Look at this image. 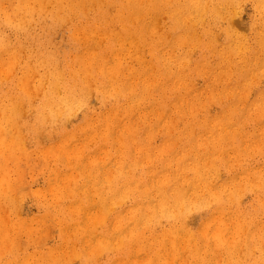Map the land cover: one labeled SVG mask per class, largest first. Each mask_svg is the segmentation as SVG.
Listing matches in <instances>:
<instances>
[{"label":"rangeland","instance_id":"obj_1","mask_svg":"<svg viewBox=\"0 0 264 264\" xmlns=\"http://www.w3.org/2000/svg\"><path fill=\"white\" fill-rule=\"evenodd\" d=\"M76 1V2H75ZM135 1H137V0H131V1H128V0H74V1H72L74 4H72V5H70V7L73 9V11H72V9L70 8L69 10H68V12H67V14H66V16L64 15L65 13H63V12H61L60 13V15H62V16H65L61 21H59V22H55L54 23V17L52 16V9H53V5H52V2H50L49 0H43V2H42V7H41V9H40V11H38L37 10V8L40 6V4L38 5V3H37V0H28V2H29V4L30 5H32L33 7H32V9L33 10H31L29 13H26L25 12V14H23L24 12H19L18 13V15H15V14H12V16L14 17L13 18V20H12V22H10V23H8V24H2V25H0V32H1V34H0V57H2V56H6V58L4 59L3 57L1 58V60H0V62H3L4 63V60H5V63L4 64H6V66L4 67V66H1V64L2 63H0V99L1 98H4V97H1V95L2 94H4V93H7L8 94V99H4L3 101H5V102H7V101H9L11 104H13V103H15V102H17L18 104H19V102H20V104H22L21 106L22 107H20V105H17V108H16V114L17 113H19V115L16 117V119H15V123H12L11 125L12 126H9L6 130H8V131H10V132H6L5 133V135H3L6 139H8V137H9V139H13L14 140V142L16 143V147H17V144H18V146H19V151L22 153V155L20 156V157H18L17 159H15V158H11V159H9L8 160V162H7V165H9L8 167H9V173H11L10 174V177H12V185L14 186L15 184H16V187L14 188L13 186H11V187H13L14 188V191H13V193H12V191H10V190H12L13 188H11V189H9L8 190V198L10 199L4 206H2L1 207V209H2V212H1V217H2V219H3V217H4V220L3 221H7L8 220V224H11L10 223V221H16V222H18V223H25V222H27V223H31L30 225V227H31V229L33 228V231L32 230H28V233H26L27 235H25V234H22V232L17 236L16 235V240H17V242L14 244V248H13V251H11V252H9V251H7V250H5L3 253H0V264H6V262H7V260H10V259H14L15 258V255L16 256H18V257H20V258H23V257H25V256H27V255H29V254H31L32 255V257L33 256H35V257H33V258H35L36 260H37V262H36V264L38 263V261H40L39 263L40 264H65L64 262H66V258H67V262H66V264H93V262L94 263H97V264H99V261H101V263L100 264H102L103 262V264H112V262H113V264L115 263V261L117 260V258L118 257H121L122 258V260H123V257L122 256H125L124 257V259H127V257H128V255H127V252L133 247V249H132V254L134 255L135 254V247H134V243H132V242H134V241H130V240H128V232H130V229H128V228H130V227H133V229H135V231H137L138 229V231L136 232V234H137V236H138V239H143L144 241V243L146 244L147 243V240L149 239V238H151V237H153V236H157V235H159L162 231H163V229H167L168 227H179L180 226V231L181 232H183V234H184V232H185V230L188 228V229H190L191 231H197V229L200 227V225H201V222L204 220V219H206L207 217H209L210 216V214H211V209H213L216 205H217V202L213 199V197H210L209 196V194H208V192L205 190L204 192H203V196L202 195H198L200 192H198V190H196L195 191V193H193L192 192V196H191V190H192V181L190 182V178H191V180H193V178L195 177V173H192V172H194V168H195V171L196 170H200V169H205V167H206V169L205 170H203L204 172H205V174H206V179L209 181V183L212 185V187H213V190L215 189V190H217V191H214L215 193L216 192H220V191H218L222 186H224V188H225V193L224 192H221V193H223V194H225L226 196L228 195L229 196V200H227V197L225 196V195H223L222 194V197L224 198V202H225V204H224V208L225 209H228V211H230V212H233V211H237V209H238V211H241L242 213H243V211H246V212H244V214H246V220L248 221L249 219H251L250 221H257L258 223H259V225L261 226V222L262 221H264V214H263V212H264V210H262L263 208H264V204H263V200H264V174H262V176L263 177H259V175H258V173L257 174H254L253 172L258 168V169H260V170H258V171H261L262 169H263V166L264 165H262L263 163H264V139H261V141H259L260 140V138L262 137V136H264V131H262L261 132V130H264V106H263V109L260 107V104L262 103L263 105H264V101H263V99H264V57H261V56H264L263 54V52H264V45L262 46V44L264 43V24H262V23H260V21H259V19H260V15H258L259 14V12L255 9V4H254V2H255V0H244L245 2H243V0H237L238 2L237 3H235L234 4V7L236 8V6H238V5H240V6H238L236 9H237V13H231L227 18H225V19H221V21H220V24L218 23V24H212V25H210V27H211V30H212V32H213V39H215V41L213 42V41H210V43L209 42H207L206 44L208 45L207 46V48L204 46V44H203V41L205 40V39H207V37H205V35H203L202 34V31L205 29V28H207V26H205L204 24H203V21L201 22L199 19H198V13H181L180 14V16L177 18L178 19V21H177V19H176V21L173 19V17L171 16V15H168L169 13H166V14H163L165 11L166 12H170L171 14H172V9H174V6L175 5H177V4H179L182 0H170V2H169V0H159V2H158V0L156 1V0H141L142 1V3H141V1L139 0V4H138V1H137V3L135 2ZM144 1V2H143ZM156 1V2H155ZM176 1V2H175ZM178 1V2H177ZM215 1V0H214ZM218 1H220V0H216L215 2H218ZM243 2V3H239V2ZM7 2V3H6ZM5 2V4H7V9H8V11H10V9H9V1H6ZM31 2V3H30ZM35 2H36V4H35ZM82 2V3H81ZM84 2V3H83ZM129 2H130V4H129ZM158 2V3H157ZM50 3V4H49ZM80 3H81V5H80ZM120 3V4H119ZM128 3V4H127ZM145 3V4H144ZM163 4L162 6H161V4ZM49 4V6H47ZM84 4V5H83ZM89 4H91L90 6H89ZM141 4V5H140ZM155 4H157L156 6H155ZM80 7H79V6ZM93 5H95V6H93ZM121 5H124V8L123 9H121L120 8V6ZM159 5V6H158ZM171 6L170 8L168 7V6ZM172 5H173V7H172ZM254 5V6H253ZM86 7V8H85ZM128 7V8H127ZM156 7V8H155ZM167 8V9H165V8ZM220 7H222V9H224V5H220ZM45 8V9H44ZM132 8H135L134 10L135 11H133V9ZM168 8H169V11H168ZM81 9V10H80ZM227 9V8H226ZM83 10H86V11H83ZM158 10V11H157ZM75 11H76V13H75ZM109 11H111V12H109ZM124 12V14H125V12H126V14H125V16L127 15H129V12L131 11V12H134L133 14H131V20H122L121 19V12ZM144 11V12H143ZM101 12V13H100ZM137 12H139V13H137ZM156 13V15L159 13V17H158V15L156 16L155 15V13ZM255 12V13H254ZM257 12V13H256ZM21 13H22V15H21ZM72 13V14H71ZM151 13H152V15H153V17L151 16ZM34 14V15H33ZM136 14V15H135ZM138 14V15H137ZM139 14H140V16H139ZM233 14V15H232ZM238 14H240V15H237ZM101 17H100V16ZM161 15H163L162 17H161ZM194 16V17H192L191 18V16ZM87 16V17H86ZM135 16H139L138 17V19L137 20H133V17H135ZM171 16V17H170ZM186 18H185V17ZM187 16H189V17H187ZM203 16H204V14H203ZM233 16H236L237 18L236 19H232L231 20V17H233ZM143 17V18H142ZM145 17V18H144ZM157 17H158V19H157ZM197 19H196V18ZM211 17V16H210ZM68 18V19H67ZM77 18V19H76ZM130 18V17H129ZM151 18V19H150ZM167 18V19H166ZM182 18V19H181ZM185 18V19H184ZM188 18V19H187ZM110 19V20H109ZM141 19V20H140ZM152 19L153 20H156V21H152ZM172 19V20H171ZM187 19V20H186ZM191 19H193V25L191 24V22L190 21H192ZM196 19V21H194ZM22 20H24V21H22ZM77 20V21H76ZM150 20V21H149ZM167 20V21H166ZM174 20V21H173ZM189 20V21H188ZM204 20V19H203ZM205 20H209V16H206V18H205ZM239 20V21H238ZM258 20V21H257ZM19 21H21V22H19ZM99 21V22H98ZM104 21V22H103ZM132 21V22H131ZM143 21V22H142ZM146 21H148V22H146ZM151 21H152V25L154 26H151L152 28H153V30L152 29H150L151 27L149 26V25H151ZM162 21V22H161ZM181 21H183V22H181ZM225 21V22H224ZM235 21H237L238 22V26L236 25V26H234V24H235ZM40 22V23H39ZM71 22V23H70ZM86 22H88V23H90V24H88L87 23V25H86ZM92 22V23H91ZM157 22V23H156ZM176 22H178V23H180L182 26L183 25H185V26H183V29H180L179 27H178V25H177V23ZM257 22V23H256ZM20 23V24H19ZM48 23H49V25H48ZM117 24V25H115V24ZM132 23V24H131ZM139 23H141L140 25H139ZM149 23V24H148ZM160 23V24H159ZM163 23H164V25H163ZM166 23V24H165ZM176 23V24H175ZM227 23V27H229L232 31H234V33H237L238 35L240 34V32H241V34L239 35V37L238 38H244V39H241L242 41H243V44L241 45L240 43V40H238V43H239V45H241V49H242V47L243 46H245V44H246V46L244 47V49H240L239 50V52H236V54H235V51L233 52V50L231 49V47H228V46H226V45H228V44H226V41H225V39H224V30L222 29L223 27L222 26H224L225 24ZM13 24V25H12ZM97 24V25H96ZM102 24V25H101ZM106 24V25H105ZM111 24V25H110ZM137 24V25H136ZM146 26H145V25ZM158 24V25H157ZM163 25L162 27H159L160 25ZM190 24H191V26H190ZM223 24V25H222ZM231 24V25H230ZM256 24V25H255ZM7 25H9V26H7ZM28 25V26H27ZM78 25V26H77ZM86 25V26H85ZM94 25H96L95 27H94ZM108 25V26H107ZM141 25H144V29H142V28H140L141 27ZM172 25V26H171ZM189 25V26H188ZM214 25V26H213ZM219 25V26H218ZM240 25V26H239ZM242 25H244V27H246V28H244ZM251 25V26H250ZM255 25V26H254ZM48 26V27H47ZM64 26V27H63ZM81 26V27H80ZM91 26H93V29H91L92 27ZM98 26V27H97ZM136 26L139 28H137L138 30H136ZM148 26L150 27V28H148ZM158 26V27H157ZM167 26V27H166ZM171 26V27H170ZM194 26V27H193ZM197 26V27H196ZM201 28H200V27ZM218 26V27H217ZM232 26H233V28H232ZM241 26L243 27V28H241ZM11 27V28H10ZM96 27H97V29H96ZM108 28V30L106 29V28ZM120 29H119V28ZM130 27V28H129ZM156 27H157V29H156ZM175 27V28H174ZM186 27V28H185ZM187 27H188V29H187ZM190 27H191V29H190ZM259 27V28H258ZM260 27H262V29L260 28ZM1 28H4V29H1ZM16 28V29H15ZM18 28V29H17ZM129 28V29H128ZM165 28V29H164ZM170 28H171V30H170ZM197 28V29H196ZM216 28V29H215ZM250 28V29H249ZM252 28V29H251ZM38 30V32H37V30ZM79 29V30H78ZM81 29V30H80ZM105 29V30H104ZM148 29L149 30H151V31H148ZM194 29H195V31H194ZM243 29H246V30H243ZM6 30V31H5ZM43 30H44V32H43ZM69 30V31H68ZM74 30H76V31H74ZM89 30V31H88ZM110 30V31H109ZM155 30V31H154ZM157 30H158V32H157ZM163 30H164V32H163ZM168 30V31H167ZM182 30V31H181ZM193 31V35H191L192 36V38H191V36H190V33L189 32H191L192 33V31ZM197 30V31H196ZM200 30V31H199ZM238 30V31H237ZM240 30V31H239ZM251 30V31H250ZM254 30L255 31H257V33H254ZM263 31V32H260V31ZM18 31H19V33H18ZM33 31V32H32ZM80 31V32H79ZM85 32V34H83L82 36H81V34H82V32ZM101 31L103 32V33H101ZM107 31V32H106ZM167 31V32H166ZM174 31V32H173ZM175 31H177L176 33H175ZM185 31H188V32H186L185 33ZM237 31V32H236ZM243 31V32H242ZM259 31V32H258ZM16 32V33H15ZM87 32V33H86ZM89 32H90V34H89ZM161 32V33H160ZM167 33V35L169 34V36H171V38H173V39H171L169 36L167 37V35H165L164 34V36H163V33ZM169 32V33H168ZM184 32V33H183ZM200 32V33H199ZM222 34H221V33ZM245 32V33H244ZM10 33V34H9ZM24 33V34H23ZM47 33V34H46ZM71 33L73 34V36L71 37L70 35H71ZM96 33V34H95ZM100 33V34H99ZM117 33V35H115ZM130 33V34H129ZM175 33V34H174ZM182 33V34H181ZM199 34V36L197 37V35ZM216 33L218 34V35H216ZM249 33V34H248ZM9 34V35H8ZM32 34V35H31ZM35 34V35H34ZM40 34V35H39ZM69 34V35H68ZM88 34H89V37H87L88 36ZM100 36H99V35ZM108 34V35H107ZM123 34V35H122ZM132 34H135L134 36L132 35ZM148 34V35H147ZM185 36H184V35ZM186 34H188V36L189 37H187V35ZM244 34V35H243ZM254 36H253V35ZM257 34V35H256ZM28 35H30V36H28ZM37 35V36H36ZM42 35H43V37H42ZM46 35H48V36H46ZM50 35V36H49ZM98 35V36H97ZM119 35H120V37H119ZM175 36V38H174V36ZM202 35V36H201ZM241 35H243V37L241 36ZM245 35H246V37H245ZM257 37H256V36ZM8 38H7V37ZM19 36V37H18ZM25 36V37H24ZM27 36V37H26ZM41 36V37H40ZM60 36V37H59ZM123 36H125V37H123ZM134 37V39H133V37ZM187 37V38H184V37ZM193 36H195V37H193ZM215 36H218V37H215ZM259 36H261V37H259ZM5 37V38H4ZM32 37V38H31ZM64 37V38H63ZM70 37V38H69ZM94 37V38H93ZM98 37H102V38H99L98 39ZM118 37H119V39H118ZM121 37H123V38H121ZM137 37V38H136ZM163 37V38H162ZM167 37V38H166ZM182 37V38H181ZM248 37V38H247ZM255 37V38H254ZM263 37V38H262ZM21 38V39H20ZM42 40H41V39ZM46 40H45V39ZM53 38H54V40H53ZM56 38V39H55ZM80 38H81V40H80ZM97 38V39H96ZM112 39V41H111V39ZM121 38V39H120ZM129 38H131L132 40H129ZM135 38L137 39V41L135 40ZM147 38V39H146ZM177 38V39H176ZM189 38H191V39H189ZM195 38V39H194ZM197 38H198V40H197ZM216 38L218 39V40H220V41H216ZM255 40H254V39ZM33 39V40H32ZM88 39H89V42H88ZM96 39V40H95ZM127 39H128V42H126L127 41ZM154 39V40H153ZM188 39V40H187ZM204 39V40H203ZM249 39V40H248ZM262 39H263V41H262ZM11 40H13V41H11ZM40 40V41H39ZM67 40V41H66ZM83 40H85V42L82 44V42H83ZM94 40L97 42H95L96 44H95V46L93 45L94 44ZM99 40V41H98ZM113 40H115L116 41V43H115V41H113ZM118 40V41H117ZM138 40H140V41H138ZM165 40V41H164ZM170 40V41H169ZM177 40V41H176ZM180 40V42H178ZM192 40V41H191ZM193 40H195V41H193ZM251 40L253 41V42H251ZM259 42H258V41ZM42 41V42H41ZM47 41V42H46ZM54 41V42H53ZM72 41V42H71ZM81 41V42H80ZM102 41V43L100 44V42ZM104 41H106V42H104ZM108 41V42H107ZM111 43H110V42ZM120 41V42H119ZM133 41H135V43H136V45H135V43L133 42ZM163 41H164V43H163ZM167 41H169L168 43H166ZM176 41V42H175ZM186 41V42H185ZM191 41V42H190ZM4 42V43H3ZM34 42V43H33ZM38 42V43H37ZM40 42V43H39ZM99 42V43H98ZM122 42V43H121ZM131 42V43H130ZM138 42V43H137ZM143 42H144V44H143ZM159 42H161L160 44H159ZM173 42H174V44L175 43H177V45L175 44H173ZM187 42H189V43H187ZM195 42V43H194ZM212 42L214 43V44H212ZM249 42V43H248ZM259 43L258 45H257V43ZM29 43H30V46H29ZM36 43H37V45H36ZM43 43V44H42ZM55 44V46H54V44ZM113 43V44H112ZM114 43H115V45H114ZM127 43H129L128 45H129V47H128V45H126ZM158 43V45L159 46H157L156 44ZM180 43V44H179ZM184 43V44H183ZM186 43H187V45H186ZM192 43V44H191ZM193 43H194V45H193ZM201 43V44H200ZM218 43V44H217ZM220 43V44H219ZM260 43H262L261 45H260ZM48 44V45H47ZM58 44V45H57ZM69 44V45H68ZM92 44V46H90ZM100 44V45H99ZM131 44H132V48L134 49H132L131 48ZM138 44H139V46H138ZM171 46H170V45ZM181 44H183V45H181ZM189 44H191V45H189ZM205 44V45H206ZM23 45V46H22ZM39 45V46H38ZM110 45V46H109ZM156 45V46H155ZM166 45H168V46H166ZM174 45V47L172 48V49H170L172 46ZM180 45V46H179ZM184 45H186V46H184ZM188 45H189V49H188ZM222 45V46H226V47H220V46ZM234 45V44H233ZM24 46H26V47H24ZM38 46V47H37ZM53 46H54V48H53ZM64 46V47H63ZM68 46V47H67ZM89 46V48H86V47H88ZM135 48H134V47ZM161 46H162V48H161ZM166 46V47H165ZM183 46V47H182ZM217 48H216V47ZM218 46H219V48H218ZM232 46V45H231ZM33 47H35V48H33ZM59 47V48H58ZM94 47V48H93ZM102 47V48H101ZM122 47V48H121ZM127 47H128V49H129V51H128V49H127ZM157 47V48H156ZM166 48V50H165V48ZM175 47H176V49H175ZM185 47H186V49H185ZM260 49H259V48ZM40 48V49H39ZM47 50H46V49ZM61 48V49H60ZM83 48V49H82ZM97 48V49H96ZM105 48V49H104ZM131 48V49H130ZM137 48V50L135 51V49ZM138 48H140V49H138ZM160 48V49H159ZM209 48V49H208ZM230 48V49H229ZM250 48V49H249ZM251 48H252V50H251ZM255 48V49H254ZM258 48V50H259V54L260 55H257V53H258V50H256ZM23 49V51H21ZM35 49V50H34ZM43 49H45L46 50V52L44 53V52H42V50ZM56 51H55V50ZM60 49V50H59ZM63 49V50H62ZM84 49L85 50H88L89 49V53H90V57L88 56L89 55V53H88V51L87 52H85L84 51ZM110 49V50H109ZM162 49V51H160ZM168 49V50H167ZM184 49H185V51H184ZM191 49V50H190ZM194 49V50H193ZM213 49H214V51H217L216 53L213 51ZM226 49V50H225ZM237 49V48H236ZM263 49V50H262ZM30 50V51H29ZM80 50H82V51H80ZM91 50H94L93 52L91 51ZM102 50V51H101ZM108 50V51H107ZM116 50V51H115ZM123 50H125L126 52H128L129 54L127 55V56H130V57H128L129 58V60L126 58L127 56H125L126 55V52L124 53L123 52ZM138 50H140V51H138ZM156 50V51H155ZM170 50H172V52L171 53H173L174 51L173 50H175V52L173 53V54H170L169 52H170ZM184 52H183V51ZM187 50V51H186ZM188 50H189V52H188ZM51 51V52H50ZM59 51H61V52H59ZM73 51H74V53H73ZM77 51V52H76ZM78 51H79V53H81V54H83V56H85L84 55V53L86 54L87 53V55H86V57H83L82 55H81V57L82 58H80V54L78 53ZM107 51V52H106ZM114 51V52H113ZM135 51V52H134ZM138 51V52H137ZM165 51V52H164ZM190 51H192V52H190ZM212 51H213V53H212ZM230 51V52H229ZM237 51H238V49H237ZM243 52V53H241V52ZM6 52V53H5ZM12 52H13V54H12ZM26 52V53H25ZM56 52V53H55ZM71 52H72V54H71ZM83 52V53H82ZM97 52V53H96ZM133 52V54L132 55H130V53H132ZM159 52V53H158ZM161 52V53H160ZM196 52V53H195ZM206 52V53H205ZM219 52V53H218ZM221 52V53H220ZM225 52H227V53H225ZM233 52V53H232ZM244 52H246L247 54H245ZM25 53V54H24ZM32 53V54H31ZM50 53H52L53 55H55V60L54 61H51V62H48V57H47V55L49 54V55H51ZM77 53V54H76ZM93 53H95V54H93ZM109 53V54H108ZM169 53V54H168ZM178 53V54H177ZM183 53H185V54H183ZM188 53L190 54V55H188ZM224 53V54H223ZM229 53H230V55H229ZM232 53V54H231ZM240 53V54H239ZM256 53V54H255ZM11 54V55H10ZM17 54V55H16ZM24 54V55H23ZM40 54V55H39ZM46 54V55H45ZM106 54V56L108 57H105L104 55ZM112 54V55H111ZM113 54H115V55H117V57H118V59H116L115 58V55H113ZM124 54V55H123ZM144 54H146V55H143ZM163 54V55H162ZM175 54L177 55V56H175ZM180 54V55H179ZM183 54V55H182ZM202 54V55H201ZM222 54V55H221ZM242 54V55H241ZM250 54V55H249ZM253 54V55H252ZM15 55L17 56V57H15ZM44 55V56H43ZM58 55V56H57ZM100 55V56H99ZM134 55V57H131V56H133ZM167 55H168V57H167ZM196 55V56H195ZM224 55V56H223ZM233 55V56H232ZM237 55V56H236ZM238 55H241L240 56V59L241 58H244V59H241V60H243V61H241V60H239L237 57H238ZM247 55H248V57L249 58H247ZM252 55V56H251ZM26 56V57H25ZM33 56V57H32ZM74 56H75V58H74ZM111 56V57H110ZM125 56V57H124ZM141 56H143V57H141ZM159 56V57H158ZM161 56V57H160ZM167 58H166V57ZM174 56V57H173ZM181 56V57H180ZM186 56V57H185ZM192 56V57H191ZM218 56V57H217ZM229 56H231V57H229ZM259 56V57H258ZM14 57V58H13ZM39 57V58H38ZM45 59H44V58ZM89 57V58H88ZM103 58V57H105V58H103V60H99V59H101V58ZM112 57H113V59H112ZM119 57L121 58V59H119ZM169 57H171V58H169ZM189 57V58H188ZM224 57V58H223ZM232 57H234L233 59H232ZM261 57V58H260ZM19 59V60H17V62H14V61H16V59ZM73 58V59H72ZM99 58V59H98ZM131 58H133V59H135L134 60V62H133V60L131 59ZM144 58V59H143ZM160 58H162L161 60H160ZM172 58L174 59V60H172ZM177 58H179V60L177 59ZM182 60H181V59ZM185 58V59H184ZM187 58V59H186ZM204 58V59H203ZM217 58V59H216ZM222 58H223V60H222ZM226 58V59H225ZM238 60H237V59ZM254 58V59H253ZM12 59V60H11ZM26 61H25V60ZM59 59H60V65H58L59 64ZM87 60L88 61V59H89V61H88V63L87 64H85V66H86V70H84L85 72H87V70L89 69V67H90V69H89V71L90 70H92V71H90L89 73H91V75H88L89 73L87 72L86 73V75H88V78H87V76L84 74L85 72L83 71V70H81L82 68H83V66H84V63H86L87 61H85V60ZM94 59H96L97 60V62H96V60H95V62H94ZM109 59H111V60H109ZM131 59V60H130ZM166 59L168 60L167 61V63H166ZM184 59V60H183ZM190 61H189V60ZM194 59V60H193ZM208 59V60H207ZM226 61H225V60ZM235 59V60H234ZM253 61H256V63L254 64L253 62H252V60ZM258 59H260L259 60V62H258ZM263 59V60H262ZM14 60V61H13ZM29 60H30V62H29ZM71 60H72V62H71ZM78 60H83V61H81V63H79L80 61H78ZM99 60V61H98ZM105 60V61H104ZM113 60V61H112ZM119 60H120V62H119ZM125 60V61H124ZM138 60V61H137ZM153 60V61H152ZM172 60V61H171ZM176 60H178L177 62H176ZM182 62H181V61ZM188 60V61H187ZM200 60V61H199ZM205 60V61H204ZM212 60V61H211ZM214 60H215V62H214ZM237 60V61H236ZM248 60V61H247ZM14 63H13V62ZM75 61V62H74ZM102 61H104L105 63H101ZM107 61H110L111 63L112 62H114L115 61V64L113 63L112 65H114V67H115V65H117V67L116 68H114L112 65H110L111 63H109V62H107ZM128 61H129V63H128ZM147 61V62H146ZM165 61V62H164ZM181 63H180V62ZM188 62V63H186V62ZM195 61V62H194ZM201 61H203L202 63H203V65H202V63H201ZM211 61V62H210ZM234 61V62H233ZM10 62H12L13 64H16V65H13L12 63H10ZM49 63V65H48V63ZM62 62V63H61ZM78 62V63H77ZM92 62H93V64H92ZM99 62V64H96V63H98ZM117 62H119V63H117ZM132 62V63H131ZM142 62V64L140 65V63ZM149 62H151L150 63V66H149V64H143V63H149ZM154 62V63H153ZM161 62V63H160ZM171 62V63H170ZM176 62V63H175ZM179 62V63H178ZM185 62V63H184ZM209 62V63H208ZM213 62V63H212ZM226 62V64H222V63H225ZM231 64H230V63ZM232 62H233V64H232ZM241 62V63H240ZM248 62V63H247ZM252 62V63H251ZM21 63H22V65H21ZM65 63V64H64ZM74 63V64H73ZM108 63V64H107ZM131 63V64H130ZM165 63H166V65H165ZM177 63H178V65L179 64H182V65H177ZM206 63V64H205ZM221 63V64H220ZM251 63V64H250ZM260 64L259 66H260V68L258 67V65L257 64ZM13 66H12V65ZM73 64V65H72ZM79 64H81V65H79ZM120 64V65H119ZM127 64V65H126ZM130 66H133L134 68H135V70L134 71H132L133 70V68L131 67L130 69H132L131 71L130 70H128L129 69V65ZM153 64V65H152ZM155 64V65H154ZM161 64V65H160ZM185 65V67H184V65ZM199 64V65H198ZM211 64H213V65H211ZM216 64V65H215ZM218 64H220V65H218ZM228 64H230V66L232 67V65H233V67L231 68ZM243 64H245V65H243ZM246 64H248V65H246ZM254 64V65H253ZM262 64V65H261ZM3 65V64H2ZM24 65V66H23ZM33 65V66H32ZM67 67H66V66ZM78 65H79V67H78ZM96 65V66H95ZM99 65V66H98ZM108 65V67H106ZM112 66L113 67V69L115 70V74H114V70L113 69H111L112 71H109V69H106V68H110V66ZM120 66V68H119V66ZM140 65V66H139ZM189 65V66H188ZM204 65H206V66H204ZM209 65V66H208ZM250 65V66H249ZM253 67H252V66ZM10 66V67H9ZM38 66V67H37ZM74 66V68H72L71 69V67H73ZM89 66V67H88ZM100 66H102L101 68H100ZM124 66H126V67H124ZM129 66V67H128ZM152 66H153V68H152ZM164 66H167L166 68H164ZM169 66H170V68H172V70L173 71H171V70H169L170 68H169ZM179 68H178V67ZM181 66V67H180ZM201 66V67H200ZM241 66V67H240ZM257 66V67H256ZM3 67V68H2ZM11 67H12V70H10L11 69ZM14 67V68H13ZM32 67V68H31ZM60 67V68H59ZM95 67H99V68H95ZM124 67V68H123ZM137 67V68H136ZM139 67V68H138ZM141 67V68H140ZM176 67V68H175ZM183 67H184V71H183ZM200 67V68H199ZM202 67H204V70H201L202 69ZM229 67V68H228ZM237 67H239V69L236 68ZM242 67H243V69H245V70H242ZM246 67V68H245ZM249 69H248V68ZM261 67H262V71H260L261 70ZM5 68V69H4ZM26 68V69H25ZM34 68V69H33ZM39 68V69H38ZM50 68V69H49ZM78 69V72H74V70L75 69ZM88 68V69H87ZM123 68V69H122ZM143 68V69H142ZM145 68V69H144ZM188 68V69H187ZM213 68V69H212ZM214 68H216V69H214ZM224 68H225V70H224ZM228 68V69H227ZM251 68V69H250ZM259 68V69H258ZM3 69V70H2ZM47 69H49V71L47 70ZM97 69H100V71L99 70H97ZM147 69V70H146ZM152 70V71H150L151 73H150V75L148 76V78H147V80L148 81H146V82H148V87H149V85L151 84V80H152V76H153V78L155 79H153L152 81L154 82H152V86H150L149 88H148V92H147V90H146V93H145V89H147V87L145 88V89H143L142 90V81H141V79H142V77H143V75L145 76V75H148L149 74V70ZM168 71H167V70ZM176 69H177V71H176ZM186 69V70H185ZM205 69H206V71H205ZM209 69H211L210 71H212V72H210V71H208ZM218 69V70H217ZM221 69H223L222 70V74L223 75H225L226 73H228V75H225V76H223V75H218L219 74V71L221 70ZM8 70V71H7ZM23 70H26V71H28L27 73H33L32 75L33 76H30V85L28 86V89L29 90H34V92H33V90H32V92L31 91H29L28 89H22V88H20V86L18 87L17 85H16V79L18 78V76L22 73V71ZM106 70H108L107 71V73H106ZM122 70V71H121ZM125 70V71H124ZM139 70V71H138ZM144 70V71H143ZM165 70L168 72V73H166L165 72ZM179 70V71H178ZM195 70H197L196 72H195ZM214 70V71H213ZM216 70V71H215ZM230 70H231V72H230ZM238 70H240V71H238ZM260 71L259 73H257V72H254V71ZM5 73H4V72ZM12 71V72H11ZM52 71H60V74L62 75V82H61V84H60V86H59V88L57 89V88H55L54 89V96H61V95H63L64 93H65V90H66V88H67V86L70 84V80L68 79L69 77V75H72V79H74L73 78V74L71 73V71H73V73H80L81 75H79V76H77V78H76V80L74 79V80H72L75 84H76V87L78 88L80 85H83L84 87H85V89L87 88L88 89V93H87V95L85 96H82V93H83V91H82V93H81V95L80 96H76V98H75V104H74V106H73V108L72 109H70L69 111H66V113L69 115V117H68V120H67V124H65V122H66V120H62V119H58V118H55V119H49V120H46L45 122H44V124L43 123H41L39 120H40V118H39V112H38V105L41 103L40 102V100L42 101V99L44 98V94H45V92L48 90V89H50L51 88V86H50V81H51V79H49L50 78V73L52 72ZM97 71H99V73H97ZM144 73H143V72ZM169 71H170V73L172 74H169ZM175 71H176V73H175ZM192 71H194V72H192ZM198 71L200 72V73H198ZM202 71V72H201ZM204 71H205V73H204ZM224 71H225V73H224ZM228 71V72H227ZM246 71H248V72H246ZM252 71V73L250 74V72ZM8 72H10L11 74H8ZM65 72V73H64ZM81 72H84V73H81ZM133 72V73H132ZM137 72V73H136ZM140 72H142V73H140ZM146 72L148 73V74H146ZM155 72H156V75H155ZM185 73V75H187V77H188V79H187V77L185 76L184 77V73ZM221 72V71H220ZM230 72V73H229ZM35 73H38V74H35ZM114 75H113V74ZM119 73V74H118ZM123 73V74H122ZM125 73V74H124ZM129 73H131V74H129ZM178 73H179V75H178ZM238 73V74H237ZM240 73H241V75H240ZM255 73V74H254ZM257 73V74H256ZM2 74V75H1ZM44 74H46V75H44ZM100 74V75H99ZM106 74H107V77H106ZM110 76H109V75ZM121 74V75H120ZM165 74L167 75L168 74V76L170 77H165ZM176 74V75H175ZM181 74H183V75H181ZM200 74V75H199ZM203 74L205 75V77L203 76ZM209 74H211V75H209ZM221 74V73H220ZM235 74V75H234ZM7 75V76H6ZM97 75H99L98 77H97ZM105 75V76H104ZM114 76V78L112 79L111 78V76ZM116 75V76H115ZM126 75V76H125ZM128 75V76H127ZM133 75V76H132ZM135 75V76H134ZM137 75H138V77H137ZM142 75V76H141ZM152 75V76H151ZM196 75H197V78H196ZM231 77H230V76ZM233 75V76H232ZM247 75V76H246ZM250 75V76H249ZM251 75H253V76H251ZM260 75V76H259ZM5 76V77H4ZM46 78H45V77ZM83 76L84 77H86V78H83ZM120 76V77H119ZM123 76H125V77H123ZM151 76V77H150ZM164 76V77H163ZM179 76H180V78H179ZM193 76H195V77H193ZM207 76H208V79H207ZM209 76L211 77V78H209ZM213 76V77H212ZM221 76V77H220ZM230 78H229V77ZM240 76H241V78H240ZM126 77H127V79H126ZM132 77V79L130 80V78ZM137 77V78H136ZM141 77V78H140ZM162 77V78H161ZM174 77H175V79H174ZM192 77V78H191ZM215 77V78H214ZM217 77V78H216ZM220 77V78H219ZM224 77V78H223ZM234 77V78H233ZM238 79H237V78ZM253 77V79H251ZM3 78V79H2ZM37 78V79H36ZM109 78H110V80H109ZM119 78V79H118ZM150 78V79H149ZM168 78V79H167ZM184 78H186V79H184ZM191 78V79H190ZM199 78V79H198ZM204 78V79H203ZM215 80H214V79ZM220 80H219V79ZM227 78H229L230 80H227ZM240 78V79H239ZM249 78H250V82H249ZM257 78V79H256ZM260 80H259V79ZM47 79V80H46ZM90 81H89V80ZM103 79V80H102ZM112 79V80H111ZM123 79V80H122ZM133 79H134V81H133ZM136 79V80H135ZM184 79V80H183ZM196 79V80H195ZM217 79L219 80L218 82L219 83H217ZM233 79V80H232ZM244 79V80H243ZM255 79L257 80V82H255L254 83V81H255ZM36 80V81H35ZM41 81L42 82V86H41V90L40 89H38V91H37V88H36V83L38 82V81ZM79 80V81H78ZM85 80V81H84ZM108 80V81H107ZM114 80L116 81V82H114ZM125 80V81H124ZM127 80V81H126ZM139 80L141 81V83H139ZM161 80V81H160ZM167 80V81H166ZM172 80H175L174 82H172ZM180 80V81H179ZM186 80V81H185ZM190 80H192L191 82H190ZM195 80V81H194ZM206 80H210V82L208 81V82H206ZM221 80H223L222 82H221ZM228 81V82H224V81ZM247 80H248V82H247ZM13 81V82H12ZM87 81V82H86ZM110 81V83L111 82H114V84H116L117 82H119L120 84H122V85H120L119 83H117V84H119V85H117L116 84V86H117V88H116V86H115V88L114 87H112L114 84L113 83H108ZM123 81V83H121ZM131 81H132V85L134 84L133 82H135L136 84H134L135 86H133L132 87V91L130 92V93H128V90L127 91H124V92H122L121 93V89H122V87L124 86V85H131ZM157 81V82H156ZM183 81H185L186 83L187 82H189V83H185V82H183ZM194 81V82H193ZM230 81V82H229ZM238 81H240V82H238ZM244 82V84H242L243 82ZM103 82V83H102ZM158 82H160V83H158ZM177 82H178V85H179V87H180V89H179V87H178V85H177ZM181 82H183V83H185V84H183V83H181ZM192 82L194 83V84H192ZM204 82H205V86H204ZM215 83V84H213V85H216V83H217V85L216 86H214L213 87V85H211L212 83ZM34 83V84H33ZM80 83H82V84H80ZM98 83V84H97ZM105 83V84H104ZM127 83V84H126ZM156 83V85H154ZM159 84V87L160 88H165V90H166V87H167V90L164 92V89H160L157 85ZM162 83V84H161ZM173 83V84H172ZM196 83V84H195ZM229 83V84H228ZM238 83L239 84H241V85H238ZM247 83H249L248 84V86L246 85ZM6 84H8V85H6ZM88 84H89V86H88ZM92 84V85H91ZM107 84H109V85H107ZM139 84V85H138ZM171 84V85H170ZM181 84V85H180ZM192 86H191V85ZM225 84V85H224ZM228 84V85H227ZM252 84V85H251ZM32 85V86H31ZM98 85H99V87H98ZM104 85V86H103ZM110 85H112V86H110ZM131 85V86H132ZM154 85V86H153ZM167 85V86H166ZM168 85H169V87H168ZM186 85L187 87H189L190 88V90H189V88L187 89L188 91L186 92V89L185 88H187L186 86H185V88H184V86ZM201 85V86H200ZM206 85H208V86H206ZM213 87H211V86ZM230 85V86H229ZM255 85V86H254ZM260 85V86H259ZM263 85V86H262ZM7 86V87H6ZM101 86H103L102 88L104 89V90H108V92H107V90L105 91V92H107V93H105L104 92V90H102V92H101V90L100 89H102L101 88ZM109 86V87H108ZM165 86V87H164ZM219 88H218V87ZM222 86V87H221ZM241 86V87H240ZM243 86V87H242ZM250 86V87H249ZM9 87V88H8ZM32 87V88H31ZM45 87V88H44ZM62 87V88H61ZM111 87L113 88V89H111ZM155 87V88H154ZM158 87V88H157ZM172 87V88H171ZM173 87H175V88H173ZM191 87H193V88H191ZM209 89H208V88ZM235 87L236 88H238V90L237 89H235ZM244 87L246 88H251V89H249L248 88V90H246V89H244ZM90 88V89H89ZM100 88V89H99ZM120 88V89H119ZM198 88V89H197ZM239 88H240V90H239ZM142 91H144V92H141V90ZM184 89V90H183ZM193 89H195V90H193ZM201 89H203L202 91H201ZM212 89V90H211ZM213 89H215L214 90V92L215 93H213ZM217 89V90H216ZM229 89L232 91L233 90V94L234 95H232V93L230 94V92H229ZM258 89V90H257ZM8 90V91H7ZM26 90H28L29 92H26ZM58 90H60V91H58ZM92 90H94L93 92H92V94L93 95H91V91ZM98 90V91H97ZM110 90L113 92V94H114V96H113V94H112V92L110 93ZM150 90V91H149ZM175 90V91H174ZM198 90V91H197ZM208 90V91H207ZM210 90H211V92H210ZM228 90V91H227ZM237 92H236V91ZM247 91L246 92V94H245V92L244 91ZM161 91H163L165 94H163ZM181 91V92H180ZM183 91V92H182ZM206 91H207V93H210V94H207L206 93ZM227 91V92H226ZM239 91H240V93L241 94H238L239 93ZM251 92V93H249V92ZM256 91V92H255ZM14 92H17V93H15L14 94ZM39 92V93H38ZM53 92V91H52ZM57 92V93H56ZM127 92V93H126ZM133 92V93H132ZM136 92V93H135ZM140 92V93H139ZM179 92V94L177 95L176 93H178ZM186 92V93H185ZM193 92H195V93H193ZM217 92H219V93H217ZM224 94H223V93ZM226 92V93H225ZM259 92L261 93V95L259 94ZM32 93V94H31ZM103 93V94H102ZM109 93V94H108ZM153 93H155V94H153ZM156 93H161L160 95H162V97L164 96V98L165 99H163L160 95H159V97H158V94L156 95ZM211 93H212V95H211ZM217 93V94H216ZM220 93H221V95H220ZM256 93V94H255ZM13 94V95H12ZM36 94H38V95H36ZM95 94H98L97 96L95 95ZM106 94L108 95V96H106ZM138 94V95H137ZM145 94V95H144ZM172 94V95H171ZM201 94V95H200ZM206 94L207 96L209 95L210 97H211V100H210V97L208 98L209 99V101H210V105H209V101H208V99H207V96H205L204 98H202L204 95ZM216 94L217 96H214V95ZM218 94H219V96H218ZM230 96H228V95ZM239 95V99H238V95ZM243 94V95H242ZM255 94V95H254ZM260 96H259V95ZM23 95V96H22ZM34 95V99H33V97L32 96ZM41 95H42V97H41ZM105 95V96H104ZM130 95V96H129ZM174 95H175V98H173L174 97ZM190 97H189V96ZM194 95H195V97L197 98H195L194 97ZM199 95V96H198ZM224 95H227L228 97H224ZM244 95H245V97H244ZM252 95V96H251ZM256 95H258V97L256 96ZM31 96V97H30ZM41 98H40V97ZM88 96V97H87ZM121 98H120V97ZM129 96V97H128ZM135 96V97H134ZM141 96V97H140ZM180 96V98L182 99L183 97V101L181 100V101H178V97ZM188 96V97H187ZM198 96V97H197ZM213 96V97H212ZM220 96H221V99H220ZM247 96V97H246ZM249 96V97H248ZM251 96V97H250ZM87 97V98H86ZM94 98V100L92 101V99ZM138 97V98H137ZM140 97V98H139ZM215 97V98H214ZM217 97H219V100H221V102H219V100H218V98ZM241 97V98H240ZM242 97H244V98H242ZM81 98V99H80ZM117 98V99H116ZM135 98H137L138 100H137V102L135 101L136 99ZM150 98H152V100L150 99ZM167 98H168V100H167ZM179 98V99H180ZM33 99V100H32ZM90 99H91V102L93 103L94 101V104H92L91 102H89L90 101ZM131 101H130V100ZM144 99V100H143ZM157 99V100H156ZM163 99V100H162ZM177 100V101H175L174 102V100ZM191 99H193L192 101H193V103H196V100H197V103H199V104H197L196 103V106H194V108H193V106L192 105H194V104H192V105H189V103L190 102H192V101H190ZM194 99H195V101H194ZM202 99V102H203V104H204V110L202 109V105H201V103L200 102H198V100H201ZM203 99H206L205 100V102L206 103H204V101H203ZM226 99H227V101H226ZM255 99V100H254ZM32 100V101H31ZM101 100V101H100ZM111 100V101H110ZM133 100V101H132ZM160 100V101H159ZM164 100H167L166 101V103H164L165 101ZM259 100H261V102H259ZM24 101V102H23ZM78 101H80V102H78ZM82 101V102H81ZM115 101V102H114ZM132 102V104L133 105H135L134 107H133V105L131 106L130 105V103L129 102ZM143 101H145V102H143ZM152 101V102H151ZM158 101V102H157ZM170 101V102H169ZM208 101V102H207ZM216 101V102H215ZM231 101V102H230ZM238 101V102H237ZM243 101V102H242ZM246 101H248V102H246ZM254 101H255V104H256V106H255V108H253L254 107ZM24 104H23V103ZM36 102V103H35ZM80 103L79 105L78 104H76V103ZM87 102H89V103H87ZM104 102V103H103ZM149 102H151V103H153V104H151V103H149ZM157 102V103H156ZM171 102H173L172 104H171ZM176 102H177V105L179 104V102H183V103H180L178 106H176ZM189 102V103H188ZM229 102V103H228ZM258 102V103H257ZM120 103V104H119ZM126 103L128 104V105H126ZM233 103V104H232ZM239 103V104H238ZM240 103H242L243 105H241ZM248 105H247V104ZM254 104V105H252V104ZM103 104V105H102ZM136 104H137V106H136ZM173 104H175V105H173ZM183 106H182V105ZM186 104V105H185ZM221 104V105H220ZM227 104V105H226ZM229 104V105H228ZM231 104V105H230ZM237 104H238V106H237ZM86 105V106H85ZM93 105V106H92ZM94 105H95V108H94ZM123 105H124V108H123ZM126 105V106H125ZM148 105V106H147ZM154 105H156V107L154 106ZM161 105V106H160ZM163 105V106H162ZM198 105V106H197ZM224 105V106H223ZM233 105H235V106H233ZM18 106H19V108L20 109H18ZM104 106V107H103ZM151 106V107H150ZM174 106V107H173ZM176 106V107H175ZM186 106V107H185ZM200 106H201V109L200 110H202V111H199L196 107H198V108H200ZM209 106H212L211 107V109H208L207 107ZM216 107V108H214V107ZM232 106H233V109H235L236 107L238 108V109H235V110H233L232 109ZM241 106H243V107H241ZM253 106V107H252ZM262 106V105H261ZM76 107V109H74ZM79 109H78V108ZM85 107V108H84ZM90 107V108H89ZM155 107V109H154V111H153V109H152V113H151V109L150 108H154ZM159 107V108H158ZM162 107V108H161ZM166 107V108H165ZM168 107H170V108H168ZM174 109H173V108ZM180 109H179V108ZM220 107V108H219ZM228 107V108H227ZM231 107V108H230ZM249 107V108H248ZM106 108H107V110H106ZM127 108V109H126ZM134 108V109H133ZM144 108V109H143ZM145 108H146V110L147 109H149L148 111H146L147 113H145ZM173 110H172V109ZM177 108V109H176ZM191 108V111H190V114L188 113L189 112V110L188 109H190ZM196 108V109H195ZM206 108V109H205ZM219 108V109H218ZM222 108V109H221ZM225 110H224V109ZM230 108V109H229ZM242 108V109H241ZM253 108V109H252ZM261 109L260 110V112L261 113H263L262 115H260V116H258L259 114L258 113H260L259 111H258V109ZM25 110V114L24 113H22L24 110ZM84 109H86V110H84ZM100 109V110H99ZM117 109H119V110H117ZM133 109V110H132ZM141 109V110H140ZM144 111H143V110ZM158 109H162V113H165L164 115H162V113L160 114V110H158ZM164 109V110H163ZM166 109V110H165ZM182 109H183V111H182ZM188 110V111H185V110ZM192 109L196 112H194V113H191V112H193L192 111ZM215 109V110H214ZM227 109H229L230 111H228ZM241 109V110H240ZM250 109V110H249ZM252 109V110H251ZM256 109H257V111H256ZM73 110V111H72ZM93 110V111H92ZM114 110V112L112 113V111ZM117 110V111H116ZM130 110H132L131 112H130ZM137 110V111H136ZM140 110V111H139ZM158 112H156V111ZM172 110V111H171ZM175 110V111H174ZM208 110H210V112L208 111ZM217 110V111H216ZM228 111V113H227V111ZM238 110V111H237ZM256 111V113L258 114H254L255 112H253V111ZM22 111V112H21ZM32 111V112H31ZM99 111V112H98ZM108 111V114L106 113ZM109 111H111L110 113H109ZM128 111V112H127ZM143 111V112H142ZM178 111V112H177ZM183 113H182V112ZM226 111V112H225ZM234 112L235 111V113L234 114H236V115H234L233 113H230V112ZM237 111V112H236ZM242 111V112H241ZM247 111H250L251 112V114H249ZM28 112H30V113H28ZM69 112V113H68ZM73 113V112H75V114H70V113ZM89 112V113H88ZM103 112H105V114L103 113ZM120 112V114H118ZM136 114H135V113ZM137 112H138V115H137ZM168 112V113H167ZM181 112V116L178 114V113H180ZM185 112V113H184ZM209 112V113H208ZM215 112V113H214ZM219 112V113H218ZM224 113L225 112V114H222V113ZM243 113V118H242V116L240 117V113ZM246 112H247V115H246ZM253 112V113H252ZM88 113V114H87ZM105 115H103V114ZM111 113L114 115H112L111 116ZM118 115H117V114ZM132 113H134V114H132ZM145 115H143V114ZM187 113V114H186ZM206 113H207V115H206ZM211 113L213 114L212 116H211ZM228 115H227V114ZM232 114L231 115V121H229L230 120V114ZM260 113V114H261ZM23 114V115H22ZM100 114V115H99ZM102 114V115H101ZM117 115V117H116V115ZM160 114V115H159ZM167 114V115H166ZM171 114H173L172 115V117L173 116H175L177 119H178V121L179 122H173L172 124H175L174 126L173 125H171V130L169 129V126H170V124H171V121H170V119H169V116L168 115H170V117H171ZM175 114V115H174ZM177 114H178V116L180 117V118H178V116H177ZM184 114V116H182ZM186 114V115H185ZM203 114H205V115H203ZM216 114H217V116H216ZM219 114V115H218ZM220 114H221V117H223V119L221 120V118L219 117L220 116ZM240 114V115H239ZM27 115V116H26ZM81 115V116H80ZM106 115H110L111 116V118L109 117V116H106ZM123 116V117H120V116ZM127 115V116H126ZM140 115V116H139ZM151 115L153 116V115H156V117L155 116H153V117H151ZM190 115H191V117H190ZM199 115V116H198ZM205 116V117H203V116ZM223 115V116H222ZM226 115L227 116H229V118L228 117H226ZM248 115H251V116H249L250 117V119H251V122H250V119H249V117H248ZM22 116H24V117H22ZM101 116H103V117H105L106 119L108 118V121H109V123L111 124L110 125V132H109V134L110 135H107L106 134V136L105 135H103V132L102 131H104V129H103V125H104V123H105V120H103V122H102V119H104V118H102ZM124 116H126L125 118H124ZM138 116H139V118H138ZM144 116V118H145V120L143 121V119H142V117ZM150 116V117H149ZM166 118H165V117ZM187 116V117H186ZM201 116V117H200ZM238 116V117H237ZM247 116V118H245ZM252 116H253V119H256L255 121L252 119ZM257 116H258V119H257ZM21 117V118H20ZM91 117V118H90ZM96 119H95V118ZM120 117V118H119ZM130 117V118H129ZM136 117V118H135ZM168 117V118H167ZM171 117V119L174 121V119L176 120V118L174 117V118H172ZM182 117V118H181ZM196 117V118H195ZM203 117V118H202ZM214 117V118H213ZM232 117H233V119L234 120H232ZM263 117V118H262ZM90 118V119H89ZM133 118H135V119H133ZM157 118V119H156ZM164 118H165V120L166 119H169V121L167 122V123H169V124H167V123H165L166 121L164 120ZM185 118H186V120H185ZM191 118V119H190ZM199 118H201V119H199ZM216 118H218L217 120H216ZM236 118V119H235ZM25 119H26V121H25ZM57 119V120H56ZM71 119V120H70ZM89 119V120H88ZM124 119V120H123ZM132 119L134 120V121H132ZM136 119H137V122H136ZM141 119H142V121H141ZM164 121H163V120ZM203 119V120H202ZM229 119V120H228ZM263 119V120H262ZM23 120V121H22ZM44 120V119H43ZM74 120V121H73ZM95 122V120H97L96 122H95V124L94 123H91L90 124V122ZM117 120H119V123H117L118 121ZM125 120H128L129 122L127 123ZM146 120H148L147 121V124H146ZM151 120H152V122H151ZM154 120V121H153ZM157 120V121H156ZM190 120H191V122H190ZM199 120H200V122H199ZM205 120V121H204ZM213 120H215V121H217V122H211V121H213ZM236 120V121H235ZM246 120H248V121H246ZM261 120V121H260ZM18 122V124H17V122ZM61 121V122H60ZM102 123H101V122ZM122 121V122H121ZM132 121V122H131ZM159 121V122H158ZM194 121V122H193ZM204 121V122H203ZM208 121V123L207 124H205V122H207ZM210 121V122H209ZM227 121H228V123H227ZM238 121H240V122H238ZM246 121V123H245V125H243L244 124V122ZM257 121V122H256ZM24 122H26V123H24ZM36 122V124H34ZM64 122V123H63ZM71 122V123H70ZM84 122V123H83ZM99 122V123H98ZM114 122V123H113ZM124 122V123H123ZM125 122L129 125L130 124V126H128V128L130 127V128H133V129H131L130 131H129V129L127 128V130H128V132L126 131L125 133L123 132L122 133V131H125V127H124V125H125ZM141 122L143 123V124H141ZM157 122V123H156ZM161 122H163V123H161ZM186 122V123H185ZM194 124H193V123ZM223 122H226L225 124L226 125H228L227 127V129H226V131H225V128H226V126L223 124ZM231 124H230V123ZM234 122V123H233ZM243 122V123H242ZM256 122V123H255ZM259 122V123H258ZM80 123H82L83 124V127L84 128H82V124L81 125H78V124H80ZM86 123V124H85ZM117 123V124H116ZM132 123V124H131ZM139 123H140V125H142V126H140L139 125ZM192 125H191V124ZM210 123V124H209ZM211 123L213 124V125H211ZM239 123V124H238ZM13 124H14V126H13ZM47 124V125H46ZM50 124H52V125H50ZM86 125V128H85V125ZM98 124H99V126H98ZM120 124H123V125H121L120 126ZM135 124H137L138 126H136ZM149 124V125H148ZM160 126H159V125ZM162 124H163V126H162ZM200 124V125H199ZM201 124H203V126L205 125L206 126V129H205V126H204V128H202L203 126L201 125ZM220 124H222L221 126H220ZM235 124H237V126L235 125ZM247 124V125H246ZM251 124V125H250ZM259 124H261V126L259 125ZM263 124V125H262ZM66 125H68V126H66ZM73 125V126H72ZM95 125H97L98 126V128H97V126H95ZM115 125V126H114ZM116 125H117V127H116ZM167 125H169V126H167ZM183 125H184V127H183ZM186 125V126H185ZM194 125H195V127H194ZM211 125V126H210ZM217 125V126H216ZM232 125V126H231ZM234 125V126H233ZM254 125L256 126V127H254ZM20 126V127H19ZM55 126V127H54ZM60 126V127H59ZM79 126H81L80 128H79ZM101 126H103V127H101ZM126 126V125H125ZM132 126V127H131ZM148 126H150V127H148ZM155 126V127H154ZM167 126V127H166ZM172 126H173V128H172ZM200 126V127H199ZM209 126L212 128V129H210L209 128ZM218 128V126H219V128L217 129L216 127ZM230 126H231V128H232V130H229V128H230ZM247 126V127H246ZM253 126V127H252ZM258 126H260L259 128H258ZM11 127H13L12 129H13V131H12V129H10ZM27 127V128H26ZM45 127H48V128H45ZM58 127V128H57ZM72 127V128H71ZM115 127V128H114ZM119 127V128H118ZM142 127V128H141ZM156 127L158 128H160V129H156ZM199 127V128H198ZM220 127H224L223 129H221ZM240 127V128H239ZM20 128L22 129L21 131L22 132H20ZM78 128H79V131H78ZM101 128L103 129L102 131H99V130H101ZM122 128V129H121ZM124 128V129H123ZM140 128V129H139ZM149 128V130H147ZM153 128H154V130L157 132H155V134H154V130H153ZM161 128H163V129H161ZM164 128L166 129V130H164ZM167 128L169 129V131H167ZM183 128V129H182ZM184 128H185V130H186V133H187V135H183V134H186L185 133V130H184ZM189 128V129H188ZM194 129V132L191 134L190 132H192L193 131V129ZM201 128V129H200ZM235 129V131L233 132V130ZM236 128L238 129V130H236ZM244 128V130H242ZM247 128H248V130L249 131H252V132H249L248 130H247ZM250 128V129H249ZM251 128H255V131H253L254 129H251ZM259 129V130H257V129ZM15 129V130H14ZM25 129V130H24ZM29 129V130H28ZM48 129V130H47ZM52 129V130H51ZM86 129V130H85ZM95 129H97V131L95 130ZM113 129H115L114 131H113ZM137 129V130H136ZM143 129V130H142ZM181 131V132H179V133H177L179 130ZM192 131H191V130ZM213 129L215 130V132L213 131ZM222 130V133H221V130ZM242 131H241V130ZM0 130H2V129H0ZM28 130V131H27ZM43 131V132H40V135H38V133H39V131ZM70 130V131H69ZM72 130H74V131H72ZM91 130L92 131V134L89 132V131ZM118 130H119V132H118ZM152 130V131H151ZM160 130V131H159ZM183 130V131H182ZM190 130V131H189ZM209 130H211V132H212V135H211V132L209 131ZM220 130V131H219ZM224 130V131H223ZM256 130H257V132H256ZM51 131V132H50ZM76 131L77 132H79V133H76ZM84 131H85V133H84ZM138 131V132H137ZM140 131V132H139ZM145 131H147L148 132V134H150L149 136H150V138L152 139V141H151V139H149L148 137L149 136H147V135H145V136H147L146 138H145V136H144V134H147V132L145 133ZM163 131H164V133H163ZM170 131H172V132H170ZM197 131V134L195 133ZM198 131H200L199 132V135H198ZM207 131V132H206ZM209 131V132H208ZM217 131V132H216ZM232 131V132H231ZM245 131H247L248 132V135L246 134L247 132H245ZM3 132V131H2ZM14 132V133H13ZM54 132V133H53ZM70 132H72V133H70ZM74 132V133H73ZM95 132V133H94ZM99 132H101V134H99ZM132 132V133H131ZM150 132V133H149ZM161 132H162V134H161ZM170 134H168V133ZM203 134H202V133ZM256 132V134H251V133H255ZM13 133V134H12ZM51 133V134H50ZM53 133V134H52ZM77 135H76V134ZM90 133V134H89ZM117 133H120V136H121V134H123L122 136H121V139H119L120 137L119 136H115L114 134H116L117 135ZM129 133H131L130 134V136L132 137H129ZM134 133V134H133ZM177 133V134H176ZM181 133V134H180ZM190 134V136H189V134ZM210 133V134H209ZM214 133V134H213ZM261 133V134H260ZM262 133H263V135H262ZM0 134H1V132H0ZM10 134H12V135H10ZM18 134L20 135V138L18 137ZM24 134V135H23ZM42 134H43V136L45 135L46 137H43L42 136ZM48 134V135H47ZM55 134V135H54ZM65 134H68V136L70 135V139H68V137H67V135L65 136ZM84 136H83V135ZM89 134V135H88ZM93 134L96 136H93ZM111 134H112V136H111ZM134 136H133V135ZM136 134V135H135ZM152 134H154V136L152 135ZM160 134H161V137H159L160 136ZM166 134H167V136H166ZM174 134L175 135H177V137H179V136H181V135H183L182 137L185 139V140H182L183 138L181 137H179V138H177L176 137V139H179L178 140V142H176V145L174 144L175 143V141H176V139H175V136H174ZM180 134V135H179ZM205 134L207 135V136H205ZM218 136H217V135ZM228 134V135H227ZM235 134V135H234ZM239 134V137H237L236 135H238ZM241 134V135H240ZM243 134H244V137L247 135V137H245V139H244V137H243ZM36 135V136H35ZM53 135V136H52ZM60 135H61V138H59L60 137ZM63 135V136H62ZM74 135V136H73ZM82 135V136H81ZM91 135V136H90ZM119 135V134H118ZM157 135V136H156ZM168 135H169V137H168ZM172 135V136H171ZM198 137V139H197V137ZM202 135H204V136H202ZM212 136V139H213V141H212V139H211V136ZM215 135V136H214ZM227 137H226V136ZM262 135V136H261ZM12 136V137H11ZM28 136H30V137H28ZM39 136H41V137H39ZM73 136V137H72ZM92 136L95 138H92ZM103 136H105L104 138H103ZM114 136V137H113ZM140 136V137H139ZM152 136H153V138H152ZM188 137V138H186V137ZM208 136H209V138H208ZM234 136V137H233ZM241 136L243 137V138H241ZM251 136V137H250ZM260 136V137H259ZM21 137H22V139H21ZM43 137V138H42ZM49 137V138H48ZM53 137V138H52ZM63 137V138H62ZM84 137L87 139V137H91L92 138V140H91V138H89L88 140H86V139H84ZM101 137V138H100ZM116 137V138H115ZM118 137V138H117ZM158 137H159V139H160V141L161 142H163L164 140H166L167 142H168V140L170 141V142H168V143H166V144H168L166 147H164L166 144L164 143V142H166V141H164L162 144L163 145H160L161 143H160V141H159V139H158ZM163 137V138H162ZM168 137V138H167ZM172 137H173V139H172ZM250 137V138H249ZM254 137H256V138H254ZM259 137V138H258ZM27 138V139H26ZM65 138H67L66 140H65ZM80 138V139H79ZM133 139V141L131 140V139ZM136 140H135V139ZM163 139V141H162V139ZM166 138V139H165ZM170 138V139H169ZM193 138V139H192ZM195 138H196V141H195ZM202 138H204L205 140H206V142H205V140H204V145H203V142H200V140H203ZM233 138H234V140H233ZM241 138V139H240ZM259 140H258V139ZM262 138H264V137H262ZM19 139V140H18ZM25 139V140H24ZM41 139L43 140V142H41ZM44 139H46V140H44ZM64 139L65 140V144H66V152L64 153H62V150L61 149H59L58 148V145H61L62 144V140ZM78 139V140H77ZM93 139H94V141H93ZM97 139V140H96ZM108 139V140H107ZM120 141H119V140ZM142 139H143V141H142ZM148 139V141H146ZM157 139V140H156ZM189 139V140H188ZM220 139V140H219ZM227 139V140H226ZM232 139V140H231ZM245 141H244V140ZM247 139V140H246ZM252 139V140H251ZM36 140V141H35ZM38 140H40V141H38ZM56 140H58V141H56ZM79 140L84 144H82V143H80L79 142ZM83 140H86V141H88L89 143H86L85 141H83ZM129 140V141H128ZM138 140V141H137ZM145 140V141H144ZM155 140V141H154ZM171 140L173 141L172 142V145H173V150L175 149V148H178V149H175L174 150V152H173V150L171 149V147L172 146H170L171 145ZM193 140V141H192ZM222 140V141H221ZM240 140H243L242 142L240 141ZM251 140V142L249 143V141ZM255 140V141H254ZM256 140H258V141H256ZM16 141H18V142H16ZM22 141V143H20ZM34 141V142H33ZM71 141V142H70ZM76 141V142H75ZM81 144V146L83 147H81V146H79L80 144H78V142ZM103 141H105V143L103 142ZM149 141H151L150 142V145H147L146 144V142H149ZM155 143H159V145H157V144H155ZM159 141V142H158ZM182 141V142H181ZM189 141V142H188ZM194 142V143H192V142ZM200 142L199 144V146H198V150H197V146H195L194 144H196L195 142ZM209 141V142H208ZM219 141V142H218ZM225 142V144H224V142ZM247 141V142H246ZM56 142V143H55ZM57 142H59V143H57ZM70 142V144H68ZM75 144H74V143ZM92 142V143H91ZM131 142H134V143H131ZM136 142H139V143H136ZM141 142H143V143H141ZM145 142V143H144ZM216 142V143H215ZM240 142V143H239ZM244 142V143H243ZM256 142H257V144H258V146L256 145ZM27 143V144H26ZM30 143V144H29ZM74 145H73V144ZM121 143V144H120ZM131 143V144H130ZM153 143L155 144V146H153ZM186 143V144H185ZM210 143V144H209ZM223 143V144H222ZM239 143V144H238ZM246 143V145H245V147L243 146L244 144ZM250 144L249 146H248V148L246 147L247 146V144ZM253 143V144H252ZM260 143V144H259ZM24 144H26V145H24ZM33 144V145H32ZM58 144V145H57ZM87 144V145H86ZM94 144V145H93ZM100 144V145H99ZM125 144V145H124ZM133 144H135V145H137V146H133ZM144 144H145V146H144ZM181 144V145H180ZM185 145V147H188V146H191V148H190V150H189V148H184L183 146ZM188 144V145H187ZM189 144H191V145H189ZM201 144L203 145V146H201ZM218 144H220L221 146H223V148H225L224 150H225V155H223V153H222V159L220 158V157H216V155H215V152L217 153V151H216V148L218 147ZM243 144V145H242ZM24 145V146H23ZM57 147H56V146ZM73 145V146H72ZM76 145H78L79 147H81V148H79V150H81V152H76L75 153V151L76 150H78V149H76V148H78V146H76ZM99 145V146H98ZM105 145V146H104ZM106 145L109 147H106ZM116 145H118L117 147H116ZM119 145H121V146H119ZM158 147H157V146ZM196 145H198V143L196 144ZM206 145H208V146H206ZM211 145V147L209 148V146ZM224 145H226V147L224 146ZM230 147H229V146ZM237 145V146H236ZM254 145H256V147L254 146ZM261 145V146H260ZM43 146L45 147V146H47L48 148H46V150L47 149H50L51 151L54 149V147L55 148H57V150L55 149V150H53V152H56L57 154H59V156H57V154H56V156H53V155H51V156H49V155H46V154H44L43 155V150L42 149H44L45 150V148H43ZM73 148H72V147ZM74 146H76V148L74 147ZM91 146V147H90ZM97 146H98V149L99 148H101V146L103 147V148H108V150L106 151V152H108V151H110V149H111V151L109 152V153H111V155H108L107 154V156L105 157V156H103L104 154H105V152H103L101 149L100 150H98L97 149ZM112 146H114V147H112ZM142 146H144V147H142ZM151 146V147H150ZM159 146H161V147H159ZM175 146V147H174ZM181 146V147H180ZM194 146V147H193ZM213 146H214V148H213ZM235 146H236V148H235ZM240 146V147H239ZM243 146V147H242ZM68 147V148H67ZM116 147V148H115ZM131 147V148H130ZM138 147V149H136ZM148 147V148H147ZM153 147V148H152ZM155 147V148H154ZM201 147H203V148H201ZM260 147V148H259ZM75 148V149H74ZM85 148V149H84ZM90 148V149H89ZM121 149V151H122V153L120 152V149ZM147 148V152L146 153H148L149 151H150V149H151V153H154V155H155V157H154V159L152 158L154 155L153 154H151L150 152V154L148 155H146L145 154V149ZM158 148H160V149H158ZM161 148L163 149L162 150V153L164 154H162L160 151H161ZM167 148H170V149H167ZM200 148V149H199ZM238 148V149H237ZM247 148V151H245V149ZM252 148V149H251ZM256 148V149H255ZM97 149V150H96ZM123 149L125 150V151H123ZM140 149V150H139ZM144 149V150H143ZM153 149H156L155 151H158L159 153H155V151L153 150ZM158 149V150H157ZM186 149V150H185ZM187 149H188V151H187ZM195 149V150H194ZM201 149H202V152H203V154L202 153H200L201 152ZM213 149H215L214 151H212ZM78 150V151H79ZM91 150V151H90ZM119 150V151H118ZM136 150V151H135ZM165 150H166V152H165ZM184 150L185 151H187L186 153H184L183 154V152H184ZM192 150H193V152H192ZM199 151V152H197V151ZM231 150V151H230ZM249 150V151H248ZM251 150H252V152H251ZM253 150H255V151H253ZM262 150V151H261ZM38 151V152H37ZM59 151H61V152H59ZM68 151H69V153H68ZM72 153H71V152ZM98 151V152H97ZM102 151V152H101ZM133 151H135V152H137L136 154H135V152H133ZM139 151V152H138ZM164 151V152H163ZM168 151H171V152H169L168 153ZM182 151V152H181ZM196 151V152H195ZM234 151V152H233ZM241 151V152H240ZM257 151V152H256ZM32 152H33V154H32ZM90 152V153H89ZM118 152V153H117ZM205 152V153H204ZM211 152H213V156H214V159H212V157L213 156H211ZM231 152V155L229 154ZM232 152L233 153H235V154H233L232 155ZM237 152V153H236ZM251 152V154H249ZM261 152V153H260ZM60 153H62V154H60ZM71 153V154H70ZM78 153V154H77ZM81 153V154H80ZM88 153L89 154H92L93 156H94V158H95V156H97V157H99V158H101V159H99L98 158V162L97 161H95V162H92V164L90 165L88 162H89V159L92 157L93 158V156L92 155H88ZM100 155V156H98V154ZM104 153V154H103ZM130 153V154H129ZM179 153H181V154H179ZM192 153V154H191ZM196 153H199V156H197L196 157ZM247 153V154H246ZM259 153V154H258ZM32 154V155H31ZM67 154V155H66ZM70 154V155H69ZM97 154V155H96ZM119 154V155H118ZM128 154V155H127ZM139 154V155H138ZM167 154V155H166ZM177 154V155H176ZM183 154V155H182ZM189 154V155H188ZM238 154V155H237ZM240 154L241 155H245L244 156V158H243V160H242V158L241 157H239L240 156ZM78 155V156H77ZM83 155H85V156H83ZM118 155V157L116 158L115 156H117ZM135 155L137 156V157H135ZM144 155V156H143ZM153 155V156H152ZM157 155V156H156ZM167 157H166V156ZM170 157H169V156ZM179 155H181L182 157H183V159H182V161L183 162H177V160L179 159V158H177V156H179ZM187 155V156H186ZM203 157H202V156ZM253 155V156H252ZM257 155V156H256ZM260 155V156H259ZM23 156V157H22ZM36 156V157H35ZM44 156H49V161H48V158L47 157H44ZM68 156V157H67ZM74 158H72V157ZM103 156V157H102ZM112 156V157H111ZM114 156V157H113ZM121 156V157H120ZM140 156V157H139ZM148 157V161H147V157ZM152 156V157H151ZM163 156V157H162ZM171 156H173V157H171ZM174 156H176L175 158L177 159V160H174L175 158H174ZM231 157V161L229 160L230 159V157ZM242 156V157H243ZM67 157V158H66ZM87 157L89 158L88 160H87ZM162 157V158H161ZM180 157V156H179ZM206 157H208L207 159L208 160H206ZM229 157V158H228ZM252 157V158H251ZM254 157V158H253ZM260 157V158H259ZM36 158V160L37 159H39V161L37 160H35L36 161V163L37 162H39V163H35V161H34V159ZM51 158H53V159H51ZM54 158H55V160H54ZM78 158V159H77ZM103 158V159H102ZM106 158V159H105ZM114 158H116L115 159V161H112V159L114 160ZM119 158V159H118ZM122 158V159H121ZM128 158V159H127ZM136 158V159H135ZM138 158V159H137ZM168 158H170V159H168ZM174 158V159H173ZM198 158V159H197ZM200 158H203V160H204V166L202 165V163H203V160L202 159H200ZM209 158H210V161H209ZM215 158H216V161H215ZM219 158V159H218ZM248 158V159H247ZM47 159V160H46ZM70 159V160H69ZM105 159V160H104ZM123 160V165H124V168H128L129 167V169H124V174L118 179V178H116V177H114V171L112 170V168L114 169V165L117 163L116 161H118V160ZM127 159V160H126ZM153 159V160H152ZM167 159V160H166ZM189 159H191L190 161H189ZM195 159V160H194ZM244 159H245V162H244ZM247 159V160H246ZM261 159V160H260ZM60 160H62V162L60 161ZM101 160H103V161H106L107 163H105V165L103 166V164H102V162L103 161H101ZM109 160H111L110 162H109ZM125 160V161H124ZM134 160V161H133ZM137 160V161H136ZM142 160H144V161H142ZM197 160V161H196ZM211 160H212V162H211ZM227 160H229V161H227ZM234 160H236V163L234 164L233 163V161ZM10 161V162H9ZM24 161V162H23ZM47 161H48V163H47ZM68 161V162H67ZM72 161V162H71ZM86 161V162H85ZM130 161H133V162H130ZM141 161H142V164H141ZM147 163H146V162ZM165 161V162H164ZM199 161H200V165H197V164H199ZM208 162L207 164H206V162ZM224 161V162H223ZM21 162H23L22 163V165H20L21 164ZM25 162H28V164L26 165L25 164ZM58 162V163H57ZM60 162V163H59ZM97 162V163H96ZM136 162H137V164H136ZM162 164H161V163ZM166 162H168V164L170 163V162H172V163H170L169 165H167V163ZM176 162V164H174ZM185 162V163H184ZM195 162V163H194ZM202 162V163H201ZM217 162V163H216ZM228 162V163H227ZM240 162L241 163H243V164H240ZM253 162V163H252ZM256 162V163H255ZM260 162V163H259ZM54 163V164H53ZM67 163V164H66ZM85 163V164H84ZM140 163V164H139ZM159 164V167H157L156 165H158ZM165 163V164H164ZM210 163V164H209ZM214 163L216 164V165H214ZM17 164H19V165H17ZM40 164H42V165H40ZM46 164H47V167H46ZM59 164V165H58ZM72 164V165H71ZM87 164V165H86ZM131 165V166H128V165ZM148 164V165H147ZM151 166H150V165ZM190 164H191V166H195L194 168L193 167H191L190 166ZM193 164V165H192ZM214 166H213V165ZM224 164H228V165H230V166H233V164H234V168L232 169V167H228L227 165H225L224 166ZM240 164V166H236V165H239ZM256 164H259V165H256ZM11 165V166H10ZM17 165V166H16ZM35 167H34V166ZM82 165V166H81ZM97 167H96V166ZM147 165V166H146ZM153 165V166H152ZM173 165V166H172ZM177 165V166H176ZM185 166V167H183V166ZM197 165V166H196ZM219 165H221V168H219L220 166ZM244 165V166H243ZM26 166H28V167H26ZM85 166V167H84ZM89 168H88V167ZM105 166H110V168H111V173L109 172V175L110 174H112L111 175V177H110V180L112 179V184H110L107 180H109V179H105V178H102L103 176L102 175H104V173H103V170H102V168L104 169V167ZM135 166V167H134ZM150 168H149V167ZM166 166V167H165ZM171 167V168H168V167ZM189 168H188V167ZM200 166H202V167H200ZM207 166H208V168H207ZM211 166V167H210ZM213 166V167H212ZM218 166V167H217ZM246 166V167H245ZM13 167V168H12ZM18 167H20V168H18ZM21 167L23 168V172L25 173H23L22 172V169H21ZM59 167V168H58ZM81 167V168H80ZM84 167V169H82ZM152 167V168H151ZM153 167H154V172L152 171L153 170ZM164 167V168H163ZM174 167V168H173ZM176 167V168H175ZM242 167V168H241ZM254 167V168H253ZM16 168H18V170L16 169ZM32 168H33V170H32ZM38 168H39V170H38ZM45 168V169H44ZM58 168V169H57ZM62 168V169H61ZM64 168V169H63ZM98 168V169H97ZM151 169V170H149V169ZM184 169V171L182 172V171H180V169ZM197 168V169H196ZM219 168V171L217 170ZM227 168V169H226ZM231 168V169H230ZM238 170H237V169ZM97 169V170H96ZM158 169H159V175L161 174V173H164L165 172V174H166V177H168V183H167V185H166V187H165V190H166V195L168 194L169 195V193H171L170 194V196H168L169 197V199H170V203H172L173 202V199H175L174 197L177 195V194H179V191L182 193V192H184L183 194L185 195V193H187V195H185V198L187 197V198H189L190 196H191V200H192V202L193 203H195V200H193V199H196V200H202V199H204V201H206V204L205 205H203L202 207H198V208H192L193 210H190L189 208V210H188V212L183 216V217H181L180 215L182 214V213H184L185 212V210H186V208L188 207V205H184V206H182V207H180V209H179V207H175L174 206V213H176V215H174L173 217L174 218H172L171 220H168L166 217H162L161 216V222H160V215H156V212H154V210L151 208V205H153V202H154V204H156V200L158 199V197L157 198H155V199H150V200H144L143 201V204H142V208H141V210L136 214V216H135V213H132V210L130 209V204L132 205L133 203H137V201H140L141 199H142V195L144 194V191H143V189L145 188L144 187V185H146V183H148V182H150V172L152 171L153 173H155V175L157 176V177H159L158 176ZM162 169V170H161ZM164 169H166L165 171H164ZM168 169H170V172L168 171ZM172 169H175V170H172ZM185 169H186V171H185ZM188 169V170H187ZM189 169H191V170H189ZM214 169H215V171H214ZM234 169H236V170H234ZM20 170V171H19ZM66 170H68L69 172H67ZM72 170V171H71ZM81 170V171H80ZM88 170V171H87ZM93 170V171H92ZM102 170V171H101ZM128 170V171H127ZM130 170V171H129ZM135 170V171H134ZM149 170V171H148ZM161 170V171H160ZM178 170V171H177ZM209 170V171H208ZM216 170H217V173H219V176H217L216 177V175H218V174H216V175H213V179H212V181H213V183H212V181L210 180V178H211V174H209V173H211L212 172V174L215 172L216 173ZM230 170H232V171H230ZM242 170V171H241ZM31 171H34V172H32V174H31ZM38 171H40V172H38ZM45 171V172H44ZM52 171V172H51ZM63 171V172H62ZM74 171V172H73ZM91 171V172H90ZM101 171V172H100ZM137 171V172H136ZM148 173H147V172ZM172 171H175V172H172ZM189 173H188V172ZM201 171V170H200ZM214 171V172H213ZM222 171V172H221ZM227 171H228V173H227ZM235 171V172H234ZM12 172H13V174L15 173L16 174V176H15V174L13 175L12 174ZM22 172V174H20V173ZM75 172H77V174L75 173ZM82 172H84V173H82ZM126 172V173H125ZM141 172V173H140ZM185 172H187L186 174H184ZM224 172V173H223ZM234 173V175H233V173ZM237 172V173H236ZM242 172V173H241ZM43 173V174H42ZM64 176L65 175V179H67L66 181L65 180H63L61 177H63L61 174ZM66 173V174H65ZM71 173V174H70ZM74 173V174H73ZM103 173V174H102ZM173 173H175V176L173 175ZM182 175H181V174ZM235 173H236V175H235ZM241 173V174H240ZM244 173V174H243ZM20 174V175H19ZM75 174L77 175V176H75ZM87 174V175H86ZM91 174V175H90ZM101 174V175H100ZM170 174V176H168ZM180 176H179V175ZM191 175L190 177H189V175ZM220 174H223V175H220ZM250 174V175H249ZM18 175V176H17ZM22 175H24V176H22ZM32 175V176H31ZM51 175V176H50ZM52 175H54V176H52ZM58 175V176H57ZM67 175V176H66ZM74 176V177H72V176ZM85 175H86V177H85ZM130 175V176H129ZM143 177H142V176ZM148 175V176H147ZM184 175H187L186 177L184 176ZM209 175V176H208ZM232 177H236L235 179L234 178H232ZM240 175V176H239ZM247 175H249V176H247ZM36 176V177H35ZM56 176H57V178H56ZM59 176H61V177H59ZM90 177V179H92L91 181H90V179H89V177ZM102 176V177H101ZM137 177V178H135V177ZM147 176V177H146ZM177 176H178V178H177ZM182 176H184L185 177V179L188 181V184H187V181H186V183H184L183 184V186L182 187H180L181 186V181L182 180H178V179H182ZM225 176V177H224ZM28 177V178H27ZM52 177L54 178V179H52ZM68 177H69V179H68ZM77 177V178H76ZM99 177H100V179H99ZM183 177V178H184ZM219 177V178H218ZM250 177V178H249ZM27 178V179H26ZM60 178H61V180H60ZM70 178H71V181H69L70 180ZM75 178V179H74ZM133 178V179H132ZM160 178H162V175H160ZM177 178V179H176ZM188 178V179H187ZM238 178V179H237ZM244 178V179H243ZM246 178V179H245ZM261 178V179H260ZM21 179H23V181L21 182V183H19L20 181H21ZM30 179V180H29ZM32 179V180H31ZM50 179V180H49ZM55 179H56V181H58L59 180V188H56L57 190L55 191V189L53 190V191H51V192H49V190H48V194H47V189H49V184L50 183H54L57 187H58V184L57 183H55L56 181H55ZM78 179V180H77ZM102 179H103V181H102ZM127 179H130L131 181L130 182H126V180ZM136 179H138L137 181L139 182V187H136L135 185V187L133 186V185H131V184H133L134 183V180H136ZM195 179V178H194ZM220 179H222V181H220ZM230 180L231 179V181H228V183L226 184L225 182H227L226 180ZM249 179H252V180H249ZM257 179H259V183H258V180ZM26 180L28 181V182H26ZM54 180V182H52ZM100 180V181H99ZM109 180V181H110ZM118 180V181H117ZM144 180V181H143ZM148 180V181H147ZM224 180V181H223ZM233 180V181H232ZM243 181V182H241V181ZM254 180V181H253ZM17 181H18V184H17ZM41 181V182H40ZM62 181V183H60ZM85 181H86V184H88V185H86L85 184ZM90 181V182H89ZM99 181V182H98ZM116 181V182H115ZM136 181V182H137ZM176 181V182H175ZM178 181V182H177ZM214 181H216V182H214ZM221 183H220V182ZM251 182L250 184H249V182ZM26 182V183H25ZM92 182H94L95 184H93ZM106 182V183H105ZM221 184H219V183ZM223 182H224V184H223ZM229 182H230V184H229ZM241 182V183H240ZM23 183L25 184L24 186H23ZM69 183H70V185H69ZM83 183V184H82ZM89 183H91V184H89ZM103 183H105V184H103ZM124 183V184H123ZM127 183V184H126ZM175 184V183H177V184H175L176 185V187L175 186H173V185H171V184ZM178 183H179V185H178ZM233 183V184H232ZM255 183V184H254ZM261 183V184H260ZM78 184H79V186H78ZM135 184V183H134ZM187 184V185H186ZM229 184V185H228ZM258 184H259V188H258ZM51 185H53V184H51ZM67 185V186H66ZM95 185H97V187L95 186ZM99 185V186H98ZM118 185V186H117ZM171 185V186H170ZM220 185V186H219ZM241 185V186H240ZM254 186V189H253V187H252V189H253V192H252V189L250 190V188H251V186ZM70 190H68L66 187ZM86 188H84V187ZM91 186V187H90ZM95 186V187H94ZM124 186V187H123ZM169 186L172 188V186H173V188H172V190H171V188H170V190H169ZM178 186V187H177ZM218 186V187H217ZM241 187V189L242 190H240L239 188ZM242 186H244V188L242 187ZM26 187V188H25ZM39 187V189H41L42 187H44L42 190H43V193H41V194H38V193H36V190H39V189H37ZM76 187H77V190H76ZM89 187V188H88ZM114 187H115V189H114ZM141 187V188H140ZM144 187V188H143ZM174 187L176 188V189H174ZM180 187V188H179ZM185 187H187V188H185ZM215 187V188H214ZM239 187V188H238ZM256 187V188H255ZM36 188V189H35ZM63 188V189H62ZM64 188H66V189H64ZM80 188V189H79ZM91 188V189H90ZM102 190V192H101V190ZM103 188V189H102ZM121 188V189H120ZM127 188V189H126ZM177 188H178V191H177ZM183 188V190H181ZM185 188V189H184ZM223 188V187H222ZM230 189V193L229 192H227L228 191V189ZM232 188V189H231ZM35 189V190H34ZM60 189V190H59ZM72 189H75L76 191H75V193H73V194H70L71 193V190ZM82 189V190H81ZM85 189V191H83ZM90 191H89V190ZM98 189V190H97ZM129 189H130V191H129ZM135 189H137V190H135ZM141 189V190H140ZM189 189V190H188ZM197 189H198V187H197ZM238 189V190H237ZM257 191H256V190ZM15 190H17V192L15 191ZM58 190H59V192H58ZM68 190V191H67ZM87 190H88V192H87ZM94 190V191H93ZM116 190H117V192L118 191H121V192H123L124 193V197H122L119 201H117L116 202V204L114 203L112 206H113V209H110L111 208V202H112V198H111V196H113V195H111V192L113 191V192H116ZM175 190V191H174ZM186 190V191H185ZM189 191V193H188V191ZM232 190V191H231ZM240 190V191H239ZM247 191V193H246V191ZM67 191V192H66ZM79 191H81V192H79ZM91 191H92V194H90L91 193ZM104 191V192H103ZM109 191V192H108ZM127 191V192H126ZM169 191V193H167ZM177 191V192H176ZM237 191H238V193L239 192H241V193H239V195H241V197L239 196V195H237L238 193H237ZM256 191V192H255ZM58 194H57V193ZM65 192H66V196H64V194H65ZM68 192H69V194H68ZM78 192V193H77ZM87 192V193H86ZM226 192H227V194H226ZM12 193V194H11ZM31 193V194H30ZM45 193H46V195H45ZM54 193H56V194H54ZM80 193V195H78ZM100 193H102V194H100ZM105 193V196H102L103 194ZM109 195H108V194ZM130 193V194H129ZM134 193H135V195H134ZM174 193H176V194H174ZM234 193V194H233ZM251 193V194H250ZM253 193H255V194H253ZM43 194V196H41ZM60 194V195H59ZM94 194V195H93ZM229 194H231V195H229ZM13 195H15V196H18L17 198L15 197V196H13ZM44 195H45V198H44ZM48 195V196H47ZM54 195H58L57 197H60L59 198V200H57V201H55L56 199H58L56 196L55 197H53ZM70 195V196H69ZM77 195V196H76ZM107 195V196H106ZM128 195V196H127ZM133 195V196H132ZM247 195V196H246ZM255 195V196H254ZM257 195H259V196H257ZM262 195V196H261ZM47 196V197H46ZM50 196V197H49ZM52 196V197H51ZM92 196L94 197V199H91L92 198ZM102 196V197H101ZM196 198H195V197ZM225 196V197H224ZM235 196V197H234ZM250 196V197H249ZM25 197V198H24ZM34 197V198H33ZM104 197V198H103ZM129 197V198H128ZM193 197V198H192ZM201 197V198H200ZM232 197V198H231ZM244 197H245V199H244ZM255 197V198H254ZM47 198V199H46ZM55 199V200H52V199ZM61 198L63 199V200H61ZM80 198H81V200H80ZM131 198V199H130ZM133 198V199H132ZM137 198V199H136ZM206 198V199H205ZM211 198V200L212 201H209V199ZM231 198V199H230ZM241 198V199H240ZM258 198H259V200H258ZM262 198V199H261ZM24 199V200H23ZM139 199V200H138ZM238 199L240 200L239 202H238ZM77 200H79V201H77ZM89 200V201H88ZM91 200V201H90ZM177 200V199H176ZM231 200H233V201H231ZM41 201V202H40ZM72 201V202H71ZM77 201V202H76ZM126 201V202H125ZM136 201V202H135ZM148 201V202H147ZM203 201V202H204ZM229 202V203H227L226 204V202ZM242 201V202H241ZM249 201V202H248ZM65 202V203H64ZM74 202V203H73ZM76 202V203H75ZM83 202V203H82ZM92 202V203H91ZM97 202H99V203H97ZM147 202V203H146ZM208 202V203H207ZM232 202V203H231ZM239 204H238V203ZM9 203V204H8ZM70 203L72 204H74L73 206H76L77 208H78V206H79V208H78V211L76 212L75 210H73V208H72V210H70ZM78 203V204H77ZM80 203V204H79ZM124 203V204H123ZM144 203H145V205H146V207H145V209H143V207H144ZM230 203H231V205H230ZM235 203V204H234ZM260 203V204H259ZM18 204V205H17ZM21 204V206H19ZM38 204V205H37ZM68 206H67V205ZM78 206H77V205ZM108 204H110V205H108ZM135 204H133V207H134V205ZM147 204H148V206L150 205V209L148 208V206H147ZM210 204V205H209ZM246 204V205H245ZM252 204V205H251ZM47 205H50V206H47ZM91 205H93V206H91ZM98 205H99V208H98ZM106 205H107V207H106ZM119 205V206H118ZM226 205H229V206H226ZM234 205V206H233ZM10 206V207H9ZM85 208H84V207ZM127 206L129 207V208H127ZM207 206V207H206ZM231 206V208L229 209V207ZM241 206V207H240ZM251 206V207H250ZM6 207V208H5ZM20 207V208H19ZM50 207V208H49ZM56 207V208H55ZM68 207H69V209H68ZM83 207V208H82ZM95 207H97L96 209H95ZM100 207H101V209H100ZM108 207H109V209L110 210H108ZM121 207V208H120ZM125 207V208H124ZM190 207V206H189ZM238 207V208H237ZM245 209H244V208ZM255 207V208H254ZM41 208V209H40ZM82 210H81V209ZM88 208V210H86ZM126 209L125 211H124V209ZM148 210H147V209ZM171 208H173V207H171ZM204 208V209H203ZM208 210V212H207V210ZM210 208V209H209ZM242 208V209H241ZM9 209V210H8ZM12 209V210H11ZM20 209V210H19ZM24 209L26 210V211H24ZM92 209H94V210H92ZM121 209V210H120ZM123 209V210H122ZM18 210H19V212H18ZM52 210H54V211H52ZM65 210V211H64ZM90 210V211H89ZM96 210V211H95ZM97 210H99L101 213H98L99 211H97ZM108 210V211H107ZM120 210V211H119ZM128 210L130 211L131 210V213L130 212H128ZM144 210V211H143ZM147 210V211H146ZM180 210V211H179ZM198 210V211H197ZM5 211V212H4ZM57 211V212H56ZM72 211H74V212H72ZM83 211V212H82ZM86 211V212H85ZM88 211H89V214H88ZM91 211H92V213H91ZM182 211V213L181 214H178L179 212H181ZM189 211L191 212V213H189ZM251 211V212H250ZM255 211V212H254ZM51 212V213H50ZM146 212H148V214L146 213ZM258 212V213H257ZM26 213V214H25ZM58 213H59V215H58ZM66 215H65V214ZM74 213V214H73ZM86 215H85V214ZM93 213H95V214H93ZM106 213V214H105ZM114 213L116 214V215H114ZM123 213V214H122ZM131 215H129V214ZM202 213V214H201ZM7 214V215H6ZM25 214V215H24ZM55 214V215H54ZM83 214H84V217H83ZM88 214V215H87ZM91 214H93V215H91ZM98 214V215H97ZM101 214V215H100ZM102 214H104V215H102ZM118 214V215H117ZM125 214H128V216H130V218L127 216H125ZM147 214V215H146ZM154 214H155V216H154ZM152 215V216H151ZM200 215V216H199ZM247 215H248V217H247ZM252 215V216H251ZM36 216L38 217V218H36ZM56 216V217H55ZM90 217V219H88L89 217ZM91 216H92V218H93V220L91 219ZM101 216V217H100ZM106 216V217H105ZM114 217L115 216V218H116V216H118V217H120L121 216V218L122 219H119L120 221L122 220V221H124V223L122 222L121 224L122 225H119V226H115V218H111V217ZM125 216V217H124ZM146 216V218H144ZM148 216H149V219H148ZM203 216V217H202ZM40 217H43V218H40ZM61 217H65L64 219L62 218L61 219ZM74 217V218H73ZM87 217V218H86ZM95 217L97 218L98 217V219H99V221H98V219H97V221L96 222H98V224H96V222L94 221V219H95ZM105 217V218H104ZM134 217V218H133ZM135 217L137 218V221L139 222H137V224L135 225V226H133L134 224H135ZM254 217V218H253ZM6 218V219H5ZM36 218V219H35ZM57 218V219H56ZM84 218H85V221H84ZM110 218V221L108 222V219ZM127 218V220H124V219H126ZM143 219V223H142V219ZM186 218L188 219V220H186ZM33 219V220H32ZM38 219H40V220H38ZM71 219V220H70ZM83 219V220H82ZM88 219V220H87ZM165 219V220H164ZM184 219H185V222H184ZM203 219V220H202ZM257 219V220H256ZM263 219V220H262ZM38 220V221H37ZM87 220V221H86ZM100 220H101V224H99L100 223ZM114 220V221H113ZM129 220H131L132 222H128ZM194 222H193V221ZM197 220H198V222H197ZM59 221H61V223L59 222ZM83 221V222H82ZM91 221V222H90ZM94 221V222H93ZM112 221H113V223H112ZM134 221V222H133ZM145 221V222H144ZM153 221V222H152ZM188 221V222H187ZM241 221H243V220H241ZM245 221V220H244ZM110 222H111V224L112 225H110ZM150 222V223H149ZM151 222H152V224H151ZM160 222V223H159ZM170 222V223H169ZM177 222V223H176ZM193 222V223H192ZM246 222V221H245ZM74 223V224H73ZM83 225V226H81V224ZM87 223V224H86ZM92 223V224H91ZM133 223V225H131L130 226V224H132ZM142 223V224H141ZM174 225H173V224ZM187 223V224H186ZM189 223V224H188ZM200 223V224H199ZM76 224H78V225H76ZM108 224V225H107ZM127 224V225H126ZM141 224V225H140ZM144 224V227H143V229L141 230V228H142V225ZM165 224V225H164ZM196 224V225H195ZM263 222H262V227H263V229H264V226H263ZM38 225V226H37ZM48 225V226H47ZM98 225V227H96ZM184 225H186V226H184ZM193 225V226H192ZM34 226L36 227L37 226V228H38V232H37V228L35 229L34 228ZM46 226L48 227V229H46ZM112 226H113V228H112ZM123 228H125V229H122V227ZM129 226V227H128ZM138 226V227H137ZM141 226V227H140ZM147 226V227H146ZM158 226V228H156ZM185 227V230L184 229H181V227L182 228H184ZM189 226V227H188ZM197 226V227H196ZM247 226H249L247 223H245V230H247V232H249L250 231V229H251V227H247ZM75 227V228H74ZM86 227H87V229H86ZM114 227H116V228H118V229H115ZM128 227V228H127ZM137 227V228H136ZM146 227V228H145ZM191 227V228H190ZM41 228V229H40ZM43 228V229H42ZM63 228V229H62ZM72 228H74V229H72ZM82 228V229H81ZM110 228H112L111 230H110ZM150 228V229H149ZM161 228V229H160ZM65 229V230H64ZM87 230V232H86V230ZM94 229V230H93ZM123 231H122V230ZM128 229V230H127ZM137 229V230H136ZM195 229V230H194ZM27 230V229H26ZM44 230H46V231H48V232H46L45 231V233H43V231ZM72 230V231H71ZM82 230V231H81ZM96 230V231H95ZM110 232H109V231ZM119 230V232H121V233H119V232H117ZM65 231V232H64ZM72 233V234H70V232ZM75 231V232H74ZM89 231V232H88ZM107 231H108V233H107ZM125 231V233L126 234H124L123 232ZM155 231V232H154ZM30 232V233H29ZM43 234H42V233ZM66 232H67V234H66ZM79 232V233H78ZM80 232H82V233H80ZM90 232H95V233H90ZM116 232H117V234H116ZM39 233H41V234H39ZM73 233H74V235H73ZM97 233V234H96ZM99 233V234H98ZM106 233V234H105ZM109 233H110V236H109ZM113 235H112V234ZM186 233V232H185ZM37 234H39V235H37ZM64 234H66L65 235V238L63 237L64 236ZM104 234V235H103ZM32 235V236H31ZM61 235V236H60ZM86 237L85 239H84V236ZM101 237V236H103V238L105 237V235H106V239L108 238L109 239V241H108V239L106 240V241H108L107 242V245H103L101 248V250H99V251H97V253H98V255H97V253L95 254H89V252H88V255L86 256V255H84V254H86V252L89 250V245H91L92 243H94V242H96V241H94V240H97L98 239V237L99 236ZM21 236V237H20ZM37 236H39V238L38 239H35V238H37ZM89 236V237H88ZM90 236H92V237H90ZM95 236H98V237H96L95 238ZM108 236V237H107ZM112 236V237H111ZM119 236L121 237H123L122 238V240L119 238ZM51 237V238H50ZM54 237V238H53ZM55 237H57L56 239H55ZM61 237V238H60ZM99 237V238H100ZM110 237L112 238V240L110 239ZM47 238V239H46ZM91 238V239H90ZM95 238V239H94ZM104 238V239H105ZM119 238V240L117 241V239ZM19 239H21V240H19ZM45 239V240H44ZM55 239V240H54ZM62 239V240H61ZM75 239H76V241H75ZM84 240V241H82V240ZM88 239V240H87ZM23 240V241H22ZM67 242H66V241ZM81 240V241H80ZM85 240H87V241H85ZM113 240H115L114 242H113ZM121 240V241H120ZM19 241H20V243H19ZM45 241V242H44ZM54 241V242H53ZM57 241H58V243H57ZM89 241H91L90 243H89ZM111 241V242H110ZM48 242V243H47ZM75 242V243H74ZM82 242V243H81ZM84 242V243H83ZM118 242V243H117ZM19 243V244H18ZM113 243H115V244H113ZM35 244V245H34ZM49 244V245H48ZM50 244H52V245H50ZM88 244V245H87ZM248 244H250V243H248ZM37 245V246H36ZM45 245V246H44ZM64 245V246H63ZM67 245V246H66ZM76 247H75V246ZM78 245V246H77ZM82 245V246H81ZM112 245H114V246H112ZM136 245L138 246V243L136 242ZM27 246V247H26ZM35 246V247H34ZM86 246H89V247H87L86 248ZM105 246H106V248H105ZM132 246V247H131ZM136 246V247H137ZM241 246V243H239V250H240V252L239 253H242L243 251H245V249L246 248H248L247 246H245V247H240ZM19 247V248H18ZM34 247V248H33ZM44 247V248H43ZM57 247V248H56ZM59 247V248H58ZM61 247H64V249L62 248L61 249ZM65 247H67V249L65 250ZM74 248L75 249V252L74 251H72L73 249H71V248ZM115 247V248H114ZM55 248V249H54ZM240 248H242V249H240ZM245 248V249H244ZM250 248H253L252 247V245H251V247ZM25 249V250H24ZM61 249V250H60ZM86 250V252H85V250ZM111 249V250H110ZM244 249V250H243ZM255 249V250H254ZM45 252H44V251ZM50 250L52 251V254L50 253ZM57 250V254H55V251ZM59 250L61 251V253L59 252ZM63 250H65V251H63ZM71 250V253L69 252ZM76 250H78V251H76ZM109 250V251H108ZM120 250V251H119ZM243 250V251H242ZM101 251H102V253H101ZM259 251V252H258ZM52 255V256H50L49 255V253ZM63 252H67L66 253V255H65V253H64V257H65V260H64V257H63ZM69 252V253H68ZM73 252H74V254H73ZM80 252V253H79ZM111 252V253H110ZM123 252V253H122ZM254 252V253H253ZM262 251H261V249H260V246L258 245V247H257V245L252 249V251L250 250L249 251V253H247V257L246 258H244V257H242L241 259H238V264H239V262H240V260H241V263L240 264H248V263H250V262H252L254 259H256V257H257V259L256 260H259L258 258H259V255H260V253H261ZM8 253V254H7ZM84 253V254H83ZM107 253V254H106ZM109 253V254H108ZM253 253V254H252ZM36 254V255H35ZM69 254H71V255H69ZM72 254H73V256H75V258H73V256H72ZM80 254V255H79ZM112 254V255H111ZM120 254V255H119ZM252 254V255H251ZM257 254H258V256H257ZM8 255V256H7ZM40 255V256H39ZM51 257V258H49V256ZM98 257H97V256ZM111 255V256H110ZM114 255V256H113ZM239 255H241V254H239ZM6 256V257H5ZM57 256V258H54L53 259V261H52V258L53 257H56ZM224 256H225V253H224ZM77 257V258H76ZM89 257H91V258H89ZM97 257V258H96ZM111 259H110V258ZM116 257V258H115ZM219 257V256H218ZM220 257H223V256H220ZM254 257V258H253ZM70 258V259H69ZM81 258V259H80ZM103 258V259H102ZM114 258V259H113ZM249 258V259H248ZM40 259V260H39ZM49 261H52V262H49ZM56 259H57V261H56ZM63 259V260H62ZM97 259V260H96ZM243 259V260H242ZM245 259V260H244ZM248 259V260H247ZM253 259V260H252ZM81 260V261H80ZM55 261V262H54ZM61 261L63 262V263H61ZM80 261V262H79ZM38 263V264H39Z\"/></svg>","mask_w":264,"mask_h":264},{"label":"bare ground","instance_id":"obj_2","mask_svg":"<svg viewBox=\"0 0 264 264\" xmlns=\"http://www.w3.org/2000/svg\"><path fill=\"white\" fill-rule=\"evenodd\" d=\"M6 1H9V9H10V11H8V9H7V4H5V2ZM50 2H52V5H53V9H52V16L54 17V23L55 22H59V21H61L65 16H66V14H67V12H68V10L71 8L70 7V5H72V4H74L72 1H74V0H49ZM83 1V0H82ZM128 1H131V0H128ZM138 1V4L140 3L139 2V0H137ZM137 1H135L136 3H137ZM141 1V0H140ZM157 1V0H156ZM155 1V2H156ZM216 1V0H215ZM214 0H182L179 4H177V5H175L174 6V9H172V14L170 13V12H164L163 14H166V13H169L168 15H171L172 17H173V19L176 21V19L180 16V14L181 13H198L197 15H198V19L202 22L203 21V24L205 25V26H207V28H205L203 31H202V34L203 35H205V37H207V39H203L204 41H203V44H204V46L207 48V42H209L210 43V41H215V39H213V32H212V30H211V27H210V25H212V24H220V21H221V19H225V18H227L231 13H237V7L238 6H240V5H238V6H236V8L234 7V4L235 3H237L238 1L237 0H220V1H218V2H215ZM251 1V0H250ZM42 2H43V0H37V3H38V5L40 4V6L37 8V10L38 11H40V9H41V7H42ZM76 2V1H75ZM144 2V1H143ZM158 2H159V0H158ZM157 2V3H158ZM169 2H170V0H169ZM176 2V1H175ZM178 2V1H177ZM243 2H245L244 0H243ZM243 2H239V3H243ZM7 3V2H6ZM31 3V2H30ZM82 3V2H81ZM81 3H80V5H81ZM84 3V2H83ZM141 3H142V1H141ZM35 4H36V2H35ZM50 4V3H49ZM49 4L47 5V6H49ZM120 4V3H119ZM128 4V3H127ZM129 4H130V2H129ZM145 4V3H144ZM161 4V3H160ZM254 4H255V9L259 12V14L258 15H260L259 17H260V19H259V21H260V23H262V24H264V0H255V2H254ZM84 5V4H83ZM91 4H89V6H90ZM141 5V4H140ZM157 4H155V6H156ZM163 4H161V6H162ZM220 5H224V9H222V7H220ZM79 6V5H78ZM93 6H95V5H93ZM159 6V5H158ZM32 5H30L29 4V2H28V0H0V25H2V24H8V23H10V22H12V20H13V16H12V14H15V15H18V13L19 12H24L23 14H25V12L26 13H29L31 10H33L32 9ZM80 7V6H79ZM96 7V6H95ZM169 8L171 7L170 5L168 6ZM172 7H173V5H172ZM86 8V7H85ZM120 8L121 9H123L124 8V5H121L120 6ZM128 8V7H127ZM156 8V7H155ZM165 8V7H164ZM169 8H168V11H169ZM227 8V9H226ZM45 9V8H44ZM72 9V8H71ZM133 9V11H135L134 9L135 8H132ZM165 9H167V8H165ZM81 10V9H80ZM72 11H73V9H72ZM83 11H86V10H83ZM158 11V10H157ZM61 12H63V13H65L64 15L65 16H62V15H60V13ZM109 12H111V11H109ZM144 12V11H143ZM75 13H76V11H75ZM101 13V12H100ZM134 12H129V15L127 16H125V14H126V12H125V14H124V12L122 11L121 12V19L122 20H131V14H133ZM137 13H139V12H137ZM155 13V12H154ZM255 13V12H254ZM257 13V12H256ZM72 14V13H71ZM203 14H204V16H203ZM21 15H22V13H21ZM34 15V14H33ZM136 15V14H135ZM138 15V14H137ZM154 15V14H153ZM153 15H152V13H151V16L153 17ZM155 15H156V13H155ZM158 15V17L160 16L159 15V13L157 14ZM156 15V16H157ZM233 15V14H232ZM237 15V14H236ZM238 15H240V14H238ZM237 15V16H238ZM23 16V15H22ZM100 16V15H99ZM139 16H140V14H139ZM139 16H135V17H133V20L135 19V20H137L138 19V17ZM163 15H161V17H162ZM170 16V17H171ZM182 16V15H181ZM180 16V17H181ZM191 16V15H190ZM195 16V15H194ZM194 16H191V18L192 17H194ZM206 16H209V20H205V18H206ZM211 16V17H210ZM231 16V15H230ZM87 17V16H86ZM101 17V16H100ZM130 17V18H129ZM158 17H157V19H158ZM185 17V16H184ZM187 17H189V16H187ZM143 18V17H142ZM145 18V17H144ZM160 18V17H159ZM186 18V17H185ZM184 18V19H185ZM190 18V17H189ZM196 18V17H195ZM237 17L236 16H233V17H231V20L233 19H236ZM68 19V18H67ZM77 19V18H76ZM151 19V18H150ZM156 19V20H157ZM167 19V18H166ZM182 19V18H181ZM188 19V18H187ZM186 19V20H187ZM197 19V18H196ZM196 19L194 20V21H196ZM204 19V20H203ZM110 20V19H109ZM141 20V19H140ZM156 20H153L152 19V21H156ZM159 20V19H158ZM157 20V21H158ZM172 20V19H171ZM173 20V21H174ZM192 21H190L191 22V24L193 25V19H191ZM22 21H24V20H22ZM77 21V20H76ZM150 21V20H149ZM152 21H151V25H149L150 27L151 26H153L152 25ZM167 21V20H166ZM177 21H178V19H177ZM189 21V20H188ZM239 21V20H238ZM258 21V20H257ZM19 22H21V21H19ZM99 22V21H98ZM104 22V21H103ZM132 22V21H131ZM143 22V21H142ZM146 22H148V21H146ZM162 22V21H161ZM181 22H183V21H181ZM180 22V23H181ZM225 22V21H224ZM40 23V22H39ZM71 23V22H70ZM87 23L88 22H86V25H87ZM92 23V22H91ZM157 23V22H156ZM177 23V25H178V27L180 28V29H183V26H185V25H181L180 23H178V22H176ZM175 23V24H176ZM184 23V22H183ZM257 23V22H256ZM20 24V23H19ZM88 24H90V23H88ZM115 24V23H114ZM132 24V23H131ZM141 23H139V25H140ZM149 24V23H148ZM160 24V23H159ZM166 24V23H165ZM185 24V23H184ZM191 24H190V26H191ZM13 25V24H12ZM48 25H49V23H48ZM85 25V26H86ZM97 25V24H96ZM96 25H94V27L96 26ZM102 25V24H101ZM106 25V24H105ZM111 25V24H110ZM115 25H117V24H115ZM137 25V24H136ZM145 25V24H144ZM144 25H141V27L140 28H142V29H144ZM158 25V24H157ZM163 25H164V23H163ZM162 24L159 26V27H162L163 26ZM223 25V24H222ZM227 25V23L224 25V26H222L223 28V30H224V39H225V41H226V44H228V45H226V46H228V47H231V49L233 50V52L235 51V54H236V52H239V50L241 49V45L243 44V41L241 40V39H244V38H238L239 37V35L241 34V32H240V34L238 35L237 33H234V31H232L229 27H227L226 26ZM231 25V24H230ZM238 26V22L237 21H235V24H234V26ZM256 25V24H255ZM254 25V26H255ZM7 26H9V25H7ZM28 26V25H27ZM78 26V25H77ZM108 26V25H107ZM146 26V25H145ZM148 26V28H150ZM172 26V25H171ZM170 26V27H171ZM189 26V25H188ZM214 26V25H213ZM219 26V25H218ZM217 26V27H218ZM240 26V25H239ZM243 27H244V25H242ZM241 26V28H243ZM251 26V25H250ZM48 27V26H47ZM64 27V26H63ZM81 27V26H80ZM92 28L91 29H93V26H91ZM98 27V26H97ZM97 27H96V29H97ZM154 27V26H153ZM158 27V26H157ZM157 27H156V29H157ZM167 27V26H166ZM192 27V26H191ZM191 27H190V29H191ZM194 27V26H193ZM197 27V26H196ZM200 27V26H199ZM11 28V27H10ZM106 28V27H105ZM119 28V27H118ZM130 28V27H129ZM128 28V29H129ZM138 27L136 26V30H138L137 29ZM175 28V27H174ZM186 28V27H185ZM201 28V27H200ZM232 28H233V26H232ZM244 28H246V27H244ZM259 28V27H258ZM261 29H262V27H260ZM1 29H4V28H1ZM16 29V28H15ZM18 29V28H17ZM107 30H108V28H106ZM120 29V28H119ZM150 29H152L153 30V28L151 27ZM165 29V28H164ZM187 29H188V27H187ZM197 29V28H196ZM216 29V28H215ZM250 29V28H249ZM252 29V28H251ZM37 30V29H36ZM79 30V29H78ZM81 30V29H80ZM105 30V29H104ZM170 30H171V28H170ZM243 30H246V29H243ZM6 31V30H5ZM69 31V30H68ZM74 31H76V30H74ZM89 31V30H88ZM110 31V30H109ZM148 31H151V30H149L148 29ZM155 31V30H154ZM168 31V30H167ZM166 31V32H167ZM182 31V30H181ZM192 31V30H191ZM194 31H195V29H194ZM197 31V30H196ZM200 31V30H199ZM238 31V30H237ZM236 31V32H237ZM240 31V30H239ZM251 31V30H250ZM260 31V30H259ZM258 31V32H259ZM33 32V31H32ZM37 32H38V30H37ZM43 32H44V30H43ZM80 32V31H79ZM82 32V31H81ZM107 32V31H106ZM157 32H158V30H157ZM163 32H164V30H163ZM162 32V33H163ZM174 32V31H173ZM177 31H175V33H176ZM186 32H188V31H185V33ZM243 32V31H242ZM260 32H263V31H260ZM16 33V32H15ZM18 33H19V31H18ZM45 33V32H44ZM87 33V32H86ZM101 33H103L102 31H101ZM161 33V32H160ZM169 33V32H168ZM174 33V34H175ZM184 33V32H183ZM190 33V36L191 35H193V31H192V33L191 32H189ZM200 33V32H199ZM221 33V32H220ZM245 33V32H244ZM254 33H257V31H255L254 30ZM0 34H1V32H0ZM10 34V33H9ZM8 34V35H9ZM24 34V33H23ZM47 34V33H46ZM83 34H85V32H82V34H81V36L83 35ZM89 34H90V32H89ZM89 34H88V36L87 37H89ZM96 34V33H95ZM100 34V33H99ZM98 34V35H99ZM130 34V33H129ZM164 34L165 35H167V33H163V36H164ZM182 34V33H181ZM198 34V33H197ZM219 34V33H218ZM217 33H216V35H218ZM222 34V33H221ZM249 34V33H248ZM32 35V34H31ZM35 35V34H34ZM40 35V34H39ZM69 35V34H68ZM97 35V36H98ZM108 35V34H107ZM115 35H117V33L115 34ZM123 35V34H122ZM133 36L135 35V34H132ZM148 35V34H147ZM184 35V34H183ZM187 35V37H189L188 36V34H186ZM244 35V34H243ZM243 35H241L242 37H243ZM253 35V34H252ZM257 35V34H256ZM255 35V36H256ZM264 35V34H263ZM28 36H30V35H28ZM37 36V35H36ZM46 36H48V35H46ZM50 36V35H49ZM71 37L73 36V34L71 33V35H70ZM100 36V35H99ZM132 36V37H133ZM169 36V34L167 35V37ZM174 36V35H173ZM185 36V35H184ZM183 36V37H184ZM199 36V34L197 35V37ZM202 36V35H201ZM254 36V35H253ZM7 37V36H6ZM9 37V36H8ZM7 37V38H8ZM19 37V36H18ZM25 37V36H24ZM27 37V36H26ZM41 37V36H40ZM42 37H43V35H42ZM60 37V36H59ZM119 37H120V35H119ZM119 37H118V39H119ZM123 37H125V36H123ZM123 37H121V38H123ZM165 37V36H164ZM166 37V38H167ZM170 38H171V36H169ZM187 37H184V38H187ZM193 37H195V36H193ZM215 37H218V36H215ZM245 37H246V35H245ZM257 37V36H256ZM259 37H261V36H259ZM5 38V37H4ZM32 38V37H31ZM64 38V37H63ZM70 38V37H69ZM94 38V37H93ZM99 38H102V37H98V39ZM120 38V39H121ZM137 38V37H136ZM135 38V40L137 41V39ZM163 38V37H162ZM174 38H175V36H174ZM182 38V37H181ZM191 38H192V36H191ZM191 38H189V39H191ZM248 38V37H247ZM255 38V37H254ZM253 38V39H254ZM263 38V37H262ZM21 39V38H20ZM41 39V38H40ZM45 39V38H44ZM56 39V38H55ZM97 39V38H96ZM95 39V40H96ZM111 39V38H110ZM133 39H134V37H133ZM147 39V38H146ZM171 39H173V38H171ZM177 39V38H176ZM195 39V38H194ZM264 39V38H263ZM263 39H262V41H263ZM33 40V39H32ZM42 40V39H41ZM46 40V39H45ZM53 40H54V38H53ZM80 40H81V38H80ZM94 40V46H95V44L97 43L96 41ZM129 40H132L131 38H129ZM154 40V39H153ZM188 40V39H187ZM197 40H198V38H197ZM218 39L216 38V41H217ZM221 40V39H220ZM220 40H218V41H220ZM238 40H240V44L241 45H239V43H238ZM245 40V39H244ZM249 40V39H248ZM255 40V39H254ZM11 41H13V40H11ZM40 41V40H39ZM55 41V40H54ZM53 41V42H54ZM67 41V40H66ZM99 41V40H98ZM111 41H112V39H111ZM113 41H115V40H113ZM118 41V40H117ZM138 41H140V40H138ZM165 41V40H164ZM164 41H163V43H164ZM170 41V40H169ZM169 41H167L166 43H168ZM177 41V40H176ZM175 41V42H176ZM192 41V40H191ZM190 41V42H191ZM193 41H195V40H193ZM199 41V40H198ZM258 41V40H257ZM260 41V40H259ZM258 41V42H259ZM42 42V41H41ZM47 42V41H46ZM72 42V41H71ZM81 42V41H80ZM85 42V40H83V42H82V44ZM88 42H89V39H88ZM96 42V43H95ZM104 42H106V41H104ZM108 42V41H107ZM110 42V41H109ZM120 42V41H119ZM126 42H128V39H127V41ZM134 43H135V41H133ZM178 42H180V40L178 41ZM186 42V41H185ZM212 42V44H214ZM251 42H253L252 40H251ZM4 43V42H3ZM34 43V42H33ZM38 43V42H37ZM37 43H36V45H37ZM40 43V42H39ZM99 43V42H98ZM102 43V41L100 42V44ZM111 43V42H110ZM115 43H116V41H115ZM115 43H114V45H115ZM122 43V42H121ZM131 43V42H130ZM138 43V42H137ZM161 42H159V44H160ZM181 43V42H180ZM179 43V44H180ZM187 43H189V42H187ZM187 43H186V45H187ZM195 43V42H194ZM194 43H193V45H194ZM207 43V44H206ZM249 43V42H248ZM257 43V42H256ZM43 44V43H42ZM54 44V43H53ZM99 44V45H100ZM113 44V43H112ZM126 44V43H125ZM129 43H127L126 45H128ZM143 44H144V42H143ZM162 44V43H161ZM173 44H174V42H173ZM176 45H177V43H175ZM174 44V45H175ZM184 44V43H183ZM183 44H181V45H183ZM192 44V43H191ZM191 44H189V45H191ZM201 44V43H200ZM206 44V45H205ZM218 44V43H217ZM220 44V43H219ZM234 44V45H233ZM259 43H257V45H258ZM262 43H260V45H261ZM48 45V44H47ZM58 45V44H57ZM69 45V44H68ZM135 45H136V43H135ZM157 46H159L158 45V43L156 44ZM155 45V46H156ZM170 45V44H169ZM174 45L170 48V49H172L173 47H174ZM186 45H184V46H186ZM189 45H188V49H189ZM232 45V46H231ZM244 45V44H243ZM264 45V43L262 44V46ZM23 46V45H22ZM29 46H30V43H29ZM39 46V45H38ZM37 46V47H38ZM54 46H55V44H54ZM54 46H53V48H54ZM90 46H92V44L90 45ZM110 46V45H109ZM137 46V45H136ZM138 46H139V44H138ZM166 46H168V45H166ZM165 46V47H166ZM171 46V45H170ZM180 46V45H179ZM220 46V45H219ZM219 46H218V48H219ZM222 46V45H221ZM220 46V47H221ZM226 46H222V47H226ZM245 46H246V44H245ZM245 46H243L242 47V49H244V47ZM259 46V45H258ZM24 47H26V46H24ZM56 47V46H55ZM64 47V46H63ZM68 47V46H67ZM128 47H129V45H128ZM128 47H127V49H128ZM134 47V46H133ZM164 47V48H165ZM183 47V46H182ZM216 47V46H215ZM33 48H35V47H33ZM59 48V47H58ZM86 48H89V46L88 47H86ZM94 48V47H93ZM102 48V47H101ZM122 48V47H121ZM131 48H132V44H131ZM130 48V49H131ZM135 48V47H134ZM157 48V47H156ZM161 48H162V46H161ZM217 48V47H216ZM238 49V51H237V49ZM259 48V47H258ZM258 48L256 49V50H258ZM36 49V48H35ZM34 49V50H35ZM40 49V48H39ZM46 49V48H45ZM45 49H43L42 50V52H46V50ZM61 49V48H60ZM59 49V50H60ZM83 49V48H82ZM90 49V48H89ZM89 49L88 50H85L84 49V51L85 52H87L88 51V53H89ZM97 49V48H96ZM105 49V48H104ZM133 49V48H132ZM138 49H140V48H138ZM160 49V48H159ZM175 49H176V47H175ZM185 49H186V47H185ZM185 49H184V51H185ZM209 49V48H208ZM230 49V48H229ZM241 49V50H242ZM250 49V48H249ZM255 49V48H254ZM260 49V48H259ZM55 50V49H54ZM63 50V49H62ZM110 50V49H109ZM134 50V49H133ZM137 50V48L135 49V51ZM141 50V49H140ZM140 50H138V51H140ZM165 50H166V48H165ZM168 50V49H167ZM191 50V49H190ZM194 50V49H193ZM226 50V49H225ZM251 50H252V48H251ZM263 50V49H262ZM21 51H23V49L21 50ZM30 51V50H29ZM56 51V50H55ZM80 51H82V50H80ZM92 52L94 51V50H91ZM102 51V50H101ZM108 51V50H107ZM106 51V52H107ZM116 51V50H115ZM128 51H129V49H128ZM134 51V52H135ZM137 51V52H138ZM156 51V50H155ZM160 51H162V49L160 50ZM174 52H175V50H173ZM183 51V50H182ZM183 51V52H184ZM187 51V50H186ZM213 51H214V49H213ZM213 51H212V53H213ZM51 52V51H50ZM59 52H61V51H59ZM77 52V51H76ZM114 52V51H113ZM123 52L125 53L126 51L125 50H123ZM165 52V51H164ZM172 52V50H170V54H173V53H171ZM188 52H189V50H188ZM190 52H192V51H190ZM215 53L217 52V51H214ZM230 52V51H229ZM232 52V53H233ZM241 52V51H240ZM6 53V52H5ZM26 53V52H25ZM24 53V54H25ZM47 53V52H46ZM56 53V52H55ZM73 53H74V51H73ZM78 53H79V51H78ZM83 53V52H82ZM91 53V52H90ZM90 53H89V57H90ZM97 53V52H96ZM159 53V52H158ZM161 53V52H160ZM168 53V54H169ZM196 53V52H195ZM206 53V52H205ZM219 53V52H218ZM221 53V52H220ZM225 53H227V52H225ZM231 53V54H232ZM241 53H243V52H241ZM245 54H247L246 52H244ZM260 52H259V50H258V53H257V55H260L259 54ZM264 53V52H263ZM12 54H13V52H12ZM23 54V55H24ZM32 54V53H31ZM51 55H47V57L49 58L48 59V62H51V61H54L55 60V55H53L52 53H50ZM71 54H72V52H71ZM77 54V53H76ZM80 54V58H82L81 57V55L83 56V54H81V53H79ZM93 54H95V53H93ZM109 54V53H108ZM129 53L128 52H126V55L125 56H127ZM133 54V52L132 53H130V55H132ZM178 54V53H177ZM183 54H185V53H183ZM182 54V55H183ZM191 54V53H190ZM189 53H188V55H190ZM224 54V53H223ZM228 54V53H227ZM240 54V53H239ZM256 54V53H255ZM11 55V54H10ZM17 55V54H16ZM15 55V57H17ZM40 55V54H39ZM46 55V54H45ZM84 55L85 56H83V57H86V55H87V53L85 54L84 53ZM112 55V54H111ZM113 55H115V54H113ZM124 55V54H123ZM143 55V54H142ZM144 55H146V54H144ZM143 55V56H144ZM163 55V54H162ZM174 55V54H173ZM180 55V54H179ZM202 55V54H201ZM222 55V54H221ZM229 55H230V53H229ZM242 55V54H241ZM241 55H238V59L239 60H241V59H244V58H241L240 59V56ZM250 55V54H249ZM253 55V54H252ZM251 55V56H252ZM264 55V54H263ZM44 56V55H43ZM58 56V55H57ZM100 56V55H99ZM105 57H107L106 56V54L104 55ZM124 56V57H125ZM143 56H141V57H143ZM175 56H177L176 54H175ZM196 56V55H195ZM224 56V55H223ZM233 56V55H232ZM237 56V55H236ZM4 59L6 58V56L4 57V56H2ZM2 57H0V60H1V58ZM26 57V56H25ZM33 57V56H32ZM88 57V58H89ZM105 57H103V58H105ZM111 57V56H110ZM117 57V55H115V58ZM128 57H130V56H127L126 58L129 60V58ZM131 57H134V55L133 56H131ZM159 57V56H158ZM161 57V56H160ZM166 57V56H165ZM167 57H168V55H167ZM166 57V58H167ZM174 57V56H173ZM181 57V56H180ZM186 57V56H185ZM192 57V56H191ZM218 57V56H217ZM229 57H231V56H229ZM250 57V56H249ZM248 57V55H247V58H249ZM259 57V56H258ZM261 57H264V56H261ZM260 57V58H261ZM14 58V57H13ZM39 58V57H38ZM44 58V57H43ZM74 58H75V56H74ZM101 58V57H100ZM103 58H101V59H99V60H103ZM108 58V57H107ZM169 58H171V57H169ZM189 58V57H188ZM224 58V57H223ZM223 58H222V60H223ZM234 57H232V59H233ZM236 58V59H237ZM16 59V58H15ZM20 59V58H19ZM19 59H16V61H14V62H17V60H19ZM45 59V58H44ZM73 59V58H72ZM112 59H113V57H112ZM116 59H118V57L116 58ZM119 59H121L120 57H119ZM132 60H133V62H134V60L135 59H133V58H131ZM130 59V60H131ZM144 59V58H143ZM162 58H160V60H161ZM178 60H179V58H177ZM181 59V58H180ZM185 59V58H184ZM183 59V60H184ZM187 59V58H186ZM204 59V58H203ZM217 59V58H216ZM226 59V58H225ZM224 59V60H225ZM237 59V60H238ZM254 59V58H253ZM264 59V58H263ZM262 59V60H263ZM12 60V59H11ZM25 60V59H24ZM27 60V59H26ZM25 60V61H26ZM85 60V59H84ZM95 60L96 59H94V62H95ZM98 60V61H99ZM109 60H111V59H109ZM172 60H174L173 58H172ZM171 60V61H172ZM178 60H176V62L178 61ZM182 60V59H181ZM180 60V61H181ZM189 60V59H188ZM187 60V61H188ZM194 60V59H193ZM208 60V59H207ZM235 60V59H234ZM236 60V61H237ZM252 60V59H251ZM259 60L260 59H258V62H259ZM12 61V62H13ZM78 61H80L79 63H81V61H83V60H78ZM85 61H87V60H85ZM88 61H89V59H88ZM88 61L86 62V63H84V66H83V68L81 69V70H86L85 68H86V66H85V64H87L88 63ZM105 61V60H104ZM104 61H100L101 63H105ZM113 61V60H112ZM125 61V60H124ZM138 61V60H137ZM153 61V60H152ZM167 59H166V63H167ZM179 61V62H180ZM190 61V60H189ZM200 61V60H199ZM205 61V60H204ZM212 61V60H211ZM210 61V62H211ZM226 61V60H225ZM241 61H243V60H241ZM248 61V60H247ZM12 62H10V63H12ZM13 62V63H14ZM29 62H30V60H29ZM47 62V63H48ZM71 62H72V60H71ZM75 62V61H74ZM84 62V61H83ZM96 62H97V60H96ZM107 62H109V63H111L110 61H107ZM119 62H120V60H119ZM119 62H117V63H119ZM147 62V61H146ZM165 62V61H164ZM175 62V63H176ZM178 62V63H179ZM182 62V61H181ZM180 62V63H181ZM186 62V61H185ZM184 62V63H185ZM195 62V61H194ZM203 61H201V63H202ZM214 62H215V60H214ZM234 62V61H233ZM233 62H232V64H233ZM252 62L254 63H256V61H253L252 60ZM251 62V63H252ZM0 63H2L1 64V66H6V64H4L5 63V60H4V63L3 62H0ZM12 63V64H13ZM62 63V62H61ZM78 63V62H77ZM100 63V64H101ZM115 64V61L114 62H112L110 65H112V64ZM128 63H129V61H128ZM132 63V62H131ZM130 63V64H131ZM150 63L151 62H149V63H143V64H149V66H150ZM154 63V62H153ZM161 63V62H160ZM166 63H165V65H166ZM171 63V62H170ZM178 63H177V65H178ZM186 63H188V62H186ZM209 63V62H208ZM213 63V62H212ZM230 63V62H229ZM241 63V62H240ZM248 63V62H247ZM250 63V64H251ZM254 63V64H255ZM11 64V65H12ZM65 64V63H64ZM74 64V63H73ZM72 64V65H73ZM92 64H93V62H92ZM96 64H99V62L98 63H96ZM99 64V65H100ZM106 64V63H105ZM108 64V63H107ZM142 64V62L140 63V65ZM189 64V63H188ZM206 64V63H205ZM221 64V63H220ZM220 64H218V65H220ZM223 65L224 64H226V62L225 63H222ZM231 64V63H230ZM230 64H228L229 66H230ZM253 64V65H254ZM13 65H16V64H13ZM12 65V66H13ZM21 65H22V63H21ZM48 65H49V63H48ZM58 65H60V59H59V64ZM79 65H81V64H79ZM79 65H78V67H79ZM98 65V66H99ZM109 65V66H110ZM120 65V64H119ZM118 65V66H119ZM127 65V64H126ZM129 65V64H128ZM139 65V66H140ZM153 65V64H152ZM155 65V64H154ZM161 65V64H160ZM179 65H182V64H179ZM178 65V66H179ZM184 65V64H183ZM199 65V64H198ZM202 65H203V63H202ZM211 65H213V64H211ZM216 65V64H215ZM243 65H245V64H243ZM246 65H248V64H246ZM258 65V67L260 68V64L258 63L257 64ZM262 65V64H261ZM4 66V67H5ZM24 66V65H23ZM33 66V65H32ZM66 66V65H65ZM96 66V65H95ZM113 67H114V65H112ZM112 66H110V68H106V69H109V71H112L111 69H113V67ZM130 66V65H129ZM128 66V67H129ZM177 66V67H178ZM189 66V65H188ZM204 66H206V65H204ZM209 66V65H208ZM250 66V65H249ZM252 66V65H251ZM10 67V66H9ZM38 67V66H37ZM67 67V66H66ZM89 67V66H88ZM102 66H100V68H101ZM106 67H108V65L106 66ZM117 67V65H115V67L114 68H116ZM124 67H126V66H124ZM123 67V68H124ZM133 68V70L132 69H130V68ZM167 66H164V68H166ZM181 67V66H180ZM184 67H185V65H184ZM184 67H183V71H184ZM201 67V66H200ZM199 67V68H200ZM207 67V66H206ZM231 67V66H230ZM232 67H233V65H232ZM231 67V68H232ZM241 67V66H240ZM253 67V66H252ZM257 67V66H256ZM3 68V67H2ZM14 68V67H13ZM32 68V67H31ZM60 68V67H59ZM72 68H74V66L73 67H71V69ZM95 68H99V67H95ZM103 68V67H102ZM119 68H120V66H119ZM122 68V69H123ZM137 68V67H136ZM139 68V67H138ZM141 68V67H140ZM152 68H153V66H152ZM168 68V67H167ZM169 68H170V66H169ZM176 68V67H175ZM179 68V67H178ZM208 68V67H207ZM229 68V67H228ZM227 68V69H228ZM236 68V67H235ZM238 69H239V67H237ZM236 68V69H237ZM246 68V67H245ZM248 68V67H247ZM258 68V69H259ZM5 69V68H4ZM26 69V68H25ZM34 69V68H33ZM39 69V68H38ZM50 69V68H49ZM49 69H47L48 71H49ZM79 69V68H78ZM78 69L76 68L75 70H74V72H78ZM88 69V68H87ZM89 69H90V67H89ZM89 69L87 70V72L89 73L90 71H92V70H90L89 71ZM143 69V68H142ZM145 69V68H144ZM188 69V68H187ZM213 69V68H212ZM214 69H216V68H214ZM249 69V68H248ZM251 69V68H250ZM3 70V69H2ZM10 70H12V67H11V69ZM83 70V71H84ZM97 70H99L100 71V69H97ZM114 70V69H113ZM128 70H132V71H134L135 70V68L133 67V66H130L129 67V69ZM147 70V69H146ZM167 70V69H166ZM165 70V72L166 73H168L167 71ZM169 70H171V71H173L172 70V68H170ZM186 70V69H185ZM201 70H204V67H202V69ZM211 69H209L208 71H210ZM218 70V69H217ZM222 70L223 69H221L220 71H219V74L218 75H223L222 74ZM224 70H225V68H224ZM242 70H245V69H243V67H242ZM263 69H262V67H261V70L260 71H262ZM8 71V70H7ZM99 71H97V73H99ZM107 71L108 70H106V73H107ZM108 71V72H109ZM122 71V70H121ZM125 71V70H124ZM139 71V70H138ZM144 71V70H143ZM142 71V72H143ZM150 71H152L151 69L149 70V74L146 72V74H148V75H143V77H142V79H141V81H142V90L143 89H145L146 87H147V89H145V93H146V90H147V92H148V88L150 87V86H152L151 84H152V82L155 80L154 78H153V76H152V80H151V84L149 85V87H148V82H146V81H148L147 80V78H148V76L150 75ZM176 71H177V69H176ZM176 71H175V73H176ZM179 71V70H178ZM197 70H195V72H196ZM205 71H206V69H205ZM205 71H204V73H205ZM214 71V70H213ZM216 71V70H215ZM238 71H240V70H238ZM260 71H254V72H257V73H259ZM4 72V71H3ZM12 72V71H11ZM28 71H26V70H23L22 71V73L18 76V78L16 79V85L19 87L20 86V88H22V89H28V86L30 85V76H33L31 73H27ZM85 72V71H84ZM84 72H81V73H84ZM87 72H85L84 74L86 75V73ZM142 72H140V73H142ZM192 72H194V71H192ZM202 72V71H201ZM207 72V71H206ZM210 72H212V71H210ZM228 72V71H227ZM230 72H231V70H230ZM229 72V73H230ZM246 72H248V71H246ZM263 72V71H262ZM5 73V72H4ZM65 73V72H64ZM71 73L73 74V78L76 80V78H77V76H79V75H81L80 73H73V71H71ZM133 73V72H132ZM137 73V72H136ZM144 73V72H143ZM142 73V74H143ZM184 73V72H183ZM198 73H200L199 71H198ZM213 73V72H212ZM221 73V74H220ZM224 73H225V71H224ZM252 73V71L250 72V74ZM256 73V74H257ZM8 74H11L10 72H8ZM35 74H38V73H35ZM113 74V73H112ZM114 74H115V70H114ZM113 74V75H114ZM119 74V73H118ZM123 74V73H122ZM125 74V73H124ZM129 74H131V73H129ZM169 74H171L170 73V71H169ZM206 74V73H205ZM214 74V73H213ZM238 74V73H237ZM255 74V73H254ZM2 75V74H1ZM44 75H46V74H44ZM88 75H91V73H89ZM88 75H86L87 76V78H88ZM100 75V74H99ZM99 75H97V77L99 76ZM109 75V74H108ZM111 76V78L113 79L114 78V76ZM121 75V74H120ZM155 75H156V72H155ZM172 75V74H171ZM176 75V74H175ZM178 75H179V73H178ZM181 75H183V74H181ZM200 75V74H199ZM209 75H211V74H209ZM225 75H228V73H226ZM225 75H223V76H225ZM235 75V74H234ZM240 75H241V73H240ZM7 76V75H6ZM50 78L49 79H51V81H50V86H51V88L50 89H48L46 92H45V94H44V98L42 99V101L40 100V104L38 105V112H39V118H40V122L41 123H43L44 124V122L46 121V120H49V119H55V118H58V119H62L63 121L64 120H66V122H65V124H67V120H68V117H69V115L66 113V111H69L70 109H72L73 108V106H74V104H75V98H76V96H80L81 95V93H82V91H83V93H82V96H86L87 95V93H88V89L86 88L85 89V87L83 86V85H80L78 88L76 87V84L72 81V80H74V79H72V75H69L68 77V79L70 80V84L67 86V88H66V90H65V93L63 94V95H61V96H54V89L55 88H59V86H60V84H61V82H62V75L60 74V71H52L51 73H50ZM82 76V75H81ZM105 76V75H104ZM110 76V75H109ZM116 76V75H115ZM126 76V75H125ZM125 76H123V77H125ZM128 76V75H127ZM133 76V75H132ZM135 76V75H134ZM142 76V75H141ZM150 76V77H151ZM169 77L168 76V74L166 75L165 74V77ZM187 77V75H185V73H184V77ZM203 76L205 77V75L203 74ZM230 76V75H229ZM228 76V77H229ZM233 76V75H232ZM247 76V75H246ZM250 76V75H249ZM251 76H253V75H251ZM260 76V75H259ZM5 77V76H4ZM45 77V76H44ZM106 77H107V74H106ZM120 77V76H119ZM137 77H138V75H137ZM136 77V78H137ZM164 77V76H163ZM189 77V76H188ZM188 77H187V79H188ZM193 77H195V76H193ZM213 77V76H212ZM221 77V76H220ZM219 77V78H220ZM226 77V76H225ZM231 77V76H230ZM229 77V78H230ZM46 78V77H45ZM83 78H86V77H84L83 76ZM86 78V79H87ZM139 78V77H138ZM141 78V77H140ZM162 78V77H161ZM170 78V77H169ZM179 78H180V76H179ZM192 78V77H191ZM190 78V79H191ZM196 78H197V75H196ZM209 78H211L210 76H209ZM215 78V77H214ZM213 78V79H214ZM217 78V77H216ZM218 78V79H219ZM224 78V77H223ZM229 78H227V80H230ZM234 78V77H233ZM237 78V77H236ZM240 78H241V76H240ZM239 78V79H240ZM3 79V78H2ZM37 79V78H36ZM111 79V80H112ZM115 79V78H114ZM119 79V78H118ZM126 79H127V77H126ZM132 79V77L130 78V80ZM150 79V78H149ZM168 79V78H167ZM174 79H175V77H174ZM184 79H186V78H184ZM183 79V80H184ZM199 79V78H198ZM204 79V78H203ZM207 79H208V76H207ZM217 79V83H219L218 81L220 80H218ZM238 79V78H237ZM251 79H253V77L251 78ZM257 79V78H256ZM255 79V81H254V83L255 82H257V80ZM259 79V78H258ZM47 80V79H46ZM89 80V79H88ZM103 80V79H102ZM109 80H110V78H109ZM123 80V79H122ZM136 80V79H135ZM189 80V79H188ZM196 80V79H195ZM194 80V81H195ZM215 80V79H214ZM224 81V82H228V81ZM233 80V79H232ZM244 80V79H243ZM260 80V79H259ZM36 81V80H35ZM79 81V80H78ZM85 81V80H84ZM90 81V80H89ZM108 81V80H107ZM125 81V80H124ZM127 81V80H126ZM133 81H134V79H133ZM141 81L139 80V83H141ZM161 81V80H160ZM167 81V80H166ZM175 80H172V82H174ZM180 81V80H179ZM186 81V80H185ZM185 81H183V82H185ZM192 80H190V82H191ZM193 81V82H194ZM210 82V80H206V82ZM223 80H221V82H222ZM251 80H250V78H249V82H250ZM264 81V80H263ZM13 82V81H12ZM87 82V81H86ZM114 82H116L115 80H114ZM114 82H111V83H113L114 84ZM157 82V81H156ZM183 82H181V83H183ZM192 82V84H194ZM230 82V81H229ZM238 82H240V81H238ZM243 82V81H242ZM245 82V81H244ZM244 82L242 83V84H244ZM247 82H248V80H247ZM103 83V82H102ZM108 83H110V81L108 82ZM110 83V84H111ZM117 83H119V82H117ZM116 83V84H117ZM121 83H123V81L121 82ZM134 84H136L135 82H133ZM154 83V82H153ZM158 83H160V82H158ZM157 83V84H158ZM186 83V82H185ZM185 83H183V84H185ZM187 83H189V82H187ZM186 83V84H187ZM217 83H216V85H217ZM251 83V82H250ZM34 84V83H33ZM80 84H82V83H80ZM98 84V83H97ZM105 84V83H104ZM116 84H114L113 86L112 85H110V86H112V87H114L115 88V86H116ZM120 84V83H119ZM119 84H117V85H119ZM127 84V83H126ZM132 85V81H131V85H124L123 87H122V89H121V93L122 92H124V91H127L128 90V93H130L131 91H132V87L133 86H135V85ZM162 84V83H161ZM173 84V83H172ZM196 84V83H195ZM213 84H215L214 82L211 84V85H213ZM229 84V83H228ZM227 84V85H228ZM248 84L249 83H247L246 85L248 86ZM6 85H8V84H6ZM92 85V84H91ZM107 85H109V84H107ZM120 85H122V84H120ZM119 85V86H120ZM139 85V84H138ZM154 85H156V83L154 84ZM153 85V86H154ZM171 85V84H170ZM177 85H178V82H177ZM181 85V84H180ZM191 85V84H190ZM210 85V86H211ZM216 85H213V87L214 86H216ZM225 85V84H224ZM238 85H241V84H239L238 83ZM252 85V84H251ZM264 85V84H263ZM262 85V86H263ZM32 86V85H31ZM41 86H42V82L39 80L37 83H36V88H37V91H38V89H40L41 88ZM88 86H89V84H88ZM104 86V85H103ZM103 86H101V88L103 87ZM158 87H159V84L157 85ZM167 86V85H166ZM184 86V85H183ZM186 86V85H185ZM185 86H184V88H185ZM192 86V85H191ZM201 86V85H200ZM204 86H205V82H204ZM206 86H208V85H206ZM230 86V85H229ZM255 86V85H254ZM260 86V85H259ZM1 87V86H0ZM7 87V86H6ZM90 87V86H89ZM98 87H99V85H98ZM109 87V86H108ZM111 87V89H113ZM157 87V88H158ZM161 87V86H160ZM159 87V88H160ZM165 87V86H164ZM168 87H169V85H168ZM178 87H179V85H178ZM187 87V86H186ZM212 87V86H211ZM212 87V88H213ZM218 87V86H217ZM222 87V86H221ZM241 87V86H240ZM243 87V86H242ZM250 87V86H249ZM248 87V88H249ZM9 88V87H8ZM32 88V87H31ZM45 88V87H44ZM62 88V87H61ZM116 88H117V86H116ZM155 88V87H154ZM172 88V87H171ZM173 88H175V87H173ZM189 87H187V88H185L186 89V92L188 91L187 89H188ZM191 88H193V87H191ZM208 88V87H207ZM210 88V87H209ZM208 88V89H209ZM219 88V87H218ZM247 88V87H246ZM245 87H244V89H246ZM248 88L246 89V90H248ZM30 89V88H29ZM28 89V90H29ZM90 89V88H89ZM100 89V88H99ZM120 89V88H119ZM160 89H164V92L167 90V87H166V90H165V88H160ZM179 89H180V87H179ZM198 89V88H197ZM235 89H237L238 90V88H236L235 87ZM249 89H251V88H249ZM26 90V92H29V91H31L32 92V90ZM41 90V89H40ZM101 90V92H102V90H104L103 88L102 89H100ZM107 90V89H106ZM106 90H104V92L106 91ZM141 90V89H140ZM141 90V92H144V91H142ZM181 90V89H180ZM184 90V89H183ZM189 90H190V88H189ZM193 90H195V89H193ZM203 89H201V91H202ZM212 90V89H211ZM211 90H210V92H211ZM214 90L215 89H213V93H215L214 92ZM217 90V89H216ZM239 90H240V88H239ZM244 91L245 92V94H246V92L247 91ZM258 90V89H257ZM8 91V90H7ZM53 91V92H52ZM58 91H60V90H58ZM94 90H92L90 93H91V95H93L92 94V92H93ZM98 91V90H97ZM150 91V90H149ZM175 91V90H174ZM198 91V90H197ZM208 91V90H207ZM207 91H206V93H207ZM228 91V90H227ZM226 91V92H227ZM231 90L229 89V92H230ZM236 91V90H235ZM33 92H34V90H33ZM32 92V93H33ZM107 92H108V90H107ZM107 92H105V93H107ZM112 91L110 90V93H111ZM163 94H165L163 91H161ZM181 92V91H180ZM183 92V91H182ZM185 92V93H186ZM225 92V93H226ZM233 92V90L230 92V94ZM237 92V91H236ZM249 92V91H248ZM256 92V91H255ZM15 93H17V92H14V94ZM31 93V94H32ZM39 93V92H38ZM57 93V92H56ZM127 93V92H126ZM133 93V92H132ZM136 93V92H135ZM140 93V92H139ZM193 93H195V92H193ZM217 93H219V92H217ZM216 93V94H217ZM223 93V92H222ZM242 93V92H241ZM240 93V91H239V93L238 94H241ZM249 93H251V92H249ZM103 94V93H102ZM109 94V93H108ZM112 94H113V92H112ZM153 94H155V93H153ZM158 94V97H159V95L161 94H159V93H156V95ZM177 95L179 94V92L178 93H176ZM207 94H210V93H207ZM214 95V96H217V95ZM224 94V93H223ZM237 94V95H238ZM256 94V93H255ZM254 94V95H255ZM259 94L261 95V93L259 92ZM258 94V95H259ZM13 95V94H12ZM36 95H38V94H36ZM96 96L98 95V94H95ZM138 95V94H137ZM145 95V94H144ZM172 95V94H171ZM201 95V94H200ZM204 95V94H203ZM211 95H212V93H211ZM220 95H221V93H220ZM228 95V94H227ZM227 95H224V97H228ZM232 95H234L233 93H232ZM243 95V94H242ZM247 95V94H246ZM258 95H256L257 97H258ZM259 95V96H260ZM23 96V95H22ZM32 96V95H31ZM30 96V97H31ZM105 96V95H104ZM106 96H108L107 94H106ZM113 96H114V94H113ZM130 96V95H129ZM128 96V97H129ZM161 97H162V95H160ZM189 96V95H188ZM187 96V97H188ZM199 96V95H198ZM197 96V97H198ZM205 96H207L206 94L202 97V98H204ZM218 96H219V94H218ZM231 96V95H230ZM229 96V97H230ZM252 96V95H251ZM250 96V97H251ZM1 97H4V98H1L0 99V129H2V130H0V132H1V134H0V253H3L5 250H7V251H9V252H11V251H13V248H14V244L17 242V240H16V235L18 236L21 232H22V234H25V235H27L26 233H28V230L30 229V230H32L33 231V228L31 229V223L29 224V223H27V222H25V223H18V222H16V221H10V223L11 224H8V220L5 222V221H3L4 220V217H3V219H2V217H1V212H2V209H1V207L2 206H4L10 199L8 198V190L9 189H11V188H15L16 187V184L13 186L12 185V177H10V174L11 173H9L8 171H9V165H7V162H8V160L9 159H11V158H15V159H17L18 157H20L21 155H22V153L19 151V146H18V144H17V147L15 146L16 145V143L14 142V140L13 139H9V137H8V139H6L3 135H5V133L8 131V130H6L9 126H12L11 124L12 123H15V119H16V117L19 115V113H17L16 114V108H17V105H20V107H22L23 105L22 104H20V102H19V104L17 103V102H15V103H13V104H11L9 101H7V102H5V101H3L4 99H8V94L7 93H4V94H2L1 95ZM33 97V99H34V95L32 96ZM40 97V96H39ZM41 97H42V95H41ZM40 97V98H41ZM88 97V96H87ZM86 97V98H87ZM120 97V96H119ZM135 97V96H134ZM141 97V96H140ZM139 97V98H140ZM190 97V96H189ZM194 97H195V95H194ZM210 96L208 95L207 96V99L209 98ZM213 97V96H212ZM244 97H245V95H244ZM244 97H242V98H244ZM247 97V96H246ZM249 97V96H248ZM93 98V97H92ZM121 98V97H120ZM138 98V97H137ZM137 98H135L136 100V102H137ZM163 99H165L164 98V96L162 97ZM173 98H175V95H174V97ZM180 98V96L178 97V101H183V98L181 99H179ZM196 98V97H195ZM215 98V97H214ZM218 98V100H219V97H217ZM241 98V97H240ZM32 99V100H33ZM81 99V98H80ZM117 99V98H116ZM151 100H152V98H150ZM162 99V100H163ZM197 99V98H196ZM220 99H221V96H220ZM238 99H239V95H238ZM31 100V101H32ZM94 100V98L92 99V101ZM130 100V99H129ZM144 100V99H143ZM157 100V99H156ZM167 100H168V98H167ZM167 100H164L165 102L164 103H166V101ZM193 99H191L190 101H192ZM205 100L206 99H203V101H204V103H206L205 102ZM210 100H211V97H210ZM255 100V99H254ZM101 101V100H100ZM111 101V100H110ZM131 101V100H130ZM133 101V100H132ZM160 101V100H159ZM175 101H177L176 99L174 100V102ZM194 101H195V99H194ZM208 101H209V99H208ZM207 101V102H208ZM226 101H227V99H226ZM263 101H264V99H263ZM24 102V101H23ZM22 102V103H23ZM78 102H80V101H78ZM76 103V104H80V103ZM82 102V101H81ZM89 102H91V99H90V101ZM89 102H87V103H89ZM95 102V101H94ZM94 102L92 103V104H94ZM115 102V101H114ZM129 102V101H128ZM143 102H145V101H143ZM152 102V101H151ZM151 102H149V103H151ZM158 102V101H157ZM156 102V103H157ZM170 102V101H169ZM198 102H200L201 103V105H202V109L204 108V104H203V102H202V99L201 100H198ZM216 102V101H215ZM219 102H221V100H219ZM231 102V101H230ZM238 102V101H237ZM243 102V101H242ZM246 102H248V101H246ZM259 102H261V100H259ZM36 103V102H35ZM104 103V102H103ZM130 103V105L132 104V102H129ZM128 103V104H129ZM138 103V102H137ZM173 102H171V104H172ZM180 103H183V102H179V104ZM189 103V102H188ZM196 103H197V100H196ZM196 103H193V101L192 102H190L189 103V105H192V104H194V105H192L193 106V108H194V106H196ZM222 103V102H221ZM229 103V102H228ZM258 103V102H257ZM24 104V103H23ZM120 104V103H119ZM127 103H126V105H128ZM134 104V103H133ZM132 104V105H133ZM151 104H153V103H151ZM178 104V105H179ZM197 104H199V103H197ZM233 104V103H232ZM239 104V103H238ZM238 104H237V106H238ZM241 105H243L242 103H240ZM247 104V103H246ZM252 104V103H251ZM254 104H255V101H254ZM254 104H252V105H254ZM22 105V106H21ZM81 105V104H80ZM103 105V104H102ZM125 105V106H126ZM131 105V106H132ZM173 105H175V104H173ZM177 105V102H176V106H178ZM182 105V104H181ZM184 105V104H183ZM182 105V106H183ZM186 105V104H185ZM200 105V104H199ZM209 105H210V101H209ZM221 105V104H220ZM227 105V104H226ZM229 105V104H228ZM231 105V104H230ZM248 105V104H247ZM262 105V106H261ZM86 106V105H85ZM93 106V105H92ZM135 105H133V107H134ZM136 106H137V104H136ZM148 106V105H147ZM155 107H156V105H154ZM161 106V105H160ZM163 106V105H162ZM175 106V107H176ZM180 106V105H179ZM198 106V105H197ZM224 106V105H223ZM233 106H235V105H233ZM233 106H232V109H233ZM255 106H256V104L254 105V107L253 108H255ZM263 104L261 103L260 104V107L263 109ZM104 107V106H103ZM151 107V106H150ZM155 107L154 108H150L151 109V113H152V109H153V111H154V109H155ZM174 107V106H173ZM172 107V108H173ZM186 107V106H185ZM207 107V106H206ZM211 107L212 106H208L207 108L208 109H211ZM214 107V106H213ZM241 107H243V106H241ZM78 108V107H77ZM80 108V107H79ZM78 108V109H79ZM85 108V107H84ZM90 108V107H89ZM94 108H95V105H94ZM123 108H124V105H123ZM157 108V107H156ZM159 108V107H158ZM162 108V107H161ZM166 108V107H165ZM168 108H170V107H168ZM171 108V109H172ZM179 108V107H178ZM199 111H202V110H200L201 109V106H200V108H198V107H196ZM195 108V109H196ZM214 108H216V107H214ZM220 108V107H219ZM218 108V109H219ZM228 108V107H227ZM231 108V107H230ZM229 108V109H230ZM249 108V107H248ZM252 108V109H253ZM18 109H20L19 108V106H18ZM74 109H76V107L74 108ZM127 109V108H126ZM134 109V108H133ZM132 109V110H133ZM144 109V108H143ZM142 109V110H143ZM174 109V108H173ZM172 109V110H173ZM177 109V108H176ZM180 109V108H179ZM206 109V108H205ZM217 109V108H216ZM222 109V108H221ZM224 109V108H223ZM229 109H227L228 111H230ZM235 109H238L237 107L235 108ZM235 109H233V110H235ZM242 109V108H241ZM240 109V110H241ZM251 109V110H252ZM258 109V108H257ZM257 109H256V111H257ZM24 110V109H23ZM84 110H86V109H84ZM100 110V109H99ZM106 110H107V108H106ZM117 110H119V109H117ZM116 110V111H117ZM132 110H130V112L132 111ZM141 110V109H140ZM139 110V111H140ZM149 109H147L146 110V108H145V113H147L146 111H148ZM158 110H160L161 112H160V114L162 113V109H158ZM164 110V109H163ZM166 110V109H165ZM171 110V111H172ZM185 110V109H184ZM189 110V114H190V111H191V108L190 109H188ZM188 110H185V111H188ZM197 110V111H198ZM204 110V109H203ZM215 110V109H214ZM225 110V109H224ZM226 110V111H227ZM250 110V109H249ZM260 110L261 109H258V111L260 112ZM264 110V109H263ZM73 111V110H72ZM93 111V110H92ZM137 111V110H136ZM144 111V110H143ZM142 111V112H143ZM156 111V110H155ZM175 111V110H174ZM182 111H183V109H182ZM181 111V112H182ZM192 111L193 112H191V113H194L195 111L192 109ZM196 111V112H197ZM209 112H210V110H208ZM217 111V110H216ZM225 111V112H226ZM228 111H227V113H228ZM238 111V110H237ZM236 111V112H237ZM256 111L254 110L253 112H255L254 114H257L256 113ZM22 112V111H21ZM25 112V110L22 112V113H24ZM32 112V111H31ZM99 112V111H98ZM111 111H109V113H110ZM114 112V110L112 111V113ZM128 112V111H127ZM157 112V111H156ZM159 112V111H158ZM157 112V113H158ZM178 112V111H177ZM181 112L180 113H178L180 116H181ZM195 112V113H196ZM208 112V113H209ZM225 112L224 113H222V114H225ZM242 112V111H241ZM248 113L250 112V111H247ZM247 112H246V115H247ZM252 112V113H253ZM28 113H30V112H28ZM69 113V112H68ZM89 113V112H88ZM87 113V114H88ZM104 114H105V112H103ZM102 113V114H103ZM107 114H108V111L106 112ZM111 113V116L113 115ZM115 113V112H114ZM135 113V112H134ZM134 113H132V114H134ZM166 113V112H165ZM165 113H162V115H164ZM168 113V112H167ZM183 113V112H182ZM185 113V112H184ZM215 113V112H214ZM213 113V114H214ZM219 113V112H218ZM226 113V114H227ZM230 113H235V111L233 112H230ZM229 113V114H230ZM240 113V112H239ZM261 113V112H260ZM258 113L257 115L258 116H260V115H262L263 113ZM25 114V113H24ZM71 115L72 114H75V112H71L70 113ZM101 114V115H102ZM103 114V115H104ZM117 114V113H116ZM115 114V115H116ZM118 114H120V112L118 113ZM117 114V115H118ZM136 114V113H135ZM143 114V113H142ZM148 114V113H147ZM159 114V115H160ZM178 114H177V116H178ZM187 114V113H186ZM185 114V115H186ZM212 113H211V116L213 115ZM237 114V113H236ZM236 114H234V115H236ZM241 114V115H240ZM239 115H240V117L242 116V118H243V113H240ZM249 114H251V112L249 113ZM23 115V114H22ZM100 115V114H99ZM117 115H116V117H117ZM137 115H138V112H137ZM144 115V114H143ZM146 115V114H145ZM144 115V116H145ZM167 115V114H166ZM172 115L173 114H171V117H172ZM175 115V114H174ZM203 115H205V114H203ZM202 115V116H203ZM206 115H207V113H206ZM219 115V114H218ZM228 115V114H227ZM226 115V117H228L229 118V116H227ZM231 115L232 114H230V120L229 121H231ZM252 115V114H251ZM251 115H248V117L249 116H251ZM264 115V114H263ZM262 115V116H263ZM27 116V115H26ZM81 116V115H80ZM105 116V115H104ZM106 116H109L110 118H111V116L110 115H106ZM114 116V115H113ZM120 116V115H119ZM127 116V115H126ZM126 116H124V118L126 117ZM140 116V115H139ZM139 116H138V118H139ZM144 116L142 117V119L144 118ZM147 116V115H146ZM153 116H155L156 117V115H153ZM152 115H151V117H153ZM169 116V119H170V121H171V124H170V126L169 125H167V126H169V129L171 130V125H175V124H172L173 122H179L178 121V119L175 117V116H173L172 118H176V120L174 119V121L171 119V117H170V115H168ZM182 116H184V114L182 115ZM199 116V115H198ZM208 116V115H207ZM216 116H217V114H216ZM223 116V115H222ZM233 116V115H232ZM258 116H257V119H258ZM22 117H24V116H22ZM102 118H104V119H102V122H103V120H105V123H104V127L103 126H101V127H103V129H104V131H102L103 129L101 128V130H99V131H102L103 132V135H105L106 136V134L107 135H110L109 134V132H110V123H109V121H108V118L106 119L105 117H103V116H101ZM120 117H123V116H120ZM119 117V118H120ZM150 117V116H149ZM165 117V116H164ZM187 117V116H186ZM190 117H191V115H190ZM201 117V116H200ZM203 117H205V116H203ZM202 117V118H203ZM220 118H221V120L223 119V117H221V114H220V116H219ZM234 117V116H233ZM233 117H232V120H234L233 119ZM238 117V116H237ZM21 118V117H20ZM91 118V117H90ZM89 118V119H90ZM95 118V117H94ZM130 118V117H129ZM136 118V117H135ZM135 118H133V119H135ZM146 118V117H145ZM145 118L143 119V121L145 120ZM166 118V117H165ZM165 118H164V120H165ZM168 118V117H167ZM178 118H180L179 116H178ZM182 118V117H181ZM196 118V117H195ZM214 118V117H213ZM245 118H247V116L245 117ZM263 118V117H262ZM44 119V120H43ZM88 119V120H89ZM96 119V118H95ZM132 119V121H134ZM142 119H141V121H142ZM157 119V118H156ZM169 119H166L165 121V123H167L168 121H169ZM191 119V118H190ZM199 119H201V118H199ZM218 118H216V120H217ZM236 119V118H235ZM244 119V118H243ZM248 119V118H247ZM249 119H250V117H249ZM252 119H253V116H252ZM57 120V119H56ZM71 120V119H70ZM124 120V119H123ZM163 120V119H162ZM163 120V121H164ZM185 120H186V118H185ZM203 120V119H202ZM219 120V119H218ZM254 121L256 120V119H253ZM263 120V119H262ZM23 121V120H22ZM25 121H26V119H25ZM74 121V120H73ZM92 121V120H91ZM97 120H95V122H96ZM118 122L117 123H119V120H117ZM127 123L129 122L128 120H125ZM131 121V122H132ZM147 121L148 120H146V124H147ZM154 121V120H153ZM157 121V120H156ZM187 121V120H186ZM205 121V120H204ZM203 121V122H204ZM220 121V120H219ZM236 121V120H235ZM246 121H248V120H246ZM246 121L244 122V124L243 125H245V123H246ZM261 121V120H260ZM17 122V121H16ZM61 122V121H60ZM95 122H90V124L91 123H94L95 124ZM101 122V121H100ZM101 122V123H102ZM122 122V121H121ZM125 122V125H124V127L126 128L125 129V131H122V133L124 132H128V130H127V128H128V126H130V124L128 125L127 123ZM136 122H137V119H136ZM151 122H152V120H151ZM159 122V121H158ZM190 122H191V120H190ZM194 122V121H193ZM192 122V123H193ZM199 122H200V120H199ZM210 122V121H209ZM211 122H217V121H215V120H213V121H211ZM221 122V121H220ZM232 122V121H231ZM238 122H240V121H238ZM250 122H251V119H250ZM253 122V121H252ZM251 122V123H252ZM257 122V121H256ZM255 122V123H256ZM264 122V121H263ZM24 123H26V122H24ZM64 123V122H63ZM71 123V122H70ZM84 123V122H83ZM99 123V122H98ZM114 123V122H113ZM116 123V124H117ZM124 123V122H123ZM144 123V122H143ZM142 122H141V124H143ZM157 123V122H156ZM161 123H163V122H161ZM186 123V122H185ZM208 123V121L207 122H205V124H207ZM226 122H223V124L226 126V128H225V131H226V129L228 128L227 126L229 125H226L225 124ZM227 123H228V121H227ZM230 123V122H229ZM234 123V122H233ZM243 123V122H242ZM259 123V122H258ZM17 124H18V122H17ZM34 124H36V122L34 123ZM82 123H80V124H78V125H81ZM86 124V123H85ZM84 124V125H85ZM132 124V123H131ZM145 124V123H144ZM145 124V125H146ZM167 124H169V123H167ZM191 124V123H190ZM194 124V123H193ZM210 124V123H209ZM231 124V123H230ZM239 124V123H238ZM47 125V124H46ZM50 125H52V124H50ZM121 125H123V124H120V126ZM128 125V126H127ZM136 126H138L137 124H135ZM139 125H140V123H139ZM149 125V124H148ZM159 125V124H158ZM192 125V124H191ZM200 125V124H199ZM202 126H203V124H201ZM211 125H213L212 123H211ZM210 125V126H211ZM222 124H220V126H221ZM236 126H237V124H235ZM247 125V124H246ZM251 125V124H250ZM260 126H261V124H259ZM263 125V124H262ZM13 126H14V124H13ZM66 126H68V125H66ZM73 126V125H72ZM95 126H97V125H95ZM98 126H99V124H98ZM98 126H97V128H98ZM115 126V125H114ZM140 126H142V125H140ZM160 126V125H159ZM162 126H163V124H162ZM166 126V127H167ZM173 126H172V128H173ZM176 126V125H175ZM186 126V125H185ZM205 126V125H204ZM204 126L202 127V128H204ZM209 126V128L210 129H212L211 127ZM217 126V125H216ZM215 126V127H216ZM223 126V125H222ZM232 126V125H231ZM231 126H230V128H229V130H232V128H231ZM234 126V125H233ZM260 126H258V128L260 127ZM15 127V126H14ZM20 127V126H19ZM55 127V126H54ZM60 127V126H59ZM81 126H79V128H80ZM116 127H117V125H116ZM132 127V126H131ZM148 127H150V126H148ZM155 127V126H154ZM177 127V126H176ZM183 127H184V125H183ZM194 127H195V125H194ZM200 127V126H199ZM198 127V128H199ZM247 127V126H246ZM253 127V126H252ZM254 127H256L255 125H254ZM13 127H11L10 129H12ZM27 128V127H26ZM45 128H48V127H45ZM58 128V127H57ZM72 128V127H71ZM79 128H78V131H79ZM82 128H84L83 127V124H82ZM85 128H86V125H85ZM115 128V127H114ZM119 128V127H118ZM142 128V127H141ZM217 128V127H216ZM218 128H219V126H218ZM217 128V129H218ZM221 129H223L222 127H220ZM240 128V127H239ZM122 129V128H121ZM124 129V128H123ZM129 129V131L131 130V129H133V128H128ZM140 129V128H139ZM156 129L158 130V129H160L159 127L157 128L156 127ZM155 129V130H156ZM161 129H163V128H161ZM169 129L167 128V131H169ZM183 129V128H182ZM189 129V128H188ZM193 129V128H192ZM195 129V128H194ZM194 129H193V131L192 132H190L191 134L194 132ZM201 129V128H200ZM205 129H206V126H205ZM220 129V130H221ZM234 129V128H233ZM250 129V128H249ZM251 129H254L253 131H255V128H251ZM257 129V128H256ZM260 129V128H259ZM259 129H257V130H259ZM15 130V129H14ZM22 129L20 128V132H22L21 131ZM25 130V129H24ZM29 130V129H28ZM27 130V131H28ZM48 130V129H47ZM52 130V129H51ZM86 130V129H85ZM96 131H97V129H95ZM115 129H113V131H114ZM137 130V129H136ZM143 130V129H142ZM147 130H149V128L147 129ZM153 130H154V128H153ZM153 131L154 132V134H155V132L157 131ZM164 130H166L165 128H164ZM179 130V129H178ZM181 130V129H180ZM178 131L177 133H179V132H181V131ZM184 130H185V128H184ZM189 130V131H190ZM207 130V129H206ZM216 130V129H215ZM215 130L213 129V131L215 132ZM219 130V131H220ZM236 130H238L237 128H236ZM241 130V129H240ZM242 130H244V128L242 129ZM241 130V131H242ZM247 130H248V128H247ZM257 130H256V132H257ZM3 131V132H2ZM12 131H13V129H12ZM70 131V130H69ZM72 131H74V130H72ZM89 131V130H88ZM116 131V130H115ZM150 131V130H149ZM152 131V130H151ZM160 131V130H159ZM183 131V130H182ZM210 132H211V130H209ZM208 131V132H209ZM212 131V132H213ZM224 131V130H223ZM235 131V129L233 130V132ZM249 131V130H248ZM262 131H264V130H261V132ZM8 132H10V131H8ZM40 132H43L42 130L41 131H39V133H38V135H40ZM51 132V131H50ZM91 134H92V131L90 130L89 131ZM118 132H119V130H118ZM138 132V131H137ZM140 132V131H139ZM147 131H145V133H146ZM158 132V131H157ZM156 132V133H157ZM170 132H172V131H170ZM199 132L200 131H198V135H199ZM207 132V131H206ZM212 132H211V135H212ZM217 132V131H216ZM227 132V131H226ZM232 132V131H231ZM245 132H247V131H245ZM249 132H252V131H249ZM256 132L255 133H251V134H256ZM14 133V132H13ZM12 133V134H13ZM54 133V132H53ZM52 133V134H53ZM70 133H72V132H70ZM74 133V132H73ZM76 133H79V132H77L76 131ZM75 133V134H76ZM84 133H85V131H84ZM89 133V134H90ZM95 133V132H94ZM132 133V132H131ZM131 133H129V137H131L130 136V134ZM150 133V132H149ZM163 133H164V131H163ZM168 133V132H167ZM176 133V134H177ZM185 133H186V130H185ZM196 134H197V131L195 132ZM202 133V132H201ZM204 133V132H203ZM202 133V134H203ZM221 133H222V130H221ZM258 133V132H257ZM12 134H10V135H12ZM51 134V133H50ZM88 134V135H89ZM99 134H101V132H99ZM119 134V135H118ZM134 134V133H133ZM132 134V135H133ZM151 134V133H150ZM150 134H148V132H147V134H144V136L145 135H147V136H149ZM154 134H152L153 136H154ZM161 134H162V132H161ZM161 134H160V136L159 137H161ZM169 134V133H168ZM181 134V133H180ZM179 134V135H180ZM189 134V133H188ZM210 134V133H209ZM214 134V133H213ZM247 135H248V132L246 133ZM261 134V133H260ZM24 135V134H23ZM48 135V134H47ZM55 135V134H54ZM67 135V137H68V139H70L71 137H70V135L68 136V134H65V136ZM77 135V134H76ZM83 135V134H82ZM81 135V136H82ZM115 136H119L120 138L119 139H121V136L123 135V134H121V136H120V133H117V135L116 134H114ZM136 135V134H135ZM163 135V134H162ZM170 135V134H169ZM169 135H168V137H169ZM183 135H187V133L186 134H183ZM183 135H181V136H179L180 138L183 136ZM210 135V136H211ZM217 135V134H216ZM228 135V134H227ZM235 135V134H234ZM241 135V134H240ZM247 135L245 136V137H247ZM262 135H263V133H262ZM261 135V136H262ZM6 136V135H5ZM36 136V135H35ZM42 136H43V134H42ZM53 136V135H52ZM63 136V135H62ZM74 136V135H73ZM72 136V137H73ZM84 136V135H83ZM91 136V135H90ZM93 136H95L94 134H93ZM92 136V138H94ZM105 136H103V138L105 137ZM111 136H112V134H111ZM134 136V135H133ZM147 136H145V138L147 137ZM153 136H152V138H153ZM157 136V135H156ZM166 136H167V134H166ZM172 136V135H171ZM174 136H175V139H176V137H177V135H175L174 134ZM189 136H190V134H189ZM188 136V137H189ZM196 136V135H195ZM202 136H204V135H202ZM205 136H207L206 134H205ZM204 136V137H205ZM215 136V135H214ZM218 136V135H217ZM226 136V135H225ZM237 137H239V134L238 135H236ZM12 137V136H11ZM18 137L20 138V135L18 134ZM28 137H30V136H28ZM39 137H41V136H39ZM43 137H46L45 135L43 136ZM42 137V138H43ZM70 137V138H69ZM96 137V136H95ZM114 137V136H113ZM140 137V136H139ZM159 137H158V139H159ZM167 137V138H168ZM179 137H177V138H179ZM186 137V136H185ZM188 137H186V138H188ZM197 137V136H196ZM199 137V136H198ZM198 137H197V139H198ZM227 137V136H226ZM234 137V136H233ZM243 137H244V134H243ZM242 136H241V138H243ZM245 137H244V139H245ZM251 137V136H250ZM249 137V138H250ZM260 137V136H259ZM258 137V138H259ZM262 137H264V136H262ZM260 138V140L259 141H261V139H264V138ZM47 138V137H46ZM49 138V137H48ZM53 138V137H52ZM59 138H61V135H60V137ZM63 138V137H62ZM89 138H91V137H87V139L84 137V139H86V140H88ZM92 138H91V140H92ZM101 138V137H100ZM116 138V137H115ZM118 138V137H117ZM132 138V137H131ZM130 138V139H131ZM149 139H151L150 138V136L148 137ZM163 138V137H162ZM161 138V139H162ZM183 138V137H182ZM208 138H209V136H208ZM240 138V139H241ZM254 138H256V137H254ZM21 139H22V137H21ZM27 139V138H26ZM67 138H65V140H66ZM80 139V138H79ZM95 139V138H94ZM94 139H93V141H94ZM118 139V140H119ZM135 139V138H134ZM166 139V138H165ZM170 139V138H169ZM172 139H173V137H172ZM193 139V138H192ZM203 140H200V142H203V145L205 144L204 143V138H202ZM211 139H212V136H211ZM243 139V140H244ZM19 140V139H18ZM25 140V139H24ZM44 140H46V139H44ZM62 140V139H61ZM65 140L63 139L62 141V144L61 145H58V148L59 149H61L62 150V153L64 152H66V142H65ZM78 140V139H77ZM86 140H83V141H85L86 143H89L88 141H86ZM90 140V139H89ZM97 140V139H96ZM108 140V139H107ZM132 141H133V139H131ZM136 140V139H135ZM157 140V139H156ZM174 140V139H173ZM178 140L179 139H176V141H175V145H176V142H178ZM182 140H185L184 138L182 139ZM189 140V139H188ZM220 140V139H219ZM227 140V139H226ZM232 140V139H231ZM233 140H234V138H233ZM243 140H240L241 142L243 141ZM247 140V139H246ZM252 140V139H251ZM251 140L249 141V143L251 142ZM258 140H256V141H258ZM36 141V140H35ZM38 141H40V140H38ZM56 141H58V140H56ZM120 141V140H119ZM129 141V140H128ZM138 141V140H137ZM142 141H143V139H142ZM145 141V140H144ZM146 141H148V139L146 140ZM151 141H152V139H151ZM151 141H149V142H146V144L147 145H150V142ZM155 141V140H154ZM153 141V142H154ZM159 141H160V139H159ZM158 141V142H159ZM162 141H163V139H162ZM164 141H166V140H164ZM163 141V142H164ZM193 141V140H192ZM191 141V142H192ZM195 141H196V138H195ZM212 141H213V139H212ZM222 141V140H221ZM245 141V140H244ZM255 141V140H254ZM264 141V140H263ZM16 142H18V141H16ZM34 142V141H33ZM41 142H43V140L41 139ZM71 142V141H70ZM70 142L68 143V144H70ZM76 142V141H75ZM78 142V141H77ZM79 142L80 143H82L80 140H79ZM78 142V144H80ZM104 143H105V141H103ZM161 142L160 141V145H163L164 143L166 144V143H168V142H170L169 140H168V142L166 141V142ZM172 140H171V145L170 146H172L171 147V149L173 148V145H172ZM182 142V141H181ZM189 142V141H188ZM200 142H195L196 144L198 143V145H196V144H194L195 146H197L196 148H197V150H198V146L200 145L199 143ZM205 142H206V140H205ZM209 142V141H208ZM219 142V141H218ZM224 142V141H223ZM247 142V141H246ZM20 143H22V141L20 142ZM56 143V142H55ZM57 143H59V142H57ZM74 143V142H73ZM72 143V144H73ZM92 143V142H91ZM131 143H134V142H131ZM130 143V144H131ZM136 143H139V142H136ZM141 143H143V142H141ZM145 143V142H144ZM155 143V142H154ZM153 143V146H155V144H157V145H159V143H155L154 144ZM163 143V144H162ZM192 143H194V142H192ZM216 143V142H215ZM240 143V142H239ZM238 143V144H239ZM244 143V142H243ZM247 144V148H248V146L250 145V144ZM23 144V143H22ZM27 144V143H26ZM26 144H24V145H26ZM30 144V143H29ZM75 144V143H74ZM73 144V145H74ZM83 144V143H82ZM121 144V143H120ZM169 144V143H168ZM168 144H166L164 147H166ZM186 144V143H185ZM210 144V143H209ZM223 144V143H222ZM224 144H225V142H224ZM253 144V143H252ZM260 144V143H259ZM23 145V146H24ZM33 145V144H32ZM72 145V146H73ZM84 145V144H83ZM87 145V144H86ZM94 145V144H93ZM100 145V144H99ZM98 145V146H99ZM125 145V144H124ZM135 144H133V146H134ZM138 145V144H137ZM137 145H135V146H137ZM156 145V146H157ZM181 145V144H180ZM184 145V144H183ZM188 145V144H187ZM189 145H191V144H189ZM202 144H201V146H203ZM243 145V144H242ZM245 145H246V143L243 145L244 147H245ZM256 145L258 146V144H257V142H256ZM256 145H254L255 147H256ZM56 146V145H55ZM71 146V147H72ZM76 146H78V145H76ZM76 146H74L75 148H76ZM79 146H81V144L79 145ZM78 146V148H76V149H78L79 150V148H81V147H79ZM98 146H97V149H98ZM105 146V145H104ZM118 145H116V147H117ZM119 146H121V145H119ZM139 146V145H138ZM144 146H145V144H144ZM144 146H142V147H144ZM206 146H208V145H206ZM225 147H226V145H224ZM229 146V145H228ZM237 146V145H236ZM236 146H235V148H236ZM242 146V147H243ZM251 146V145H250ZM253 146V145H252ZM251 146V147H252ZM261 146V145H260ZM57 147V146H56ZM91 147V146H90ZM106 147H108L107 145H106ZM105 147V148H106ZM112 147H114V146H112ZM115 147V148H116ZM146 147V146H145ZM144 147V148H145ZM151 147V146H150ZM158 147V146H157ZM159 147H161V146H159ZM175 147V146H174ZM181 147V146H180ZM184 148H189V150H190V148H191V146H188V147H185V145L183 146ZM194 147V146H193ZM200 147V146H199ZM211 147V145L209 146V148ZM230 147V146H229ZM240 147V146H239ZM43 148H45V150L44 149H42L43 150V155L44 154H46V155H49V156H51V155H53V156H56V152H53V150H57V148H55L54 147V149L51 151L50 149H47L46 150V148H48L47 146H43ZM68 148V147H67ZM73 148V147H72ZM74 148V149H75ZM83 148V147H82ZM103 148L102 146H101V148H99L98 150H104L103 152H105V154L103 155V156H107V154L108 155H111V153H109L110 151H111V149H110V151H108V152H106L107 150H108V148ZM131 148V147H130ZM148 148V147H147ZM147 148L145 149V154L147 155H149L151 152V149H150V153L148 152V153H146L148 150H147ZM153 148V147H152ZM155 148V147H154ZM179 148V147H178ZM178 148H175V149H178ZM201 148H203V147H201ZM213 148H214V146H213ZM247 148L245 149V151H247ZM260 148V147H259ZM85 149V148H84ZM90 149V148H89ZM96 149V150H97ZM120 149V148H119ZM122 149V148H121ZM121 149H120V152L122 153V151H121ZM136 149H138V147L136 148ZM158 149H160V148H158ZM157 149V150H158ZM164 149V148H163ZM162 148H161V153H162V150H163ZM167 149H170V148H167ZM174 149V150H175ZM200 149V148H199ZM225 148H223V146H221L220 144H218V147L216 148V151H217V153L214 151L215 149H213L212 151H214L215 152V155H216V157H220L221 159H222V153H223V155H225V150H224ZM238 149V148H237ZM249 149V148H248ZM252 149V148H251ZM256 149V148H255ZM76 150L75 151V153L76 152H81V150ZM140 150V149H139ZM144 150V149H143ZM154 151L156 150V149H153ZM173 150V149H172ZM174 150H173V152H174ZM186 150V149H185ZM184 150V152H183V154L184 153H186L187 151H188V149H187V151H185ZM195 150V149H194ZM196 150V151H197ZM91 151V150H90ZM101 151V152H102ZM119 151V150H118ZM123 151H125L124 149H123ZM136 151V150H135ZM135 151H133V152H135ZM176 151V150H175ZM195 151V152H196ZM200 151V150H199ZM199 151H197V152H199ZM231 151V150H230ZM249 151V150H248ZM253 151H255V150H253ZM262 151V150H261ZM38 152V151H37ZM59 152H61V151H59ZM71 152V151H70ZM98 152V151H97ZM139 152V151H138ZM159 153L158 151H155V153ZM164 152V151H163ZM165 152H166V150H165ZM169 152H171V151H168V153ZM182 152V151H181ZM192 152H193V150H192ZM234 152V151H233ZM232 152V155L233 154H235V153H233ZM241 152V151H240ZM251 152H252V150H251ZM251 152L249 153V154H251ZM257 152V151H256ZM62 153H60V154H62ZM68 153H69V151H68ZM72 153V152H71ZM70 153V154H71ZM82 153V152H81ZM80 153V154H81ZM90 153V152H89ZM88 153V155H92V154H89ZM118 153V152H117ZM137 152H135V154H136ZM200 153H202L203 154V152H202V149H201V152ZM205 153V152H204ZM237 153V152H236ZM261 153V152H260ZM32 154H33V152H32ZM31 154V155H32ZM69 154V155H70ZM78 154V153H77ZM98 154V153H97ZM96 154V155H97ZM130 154V153H129ZM151 154H153L154 155V153H151ZM163 154V153H162ZM165 154V153H164ZM163 154V155H164ZM179 154H181V153H179ZM182 154V155H183ZM192 154V153H191ZM197 155H196V157L197 156H199V153H196ZM211 154V156H213L212 154H213V152H211L210 153ZM230 155H231V152L229 153ZM247 154V153H246ZM259 154V153H258ZM67 155V154H66ZM101 155V154H100ZM99 154H98V156H100ZM119 155V154H118ZM118 155L117 156H115L116 158L118 157ZM128 155V154H127ZM139 155V154H138ZM152 155V156H153ZM167 155V154H166ZM165 155V156H166ZM177 155V154H176ZM189 155V154H188ZM214 155V156H215ZM238 155V154H237ZM49 156H44V157H47L48 158V161H49ZM57 156H59V154H57ZM78 156V155H77ZM83 156H85V155H83ZM93 156V155H92ZM102 156V157H103ZM144 156V155H143ZM151 156V157H152ZM157 156V155H156ZM169 156V155H168ZM180 156V157H179ZM179 156H177V158H179L178 160L175 158L176 156H174V160H177V162H183L182 161V159H183V157L181 156V155H179ZM187 156V155H186ZM202 156V155H201ZM214 156L212 157V159H214ZM243 155H241L240 154V156L239 157H241L242 158V160H243V158H244V156L242 157ZM253 156V155H252ZM257 156V155H256ZM260 156V155H259ZM23 157V156H22ZM36 157V156H35ZM68 157V156H67ZM66 157V158H67ZM72 157V156H71ZM112 157V156H111ZM114 157V156H113ZM121 157V156H120ZM135 157H137L136 155H135ZM140 157V156H139ZM147 157V156H146ZM154 157H155V155L152 157L153 159H154ZM163 157V156H162ZM161 157V158H162ZM167 157V156H166ZM170 157V156H169ZM171 157H173V156H171ZM203 157V156H202ZM230 157V156H229ZM228 157V158H229ZM232 157V156H231ZM231 157H230V161H231ZM73 158V157H72ZM90 158V157H89ZM88 157H87V160L89 159ZM98 158L99 157H97V156H95V158H94V156H93V158L91 157L90 159H89V164L91 165L92 164V162H95V161H97L98 160ZM116 158H114V160L112 159V161H115V159ZM156 158V157H155ZM208 157H206V160H208L207 159ZM252 158V157H251ZM254 158V157H253ZM260 158V157H259ZM51 159H53V158H51ZM74 159V158H73ZM78 159V158H77ZM99 159H101V158H99ZM103 159V158H102ZM106 159V158H105ZM104 159V160H105ZM119 159V158H118ZM117 159V160H118ZM122 159V158H121ZM128 159V158H127ZM126 159V160H127ZM136 159V158H135ZM138 159V158H137ZM152 159V160H153ZM168 159H170V158H168ZM198 159V158H197ZM200 159H202L203 160V158H200ZM219 159V158H218ZM248 159V158H247ZM246 159V160H247ZM36 160V158L34 159V161ZM38 161H39V159H37ZM36 160V161H37ZM47 160V159H46ZM54 160H55V158H54ZM70 160V159H69ZM149 159H148V157H147V161H148ZM167 160V159H166ZM191 159H189V161H190ZM195 160V159H194ZM229 160H227V161H229ZM261 160V159H260ZM36 161H35V163H36ZM48 161H47V163H48ZM61 162H62V160H60ZM101 161H103V160H101ZM111 160H109V162H110ZM125 161V160H124ZM134 161V160H133ZM133 161H130V162H133ZM137 161V160H136ZM142 161H144V160H142ZM142 161H141V164H142ZM197 161V160H196ZM209 161H210V158H209ZM215 161H216V158H215ZM229 161V162H230ZM10 162V161H9ZM24 162V161H23ZM23 162H21V164L20 165H22V163ZM50 162V161H49ZM68 162V161H67ZM72 162V161H71ZM86 162V161H85ZM98 162V161H97ZM96 162V163H97ZM117 163L114 165V169L112 168V170L114 171V177H116V178H120L124 173V169H129V167L127 168H124V165H123V160H118V161H116ZM146 162V161H145ZM165 162V161H164ZM206 162V161H205ZM211 162H212V160H211ZM224 162V161H223ZM244 162H245V159H244ZM28 164V162H25V164ZM37 163H39V162H37ZM36 163V164H37ZM58 163V162H57ZM60 163V162H59ZM105 163H107L106 161H103L102 162V164H103V166L105 165ZM134 163V162H133ZM147 163V162H146ZM161 163V162H160ZM159 163V164H160ZM167 163V165H169L170 163H172V162H170L169 164H168V162H166ZM185 163V162H184ZM195 163V162H194ZM202 163V162H201ZM208 162H206V164H207ZM213 163V162H212ZM217 163V162H216ZM228 163V162H227ZM233 163L235 164L236 163V160H234L233 161ZM238 163V162H237ZM236 163V164H237ZM253 163V162H252ZM256 163V162H255ZM260 163V162H259ZM26 164V165H27ZM54 164V163H53ZM67 164V163H66ZM85 164V163H84ZM136 164H137V162H136ZM140 164V163H139ZM158 164V163H157ZM159 164L158 165H156L157 167H159ZM162 164V163H161ZM165 164V163H164ZM173 164V163H172ZM174 164H176V162L174 163ZM204 164V160H203V163H202V165ZM210 164V163H209ZM234 164H233V166H234ZM240 164H243V163H241L240 162ZM240 164L239 165H236V166H240ZM17 165H19V164H17ZM16 165V166H17ZM38 165V164H37ZM40 165H42V164H40ZM59 165V164H58ZM72 165V164H71ZM87 165V164H86ZM132 165V164H131ZM130 164L128 165V166H131ZM138 165V164H137ZM148 165V164H147ZM146 165V166H147ZM150 165V164H149ZM193 165V164H192ZM197 165H200V161H199V164H197ZM196 165V166H197ZM213 165V164H212ZM214 165H216L215 163H214ZM213 165V166H214ZM225 165H227L228 167H232V169L234 168L233 166H230V165H228V164H224V166ZM256 165H259V164H256ZM262 165H264V163L262 164ZM11 166V165H10ZM34 166V165H33ZM43 166V165H42ZM82 166V165H81ZM96 166V165H95ZM151 166V165H150ZM153 166V165H152ZM173 166V165H172ZM177 166V165H176ZM183 166V165H182ZM190 166H191V164H190ZM189 166V167H190ZM204 166V165H203ZM212 166V167H213ZM220 167L219 168H221V165H219ZM244 166V165H243ZM260 166V165H259ZM26 167H28V166H26ZM35 167V166H34ZM46 167H47V164H46ZM85 167V166H84ZM84 167L82 168V169H84ZM88 167V166H87ZM97 167V166H96ZM135 167V166H134ZM149 167V166H148ZM166 167V166H165ZM183 167H185V166H183ZM188 167V166H187ZM188 167V168H189ZM191 167H193V166H191ZM190 167V168H191ZM195 167V166H194ZM193 167V168H194ZM200 167H202V166H200ZM211 167V166H210ZM218 167V166H217ZM246 167V166H245ZM261 167V166H260ZM13 168V167H12ZM18 168H20V167H18ZM18 168H16L17 170H18ZM59 168V167H58ZM57 168V169H58ZM81 168V167H80ZM89 168V167H88ZM150 168V167H149ZM148 168V169H149ZM152 168V167H151ZM164 168V167H163ZM168 168H171L170 166L168 167ZM174 168V167H173ZM176 168V167H175ZM207 168H208V166H207ZM219 168L217 169L218 171H219ZM242 168V167H241ZM254 168V167H253ZM262 168V167H261ZM21 169H22V172H23V168L21 167ZM45 169V168H44ZM62 169V168H61ZM64 169V168H63ZM98 169V168H97ZM96 169V170H97ZM197 169V168H196ZM205 169H206V167H205ZM205 169H200V170H196L195 171V168H194V172H192V173H195V179L193 178V180H191V178H190V182L192 181V190L190 191L191 192V196H192V192L193 193H195V191L196 190H198V192H200L198 195H202L203 194V192L206 190L207 192H208V194H209V196L210 197H213V199L217 202V205L213 208V209H211V214H210V216L209 217H207L206 219H202L203 221L201 222V225H200V227L197 229V231H191L190 229H186L185 230V227L184 226H186V225H184L183 227L184 228H182L181 227V229H184L185 230V232H184V234H183V232H181L180 231V226L179 227H168L167 229H163V231L159 234V235H155V236H153V237H151V238H149L148 240H147V243L145 244L143 241V239H138V236H137V234H136V232L139 230H137V231H135V229H133V227H130V228H128V229H130V232H128V240H130V241H134V242H132V243H134V247L136 248L135 249V254L133 255L132 254V249H133V247L127 252V255H128V257H127V259H124V257L125 256H122L123 257V260H122V258L121 257H118L117 258V260L115 261V263L114 264H238V259H241L242 257H244V258H246L247 257V253H249V251L251 250L252 251V249L257 245V247H258V245L260 246V249H261V253H260V255H259V260H256L257 259V257H256V259H252L253 261L252 262H250V263H248V264H264V229H263V227H262V222L264 223V221H262L261 222V226L259 225V223L257 222V221H250L251 219H249L248 221L246 220V214H244V212H246V211H243V213L241 212V211H238V209H237V211H233V212H230V211H228V209H225L224 208V204H225V202H224V198L222 197V194L223 193H221V192H224L225 193V188H224V186H222L218 191H220V192H214V191H217V190H213V187H212V185L209 183V181L206 179V174H205V172L203 171V170H205ZM227 169V168H226ZM231 169V168H230ZM237 169V168H236ZM236 169H234V170H236ZM258 169V168H257ZM255 170L253 173L254 174H257L258 173V175H259V177H263L262 176V174H264V166H263V169L261 170V171H258V170H260V169H258V170ZM32 170H33V168H32ZM38 170H39V168H38ZM85 170V169H84ZM102 170H103V173H104V175H102L101 177L102 178H105L106 180L107 179H109L110 180V177H111V175L113 174H110L109 175V172L111 173V168H110V166H105L104 167V169L102 168ZM101 170V171H102ZM149 170H151V169H149ZM148 170V171H149ZM162 170V169H161ZM160 170V171H161ZM166 169H164V171H165ZM172 170H175V169H172ZM184 171V169H180V171ZM188 170V169H187ZM189 170H191V169H189ZM207 170V169H206ZM217 170H216V173L214 172L215 171V169H214V173L212 174V172L211 173H209V174H211L212 176H211V178H210V180L212 181V177H213V175H216V174H218V175H216V177L217 176H219V173H217ZM238 170V169H237ZM236 170V171H237ZM20 171V170H19ZM67 172H69L68 170H66ZM72 171V170H71ZM81 171V170H80ZM88 171V170H87ZM93 171V170H92ZM100 171V172H101ZM128 171V170H127ZM130 171V170H129ZM135 171V170H134ZM153 172H154V167H153V170H152ZM150 172L149 174H150V182H148V183H146V185H144V189H143V191H144V194L142 195L143 197H142V199L140 200V201H137V203L135 204V203H133V204H135L134 205V207H133V204L131 205H129L130 206V209L132 210V213H135V216H136V214L141 210V208H142V204H143V201L144 200H150V199H155V198H157L158 197V199L156 200V204H154V202H153V205H151V208L154 210V212H156V215H160L159 217H160V222H161V216L162 217H166L168 220H171L172 218H174L173 216L174 215H176V213H174V206L175 207H179V209H180V207H182V206H184V205H188V207L186 208V210H185V212L184 213H182V211L181 212H179L178 214H181L180 216L181 217H183L187 212H188V210L190 209V210H193L192 208H198V207H202L203 205H205L206 204V201H204V199H202V200H196V199H193V200H195V203H193L192 202V200H191V196L189 197V198H185V195H187V193H185V195L183 194L184 192H180L179 191V194H177L174 198L175 199H173V202L172 203H170V199H169V197L168 196H170V194L171 193H169V191L167 192V193H169V195L167 194L166 195V190H165V187H166V185H167V183H168V177H166V174H165V172L164 173H161L160 175H162V178H160V175H159V169H158V176L159 177H157L156 175H155V173H153V172ZM168 171L170 172V169H168ZM178 171V170H177ZM182 171V172H183ZM185 171H186V169H185ZM209 171V170H208ZM230 171H232V170H230ZM242 171V170H241ZM22 172L20 173V174H22ZM32 172H34V171H31V174H32ZM38 172H40V171H38ZM45 172V171H44ZM52 172V171H51ZM63 172V171H62ZM74 172V171H73ZM91 172V171H90ZM137 172V171H136ZM147 172V171H146ZM172 172H175V171H172ZM188 172V171H187ZM187 172H185L184 174H186ZM222 172V171H221ZM235 172V171H234ZM238 172V171H237ZM236 172V173H237ZM24 173V172H23ZM26 173V172H25ZM24 173V174H25ZM76 174H77V172H75ZM82 173H84V172H82ZM102 173V174H103ZM126 173V172H125ZM141 173V172H140ZM148 173V172H147ZM189 173V172H188ZM224 173V172H223ZM227 173H228V171H227ZM233 173V172H232ZM236 173H235V175H236ZM242 173V172H241ZM240 173V174H241ZM12 174H13V172H12ZM15 174V173H14ZM13 174V175H14ZM19 174V175H20ZM43 174V173H42ZM61 174V173H60ZM66 174V173H65ZM71 174V173H70ZM74 174V173H73ZM75 174V176H77ZM181 174V173H180ZM244 174V173H243ZM62 175V174H61ZM87 175V174H86ZM86 175H85V177H86ZM91 175V174H90ZM101 175V174H100ZM173 175L175 176V173H173ZM179 175V174H178ZM182 175V174H181ZM189 175V174H188ZM220 175H223V174H220ZM233 175H234V173H233ZM232 175V176H233ZM250 175V174H249ZM249 175H247V176H249ZM15 176H16V174H15ZM18 176V175H17ZM22 176H24V175H22ZM32 176V175H31ZM51 176V175H50ZM52 176H54V175H52ZM58 176V175H57ZM57 176H56V178H57ZM63 176V175H62ZM67 176V175H66ZM72 176V175H71ZM110 176V177H109ZM130 176V175H129ZM142 176V175H141ZM148 176V175H147ZM146 176V177H147ZM168 176H170V174L168 175ZM180 176V175H179ZM185 177L187 176V175H184ZM184 176H182V179L180 178V179H178V180H182L181 181V186L180 187H182L183 186V184L184 183H186V179H185V177ZM191 175H189V177H190ZM209 176V175H208ZM231 176V175H230ZM231 176V177H232ZM240 176V175H239ZM36 177V176H35ZM59 177H61V176H59ZM65 177V175L63 176V177H61L63 180H67V179H65L64 178ZM72 177H74V176H72ZM89 177V176H88ZM91 177V176H90ZM90 177H89V179H90ZM135 177V176H134ZM143 177V176H142ZM184 177V178H183ZM220 177V176H219ZM218 177V178H219ZM225 177V176H224ZM28 178V177H27ZM26 178V179H27ZM61 178H60V180H61ZM77 178V177H76ZM87 178V177H86ZM135 178H137V177H135ZM177 178H178V176H177ZM176 178V179H177ZM232 178H234V177H232ZM236 178V177H235ZM234 178V179H235ZM250 178V177H249ZM52 179H54L53 177H52ZM68 179H69V177H68ZM75 179V178H74ZM99 179H100V177H99ZM133 179V178H132ZM188 179V178H187ZM238 179V178H237ZM244 179V178H243ZM246 179V178H245ZM261 179V178H260ZM30 180V179H29ZM32 180V179H31ZM50 180V179H49ZM78 180V179H77ZM92 179H90V181H91ZM109 180H107L110 184H112V179L109 181ZM138 179H136V180H134V183L133 184H131V185H135L136 187H139L140 185H139V182L137 181ZM249 180H252V179H249ZM258 180V183H259V179H257ZM23 181V179H21V181L19 182V183H21ZM55 181H56V179H55ZM69 181H71V178H70V180ZM89 181V182H90ZM100 181V180H99ZM98 181V182H99ZM102 181H103V179H102ZM118 181V180H117ZM131 180L130 179H127L126 180V182L128 183V182H130ZM137 181V182H136ZM144 181V180H143ZM148 181V180H147ZM220 181H222V179H220ZM219 181V182H220ZM224 181V180H223ZM227 182H225L226 184L228 183V181H231V179L229 180H226ZM233 181V180H232ZM241 181V180H240ZM254 181V180H253ZM26 182H28L27 180H26ZM25 182V183H26ZM41 182V181H40ZM52 182H54V180L52 181ZM59 183V180L58 181H56L55 183ZM116 182V181H115ZM176 182V181H175ZM178 182V181H177ZM214 182H216V181H214ZM218 182V183H219ZM241 182H243V181H241ZM240 182V183H241ZM249 182V181H248ZM57 183V184H58ZM60 183H62V181L60 182ZM93 184H95L94 182H92ZM106 183V182H105ZM105 183H103V184H105ZM126 183V184H127ZM212 183H213V181H212ZM221 183V182H220ZM219 183V184H220ZM251 182H249V184H250ZM17 184H18V181H17ZM51 184H53V185H51ZM83 184V183H82ZM85 184H86V181H85ZM89 184H91V183H89ZM124 184V183H123ZM171 184V183H170ZM175 184H177V183H175ZM174 183L173 184H171V185H173V186H175L176 187V185H175ZM187 184H188V181H187ZM186 184V185H187ZM223 184H224V182H223ZM229 184H230V182H229ZM228 184V185H229ZM233 184V183H232ZM252 184V183H251ZM255 184V183H254ZM261 184V183H260ZM25 184L23 183V186H24ZM69 185H70V183H69ZM86 185H88V184H86ZM170 185V186H171ZM178 185H179V183H178ZM185 185V184H184ZM221 185V184H220ZM219 185V186H220ZM231 185V184H230ZM11 186H13V187H11ZM49 189H47L46 191H47V194L49 193V192H51V191H53L54 189H55V191L57 190L56 188H59L60 186H59V184H58V187L54 184V183H50L49 184ZM67 186V185H66ZM65 186V187H66ZM78 186H79V184H78ZM96 187H97V185H95ZM94 186V187H95ZM99 186V185H98ZM118 186V185H117ZM134 186V187H135ZM169 186V190H170V187ZM173 186H172V188H173ZM241 186V185H240ZM239 186V187H240ZM11 187V188H10ZM84 187V186H83ZM86 187V186H85ZM84 187V188H85ZM91 187V186H90ZM124 187V186H123ZM135 187V188H136ZM174 187V189H176ZM178 187V186H177ZM179 187V188H180ZM197 187H198V189H197ZM218 187V186H217ZM238 187V188H239ZM243 188H244V186H242ZM252 187H253V189H254V186L252 185L251 186V188H250V190L252 189ZM264 187V186H263ZM14 188L12 189V190H10V191H12V193H13V191H14ZM26 188V187H25ZM44 187H42L41 189H39V187L37 188V189H39V190H36V193H38V194H41V193H43V189ZM67 188V187H66ZM66 188H64V189H66ZM89 188V187H88ZM141 188V187H140ZM172 188H171V190H172ZM185 188H187V187H185ZM184 188V189H185ZM256 188V187H255ZM258 188H259V184H258ZM36 189V188H35ZM34 189V190H35ZM63 189V188H62ZM68 189V188H67ZM80 189V188H79ZM86 189V188H85ZM85 189L83 190V191H85ZM91 189V188H90ZM100 189V188H99ZM103 189V188H102ZM114 189H115V187H114ZM121 189V188H120ZM127 189V188H126ZM228 189V188H227ZM232 189V188H231ZM240 190H242L241 189V187L239 188ZM253 189H252V192H253ZM264 189V188H263ZM48 190H49V192H48ZM51 190V191H50ZM60 190V189H59ZM59 190H58V192H59ZM69 190V189H68ZM67 190V191H68ZM76 190H77V187H76ZM75 189H72L71 190V193L70 194H73V193H75V191H76ZM82 190V189H81ZM89 190V189H88ZM88 190H87V192H88ZM98 190V189H97ZM101 190V189H100ZM135 190H137V189H135ZM141 190V189H140ZM170 190V191H171ZM181 190H183V188L181 189ZM189 190V189H188ZM187 190V191H188ZM238 190V189H237ZM239 190V191H240ZM256 190V189H255ZM16 192H17V190H15ZM66 191V192H67ZM70 191V190H69ZM78 191V190H77ZM90 191V190H89ZM94 191V190H93ZM129 191H130V189H129ZM175 191V190H174ZM177 191H178V188H177ZM176 191V192H177ZM186 191V190H185ZM230 191V189H228V191L227 192H229ZM232 191V190H231ZM246 191V190H245ZM257 191V190H256ZM255 191V192H256ZM66 192H65V194H64V196H66ZM79 192H81V191H79ZM86 192V193H87ZM101 192H102V190H101ZM104 192V191H103ZM109 192V191H108ZM127 192V191H126ZM227 192H226V194H227ZM11 193V194H12ZM52 193V192H51ZM57 193V192H56ZM56 193H54V194H56ZM78 193V192H77ZM89 193V192H88ZM188 193H189V191H188ZM230 193V192H229ZM237 193H238V191H237ZM239 193H241V192H239ZM239 193L237 194V195H239ZM246 193H247V191H246ZM31 194V193H30ZM58 194V193H57ZM68 194H69V192H68ZM90 194H92V191H91V193ZM100 194H102V193H100ZM108 194V193H107ZM130 194V193H129ZM174 194H176V193H174ZM234 194V193H233ZM251 194V193H250ZM253 194H255V193H253ZM45 195H46V193H45ZM45 195H44V198H45ZM60 195V194H59ZM78 195H80V193L78 194ZM94 195V194H93ZM109 195V194H108ZM111 195H113V196H111V198H112V202L110 203V204H108V205H110L111 206V208L110 209H113V204L115 203L116 204V202L117 201H119L122 197H124L125 195H124V193L123 192H121V191H118L117 192V190H116V192H111ZM134 195H135V193H134ZM223 195H225V194H223ZM229 195H231V194H229ZM13 196H15V195H13ZM41 196H43V194L41 195ZM48 196V195H47ZM46 196V197H47ZM56 195H54L53 197H55ZM58 196V195H57ZM56 196V197H57ZM70 196V195H69ZM77 196V195H76ZM102 196H105V193L102 195ZM101 196V197H102ZM107 196V195H106ZM128 196V195H127ZM133 196V195H132ZM203 196V195H202ZM226 196V195H225ZM224 196V197H225ZM228 196V195H227ZM226 196V197H227ZM240 197H241V195H239ZM247 196V195H246ZM255 196V195H254ZM257 196H259V195H257ZM262 196V195H261ZM16 198L18 197V196H15ZM50 197V196H49ZM52 197V196H51ZM95 197V196H94ZM94 197L92 196V198L91 199H94ZM195 197V196H194ZM235 197V196H234ZM250 197V196H249ZM25 198V197H24ZM34 198V197H33ZM58 199H52V200H55V201H57V200H59V198L60 197H57ZM104 198V197H103ZM129 198V197H128ZM193 198V197H192ZM196 198V197H195ZM201 198V197H200ZM232 198V197H231ZM230 198V199H231ZM255 198V197H254ZM47 199V198H46ZM131 199V198H130ZM133 199V198H132ZM137 199V198H136ZM177 199V200H176ZM206 199V198H205ZM212 199V200H213ZM241 199V198H240ZM244 199H245V197H244ZM262 199V198H261ZM24 200V199H23ZM61 200H63L62 198H61ZM80 200H81V198H80ZM139 200V199H138ZM211 200V198L209 199V201H212ZM227 200H229V196L227 197ZM258 200H259V198H258ZM77 201H79V200H77ZM76 201V202H77ZM89 201V200H88ZM91 201V200H90ZM204 201V202H203ZM231 201H233V200H231ZM240 200L238 199V202H239ZM41 202V201H40ZM72 202V201H71ZM75 202V203H76ZM126 202V201H125ZM136 202V201H135ZM148 202V201H147ZM146 202V203H147ZM237 202V203H238ZM242 202V201H241ZM249 202V201H248ZM65 203V202H64ZM74 203V202H73ZM71 204L70 203V210H72V208H73V210H77L78 211V208H79V206H78V208L76 207V206H73L74 204ZM83 203V202H82ZM92 203V202H91ZM97 203H99V202H97ZM208 203V202H207ZM227 203H229L228 201L226 202V204ZM232 203V202H231ZM231 203H230V205H231ZM9 204V203H8ZM80 204V203H79ZM124 204V203H123ZM235 204V203H234ZM239 204V203H238ZM260 204V203H259ZM263 204H264V200H263ZM18 205V204H17ZM38 205V204H37ZM67 205V204H66ZM69 205V204H68ZM67 205V206H68ZM117 205V204H116ZM210 205V204H209ZM246 205V204H245ZM252 205V204H251ZM19 206H21V204L19 205ZM47 206H50V205H47ZM91 206H93V205H91ZM119 206V205H118ZM147 206H148V204H147ZM190 206V207H189ZM226 206H229V205H226ZM234 206V205H233ZM10 207V206H9ZM81 207V206H80ZM84 207V206H83ZM82 207V208H83ZM106 207H107V205H106ZM145 207H146V205H145V203H144V207H143V209H145ZM150 207V205L148 206V208ZM171 207H173V208H171ZM207 207V206H206ZM241 207V206H240ZM251 207V206H250ZM6 208V207H5ZM20 208V207H19ZM50 208V207H49ZM56 208V207H55ZM85 208V207H84ZM97 207H95V209H96ZM98 208H99V205H98ZM121 208V207H120ZM125 208V207H124ZM123 208V209H124ZM127 208H129L128 206H127ZM189 208V209H188ZM231 208V206L229 207V209ZM238 208V207H237ZM244 208V207H243ZM255 208V207H254ZM41 209V208H40ZM68 209H69V207H68ZM81 209V208H80ZM100 209H101V207H100ZM109 209V207H108V210H110ZM122 209V210H123ZM147 209V208H146ZM150 209V208H149ZM204 209V208H203ZM206 209V208H205ZM210 209V208H209ZM242 209V208H241ZM245 209V208H244ZM9 210V209H8ZM12 210V209H11ZM20 210V209H19ZM19 210H18V212H19ZM82 210V209H81ZM86 210H88V208L86 209ZM92 210H94V209H92ZM107 210V211H108ZM121 210V209H120ZM119 210V211H120ZM126 209H124V211H125ZM131 210L129 211L128 210V212H130L131 213ZM148 210V209H147ZM146 210V211H147ZM207 210V209H206ZM262 210H264V208L262 209ZM24 211H26L25 209H24ZM52 211H54V210H52ZM65 211V210H64ZM76 211V212H77ZM90 211V210H89ZM89 211H88V214H89ZM96 211V210H95ZM97 211H99V210H97ZM127 211V210H126ZM144 211V210H143ZM180 211V210H179ZM198 211V210H197ZM5 212V211H4ZM57 212V211H56ZM72 212H74V211H72ZM83 212V211H82ZM86 212V211H85ZM102 212V211H101ZM100 211L98 212V213H101ZM207 212H208V210H207ZM251 212V211H250ZM255 212V211H254ZM51 213V212H50ZM91 213H92V211H91ZM147 214H148V212H146ZM189 213H191L190 211H189ZM258 213V212H257ZM26 214V213H25ZM24 214V215H25ZM65 214V213H64ZM74 214V213H73ZM85 214V213H84ZM84 214H83V217H84ZM87 214V215H88ZM93 214H95V213H93ZM93 214H91V215H93ZM106 214V213H105ZM123 214V213H122ZM129 214V213H128ZM128 214H125V216L127 217L128 216ZM146 214V215H147ZM202 214V213H201ZM263 214H264V212H263ZM7 215V214H6ZM55 215V214H54ZM58 215H59V213H58ZM66 215V214H65ZM86 215V214H85ZM98 215V214H97ZM101 215V214H100ZM102 215H104V214H102ZM114 215H116L115 213H114ZM118 215V214H117ZM130 215V214H129ZM149 215V214H148ZM124 216V217H125ZM131 216V215H130ZM130 216H128L129 218H130ZM152 216V215H151ZM154 216H155V214H154ZM186 216V215H185ZM200 216V215H199ZM252 216V215H251ZM56 217V216H55ZM89 217V216H88ZM101 217V216H100ZM106 217V216H105ZM104 217V218H105ZM111 217V216H110ZM187 217V216H186ZM203 217V216H202ZM247 217H248V215H247ZM36 218H38L37 216H36ZM35 218V219H36ZM40 218H43V217H40ZM63 217H61V219H62ZM65 218V217H64ZM63 218V219H64ZM74 218V217H73ZM87 218V217H86ZM112 219L113 218H115V216L114 217H111ZM134 218V217H133ZM144 218H146V216L144 217ZM254 218V217H253ZM6 219V218H5ZM57 219V218H56ZM88 219H90V217L88 218ZM87 219V220H88ZM91 219L93 220V218H92V216H91ZM97 219H98V217L96 218L95 217V219H94V221L96 220L97 221ZM119 219H122L121 218V216L120 217H118V216H116V218H115V226H119V225H122L121 223L123 222L124 223V221H120ZM142 219V218H141ZM148 219H149V216H148ZM33 220V219H32ZM38 220H40V219H38ZM37 220V221H38ZM71 220V219H70ZM83 220V219H82ZM86 220V221H87ZM124 220H127V218L126 219H124ZM165 220V219H164ZM186 220H188L187 218H186ZM241 220H243V221H241ZM246 222H245V221ZM257 220V219H256ZM263 220V219H262ZM84 221H85V218H84ZM93 221V222H94ZM95 221V222H96ZM98 221H99V219H98ZM110 221V218L108 219V222ZM113 221H112V223H113ZM172 221V220H171ZM193 221V220H192ZM195 221V220H194ZM193 221V222H194ZM60 223H61V221H59ZM83 222V221H82ZM91 222V221H90ZM128 222H132L131 220H129ZM134 222V221H133ZM137 218L135 217V224L133 225V223L132 224H130V226L131 225H133V226H135L136 224H137ZM145 222V221H144ZM153 222V221H152ZM152 222H151V224H152ZM159 222V223H160ZM184 222H185V219H184ZM188 222V221H187ZM192 222V223H193ZM197 222H198V220H197ZM139 223V222H138ZM142 223H143V219H142ZM141 223V224H142ZM150 223V222H149ZM170 223V222H169ZM177 223V222H176ZM245 223H247L249 226H247V227H251V229H250V231L249 232H247V230H245ZM74 224V223H73ZM81 224V223H80ZM83 224V223H82ZM81 224V226H83ZM87 224V223H86ZM92 224V223H91ZM96 224H98V222H96ZM99 224H101V220H100V223ZM140 224V225H141ZM173 224V223H172ZM175 224V223H174ZM173 224V225H174ZM187 224V223H186ZM189 224V223H188ZM200 224V223H199ZM76 225H78V224H76ZM108 225V224H107ZM110 225H112L111 224V222H110ZM127 225V224H126ZM165 225V224H164ZM196 225V224H195ZM38 226V225H37ZM37 226L35 227L34 226V228L36 229L37 228ZM48 226V225H47ZM46 226V229H48V227ZM193 226V225H192ZM263 226H264V224H263ZM96 227H98V225L96 226ZM120 227V226H119ZM122 227V226H121ZM138 227V226H137ZM136 227V228H137ZM141 227V226H140ZM143 227H144V224L142 225V228H141V230L143 229ZM147 227V226H146ZM145 227V228H146ZM187 227V226H186ZM189 227V226H188ZM197 227V226H196ZM75 228V227H74ZM74 228H72V229H74ZM112 228H113V226H112ZM112 228H110V230L112 229ZM115 229H118V228H116V227H114ZM156 228H158V226L156 227ZM191 228V227H190ZM27 229V230H26ZM41 229V228H40ZM43 229V228H42ZM63 229V228H62ZM82 229V228H81ZM86 229H87V227H86ZM85 229V230H86ZM122 229H125V228H123L122 227ZM121 229V230H122ZM127 229V230H128ZM150 229V228H149ZM161 229V228H160ZM65 230V229H64ZM94 230V229H93ZM195 230V229H194ZM21 231V232H20ZM45 231L46 230H44L43 231V233H45ZM72 231V230H71ZM82 231V230H81ZM96 231V230H95ZM109 231V230H108ZM108 231H107V233H108ZM123 231V230H122ZM37 232H38V228H37ZM46 232H48V231H46ZM65 232V231H64ZM70 232V231H69ZM75 232V231H74ZM86 232H87V230H86ZM89 232V231H88ZM110 232V231H109ZM117 232H119V230L117 231ZM117 232H116V234H117ZM155 232V231H154ZM30 233V232H29ZM42 233V232H41ZM41 233H39V234H41ZM42 233V234H43ZM79 233V232H78ZM80 233H82V232H80ZM90 233H92V232H90ZM93 233H95V232H93ZM92 233V234H93ZM119 233H121V232H119ZM124 234H126L125 233V231L123 232ZM39 234H37V235H39ZM41 234V235H42ZM66 234H67V232H66ZM66 234H64V238H65V235ZM70 234H72L71 232H70ZM97 234V233H96ZM99 234V233H98ZM106 234V233H105ZM112 234V233H111ZM68 235V234H67ZM73 235H74V233H73ZM104 235V234H103ZM113 235V234H112ZM32 236V235H31ZM61 236V235H60ZM84 236V235H83ZM99 236V235H98ZM98 236H95V238L96 237H98ZM109 236H110V233H109ZM21 237V236H20ZM89 237V236H88ZM90 237H92V236H90ZM100 237V236H99ZM98 237V239L97 240H94V241H96V242H94V243H90L91 241H89V243L91 244V245H89V246H86V248L87 247H89V250L86 252V250H85V252H86V254H84V255H88V252H89V254L91 255V254H96L97 253V251H99V250H101L102 248V246L105 244V245H107V242L109 241V239H108V241H106L107 239L105 238L106 237V235H105V239L103 238V236H101L100 238ZM108 237V236H107ZM112 237V236H111ZM110 237V239L112 240V238ZM39 238V236H37V238H35V239H38ZM51 238V237H50ZM54 238V237H53ZM57 237H55V239H56ZM61 238V237H60ZM86 237L84 236V239H85ZM94 238V239H95ZM119 238L122 240V236L120 237L119 236ZM119 238L117 239V241L119 240ZM47 239V238H46ZM54 239V240H55ZM91 239V238H90ZM19 240H21V239H19ZM45 240V239H44ZM57 240V239H56ZM62 240V239H61ZM82 240V239H81ZM80 240V241H81ZM88 240V239H87ZM87 240H85V241H87ZM120 240V241H121ZM23 241V240H22ZM66 241V240H65ZM75 241H76V239H75ZM82 241H84V240H82ZM115 240H113V242H114ZM45 242V241H44ZM54 242V241H53ZM67 242V241H66ZM88 242V241H87ZM111 242V241H110ZM136 242L138 243V246L136 245ZM19 243H20V241H19ZM18 243V244H19ZM48 243V242H47ZM57 243H58V241H57ZM75 243V242H74ZM82 243V242H81ZM84 243V242H83ZM118 243V242H117ZM239 243H241V246L240 247H245V246H247L248 248H244L245 249V251H243L242 253H239L240 252V250H239ZM248 243H250V244H248ZM113 244H115V243H113ZM35 245V244H34ZM49 245V244H48ZM50 245H52V244H50ZM88 245V244H87ZM251 245H252V247L253 248H250L251 247ZM37 246V245H36ZM45 246V245H44ZM64 246V245H63ZM67 246V245H66ZM75 246V245H74ZM78 246V245H77ZM82 246V245H81ZM112 246H114V245H112ZM137 246V247H136ZM27 247V246H26ZM35 247V246H34ZM33 247V248H34ZM76 247V246H75ZM19 248V247H18ZM44 248V247H43ZM57 248V247H56ZM59 248V247H58ZM64 249V247H61V249ZM71 248V247H70ZM105 248H106V246H105ZM115 248V247H114ZM242 248H240V249H242ZM55 249V248H54ZM60 249V250H61ZM67 249V247H65V250ZM71 249H73L72 251H74L75 252V249L74 248H71ZM25 250V249H24ZM59 250V252L61 253V251ZM65 250H63V251H65ZM111 250V249H110ZM255 250V249H254ZM44 251V250H43ZM76 251H78V250H76ZM109 251V250H108ZM120 251V250H119ZM45 252V251H44ZM57 252V250L55 251V254H57L56 253ZM70 253H71V250L69 251ZM68 252V253H69ZM74 252H73V254H74ZM100 252V251H99ZM98 252V253H99ZM259 252V251H258ZM49 253V252H48ZM50 253L52 254V251L50 250ZM49 253V255L50 256H52L51 254ZM64 253L65 252H63V257H64ZM67 253V252H66ZM66 253H65V255H66ZM80 253V252H79ZM98 253H97V255H98ZM101 253H102V251H101ZM111 253V252H110ZM123 253V252H122ZM224 253H225V256H224ZM254 253V252H253ZM252 253V254H253ZM8 254V253H7ZM73 254H72V256H73ZM107 254V253H106ZM109 254V253H108ZM239 254H241V255H239ZM251 254V255H252ZM36 255V254H35ZM48 255V256H49ZM69 255H71V254H69ZM75 255V254H74ZM80 255V254H79ZM96 255V256H97ZM112 255V254H111ZM110 255V256H111ZM120 255V254H119ZM8 256V255H7ZM40 256V255H39ZM49 256V258H51ZM114 256V255H113ZM219 256V257H218ZM220 256H223V257H220ZM257 256H258V254H257ZM6 257V256H5ZM33 257H35V256H33ZM32 257V255L31 254H29V255H27V256H25V257H23V258H20V257H18V256H16L15 255V258L14 259H10V260H7V262H6V264H36V262H37V260L35 259V258H33ZM66 257V256H65ZM65 257H64V260H65ZM98 257V256H97ZM96 257V258H97ZM54 258H57V256L56 257H53L52 258V261H53V259ZM73 258H75V256H73ZM77 258V257H76ZM89 258H91V257H89ZM110 258V257H109ZM116 258V257H115ZM254 258V257H253ZM70 259V258H69ZM81 259V258H80ZM103 259V258H102ZM111 259V258H110ZM114 259V258H113ZM249 259V258H248ZM247 259V260H248ZM40 260V259H39ZM48 260V259H47ZM50 260V259H49ZM48 260V261H49ZM63 260V259H62ZM97 260V259H96ZM243 260V259H242ZM245 260V259H244ZM52 261H49V262H52ZM56 261H57V259H56ZM81 261V260H80ZM79 261V262H80ZM40 261H38V263H39ZM55 262V261H54ZM66 262H67V258H66ZM66 262H64L65 264H66ZM37 263V264H38ZM61 263H63L62 261H61ZM101 263V261H99V264ZM104 263V262H103ZM102 263V264H103ZM241 263V260H240V262H239V264ZM40 264V263H39ZM51 264V263H50ZM93 264H97V263H94L93 262ZM111 264V263H110ZM112 264H113V262H112Z\"/></svg>","mask_w":264,"mask_h":264}]
</instances>
